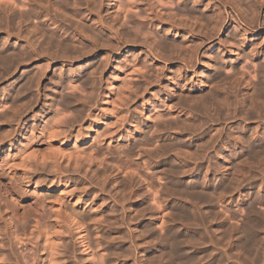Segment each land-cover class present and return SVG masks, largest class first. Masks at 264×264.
Listing matches in <instances>:
<instances>
[{
	"label": "rangeland",
	"instance_id": "obj_1",
	"mask_svg": "<svg viewBox=\"0 0 264 264\" xmlns=\"http://www.w3.org/2000/svg\"><path fill=\"white\" fill-rule=\"evenodd\" d=\"M4 1H6L5 2V4H3L4 3ZM8 1V2H7ZM12 1H13V3H12ZM40 1H43V0H40ZM38 2L37 0H36V3H37V7H35L36 6V4L34 5V4H32L33 2H35V0L33 1H29V3H27L28 2V0H3L2 2L3 3H0V7H1V4H3L2 5V7L0 8V10L2 11V9H4L3 11H6V12H1L3 15L1 16V14H0V16L4 19V18H6L4 21H6V20H8L9 21V25H8V22H6V25H5V23H4V21H3V19L0 21V26H2L1 28L2 29H4V28H6V27H8V29H5V30H0V31H6V33H8L9 35H7V34H5L4 32H0V56L2 57H0L1 59H3V56L5 57V54H6V56H7V54H10L11 52H13L12 50H14V51H16V52H14V54H15V60L17 61H13V62H16L17 64H18V62L21 64H19L18 66H16L17 64L16 63H14V65L16 66V68H15V66L13 65V62L12 61H9L8 60V62L6 61V60H4V63H2V60H1V64H0V66L2 65V64H6V65H3V68H1L0 67V118H3L4 116H5V118H3V120L5 119V121H3V120H0V172H4L5 171V168L3 167V165H4V163H6L8 160L10 161V159L14 156V154L16 155V154H18V153H21L20 151H21V149H22V146H24L25 144H26V142H27V140L29 141L33 136H31V135H34V137L36 136H38V134L40 133V130H41V132L43 131V128L45 129L46 127H47V125L46 124H48L47 123V121L46 120H44V119H47L48 120V118H49V116H50V118L51 119H53V121L51 120V119H49V121L51 120V122H49L50 124H48V125H52L53 124V122H54V118L55 117H57V118H55V120H57V123L60 125L59 127H58V125L55 123V128L57 129H59V132L61 133V137H60V135H57V133H58V130H57V132H56V136H57V139H56V136H55V138L51 141L52 143H53V147H51L49 150H48V153L50 152V153H54L53 155H52V159L53 158H55L57 161H55V162H53V160H55V159H53V160H51L50 161V159H49V161H47L46 162V164L47 165H49V166H47V167H49V168H47V170H46V168H44V166L46 167V165H44L43 166V169H40V170H38L37 169V171L36 170H32L34 167V165H32L33 163L32 162H29V164H28V162H25V165L27 166H25L27 169V173L29 174L30 173V177L32 178V180H31V185L34 187V185L36 184V185H38L37 184V182H39V180H40V182H39V184L41 183V179L43 178V180L44 181H48L49 179L50 180H52L53 179V177H55L54 179H53V183H54V185L56 184V187L54 188V191L53 190H51V191H47L46 192V190H42L41 191V193H42V195H44L43 197H44V199L46 200V203L47 204H51L53 207L55 206V209H58V210H60L61 212H63L64 211V213H62V218L64 217V218H67V220H68V217H70L69 216V214L71 215V213L72 212H69L68 213V210L69 211H74V210H72L73 208L74 209H76V210H79V211H76V213L77 212H80V213H82V212H84V211H86V213H88V215H90V213H91V215L89 216L90 218L89 219H91V220H89L88 219V215L86 214V213H84V214H86V216H85V220H84V225L86 226V224L88 223V222H86L87 220L88 221H92V216L94 217V221L95 222H93L92 221V225L90 224V223H88L87 224V226H88V228L87 227H84V228H86V229H88L89 230V232H91V233H89V232H87L88 233V235H90L89 237L90 238H88L87 239V245H88V247H90L88 250L86 249L87 247L86 246H83V244L85 245V243L82 241L83 239H81L82 238V234L80 233V229H75V225H74V223H70V222H67V224H63L62 222H60V226L63 224V226L65 225V226H69L70 225V227L72 228V227H74V228H70V227H68V228H70V229H68V232L69 233H71V234H68V232H65V230H67V228L64 226V228H66L65 230H64V228H63V226H62V228L61 229H59V225H57V227H56V231L55 232H58V229L60 230V233L58 234H55V235H53V236H55V237H53L54 239H56V240H54V241H56V242H54L56 245H58V246H56L57 247V249L55 248L54 249V251H53V253L54 254H56L57 256H58V254L57 253H55V251L57 250V252H59V254L61 253V252H64V253H61L62 255L60 256H55L54 255V257L58 260H56L54 257H53V254H52V257H51V259H49L48 260V258H49V255L50 254H48V256H47V253H46V250H45V244L43 243V239H41V238H39V240L37 239V241L34 243V241H35V239H36V237H35V239H34V241H33V239H32V242H33V244H32V242L30 243V242H24V243H17V240H16V238L13 236V235H9L8 234V229H6V226H3L2 224H0L1 226H2V228H4L5 230H4V232L6 231L7 232V234H6V237H9V238H7V241H6V239L4 238L3 239V237L2 236H0L1 237V240H0V263L1 264H17V262H18V264H48V261L50 262V260L52 261V259H53V262L51 263L50 262V264H99V263H97V262H99V256H101L100 257V259H101V261L105 258V260H107L108 258V260L107 261H110V263H108L107 261H105V260H103L102 262H101V264H134V262L136 261V263L137 262H139V263H137V264H144V263H146V264H148L149 262H151V263H149V264H172V262H170L169 260L170 259H168V260H166L167 258H171L170 256L174 253V251H172L171 250V252H170V250H168V248H171V246H173V247H178V248H180V251H181V249H182V251H183V253L184 254H186V255H190V256H193L194 257V259H195V261L197 262L198 260V258H197V253L195 254V253H190L189 251H186V249L188 250L189 248H191V246H203V245H205V242H206V244L207 245H205V246H203V247H205V250L203 251L204 253V255H206V253H207V251L209 252V249L211 248V247H217L216 246V243L217 244H220V246H219V248L217 247V248H213V250H212V248H211V250H212V252H214L213 253V256H214V258H215V260H216V262L218 261V257L220 258H222V263L224 262L225 264H237V263H239V261L237 262V260H240V259H242V256H244V251L242 250L241 251V248H239V246L240 245H237V244H240V241H242V239L248 234L249 235V237L247 236L246 238H244L243 240H245V239H247V238H251L252 237V235H253V233H251L252 231H250V228L248 227V224H247V222L246 221H248V218H254L253 219V221L255 220L256 221V219L255 218H258L259 216L261 217H259L260 219H261V221H260V219L258 218L257 219V223L259 224V222L261 223L260 225H258L257 223H255V221L253 222V225H254V223H255V225H254V227L257 225V227L255 228V229H257V231H259V233L255 236H253V238H255V237H257V241H259L260 242V244H264V232H262V231H264V226H262L264 223V217H263V215H264V204H263V202H262V199L264 200V196H262V195H264V188H263V186H264V181H263V183H262V181H261V179L262 180H264L263 178H264V168L262 169V168H259V166L261 165V162H263V164H264V161H262V160H264V155H263V153H264V151H261V152H263V153H260L259 155H256V158H259V157H257V156H260L261 154V156L263 157V159H262V157H260V159H262L261 161H260V163L258 162V160L256 161L255 159H254V157L252 158V161H251V155H252V153H251V151H250V148H246L245 146H241L242 144H244L243 143V141L244 142H246L245 140H247V138H248V140H247V144L246 145H250V143H251V145L250 146H253V145H255V144H257L258 146H261V144H262V146L264 145V141H263V139H264V122H263V124H262V122H261V120L262 121H264V117L261 115V112H263L264 113V106H263V104H264V99H262L263 101L262 102H260V100H258L257 101V99H255L256 101H255V103L253 102L254 101V98L253 99H251L252 97L251 96H253L252 94H251V92L249 93V94H247L248 92L247 91H249V89H247V88H249V86H247V85H249L250 83H258L259 81H260V84H261V86L264 84V76H263V73H264V71H263V69H264V60L262 59L261 60V56H264L263 54H264V9L260 12V13H257V12H255L256 10L254 9V0H238V1H234V3L236 2L238 5H234V3H232L233 2V0L231 1V0H226V5H228L229 6V4H230V1H231V4H230V8L228 7V6H222V10H223V8H224V10H225V13L228 15L227 17H228V19H227V21L224 23L225 25H223V28L220 30V32H218V34H217V37H215V38H213L212 40L210 39V41H208V43H206V44H204L199 50H198V59L200 60V63L199 64H197V65H195V64H191V63H187L188 62V55H190V53L191 52H193L194 51V48L195 47H193V44H194V46H196V44H195V42L197 41V37H199V36H203V35H200L201 33L202 34H204L205 35V33H204V31L206 30V29H208V27H209V30H210V27H211V25H212V21L214 20L215 21V16H216V14H217V12L216 11H218V9H219V7H218V5L215 3V2H213L212 0V2H210V0H198L199 1V3H198V1L197 0H193V4H194V6L192 7V1L191 0H180V4L177 2V0L175 1H171V0H169V3L171 4H169L168 2H166L165 0H163L164 2H163V6H162V4H159L158 3V1L159 2H161L162 3V1L161 0H132V1H130V3L132 4V7L134 8H132L131 7V4H129V3H126L127 1H125V0H123L125 3H123L122 2V0L120 1V0H112L113 2H114V4L112 3V1L111 0H97L96 2H95V0H93L94 1V3H96V4H94L93 3V1H91L92 2V4H91V2H89L88 0H87V3H88V6H87V3H85L86 2V0H84L83 2L84 3H82L81 1L79 2L78 0H75V1H73V2H78V3H81V4H79L80 6L81 5H83V4H85L87 7H89V5L91 4V6H94L95 7V5L96 6H98L99 8L100 7H102L100 10H99V8L97 7V10H99V11H97L96 9H93V7H91V11H90V8H88L87 9V7H84V6H81L82 8H80V9H78V8H76V6H72L73 5V3L71 2L72 0H69V1H67V0H60L59 2H60V5H58L59 3H57L58 2V0H57V2H56V0L54 1V0H45V1H47V2H50L49 3V5H48V3L46 2V3H44V1H43V3H42V6L43 7H41L40 5H38V3H40L41 4V2ZM62 1V2H61ZM101 3H99V2ZM119 1H120V3H119ZM197 1V2H196ZM229 1V2H228ZM243 1V2H242ZM0 2H1V0H0ZM10 2V3H9ZM15 2H16V4H15ZM31 2V3H30ZM52 2H53V4H54V6L52 5ZM55 2V3H54ZM118 2V6L116 7V3ZM172 2V3H171ZM181 2H183V3H181ZM186 2V3H185ZM187 2H188V4H187ZM222 2H223V4H224V0H222L221 1V4H222ZM251 2H252V4H251ZM6 3H7V5H6ZM14 4L13 6H12V4ZM61 3H65L64 4V7H66L65 5H67L68 7H67V10H65V12H63L64 10H63V8L64 7H62L63 5H61ZM70 3L72 4V5H70ZM76 3H74V4H76ZM77 3V4H78ZM153 3V4H152ZM167 3V4H169V5H165V4ZM200 3H202V4H200ZM211 3V4H210ZM213 3H215L216 4V10H215V8H214V4ZM228 3V4H227ZM24 6H23V5ZM29 4V5H28ZM30 4H31V8H30ZM43 4H47L46 5V7L43 5ZM53 6V7H51V9L50 8H48V7H50L51 5ZM56 4L58 5L57 6V8H56ZM76 4V5H77ZM122 4H125V7L126 6H129L130 8H131V12L129 11L130 10V8H129V10H128V8L126 7V8H123L124 7V5H122ZM127 4V5H126ZM178 4V5H177ZM184 4V5H183ZM186 4L188 5V7L186 6ZM189 4H191V5H189ZM242 4V5H241ZM245 4H247V6L245 5ZM6 5V6H5ZM34 5V6H33ZM101 5V6H100ZM113 5V6H112ZM154 5V6H153ZM209 5V6H208ZM212 5H213V8H212ZM231 5H233V7H237V6H241V7H238L236 10H237V12H236V15H242V14H244V15H246L247 13V15H248V17H249V15L251 16L253 13L252 12H255L256 14L254 15V17L253 18H258V25L257 24H253V26L255 25L256 26V28H255V26L253 27L252 26V28H251V31H248L245 35H244V33H243V30H242V25L243 24H245L244 22H243V20L242 19H247V16H244V15H240V17H243V18H241L240 19V17H239V19H240V21H241V23H242V25H241V28H240V25L239 24H237V23H235V22H233V19H229L231 16H233V14L235 13V9L233 8V7H231ZM248 5H251V6H248ZM4 6H5V8H6V10H5V8H4ZM71 6H72V8L74 9L73 11H72V8H71ZM119 6H123V7H119ZM180 6H183V7H187V8H190V9H193V14L191 13V15L190 14H182L181 12H179V10H178V8L177 7H180ZM189 6H191V7H189ZM201 6H202V8H201ZM203 6H204V9H205V6L207 7L205 10L203 9ZM9 7V8H8ZM34 7H35V10H34ZM43 8V9H40V8ZM44 7H45V9H44ZM62 8L61 10H63V11H61L60 12V9H58V8ZM113 7V8H112ZM148 7H149V9L151 10H149L148 9ZM211 7V9H213V10H209V8ZM218 7V8H217ZM11 8V9H10ZM30 8V9H29ZM36 8H38L39 10H42V11H39V10H36ZM55 8V9H54ZM86 8V9H85ZM152 8V9H151ZM182 8V7H181ZM250 8V9H249ZM34 10L33 12H34V15L32 16L31 14H32V12H31V14L29 15L28 13L30 12V11H32V10ZM46 9H48V13H47V11H46ZM50 9V10H49ZM79 11H78V10ZM83 9H84V11H83ZM115 9V10H114ZM119 9V10H118ZM121 9H122V11H121ZM123 9L124 10H128L127 12L126 11H123ZM195 9V10H194ZM220 9V11H222ZM227 9L229 10L230 9V11H228V12H226L227 11ZM231 9H232V11H231ZM29 10V11H28ZM56 10H57V12H56ZM75 10H77V11H75ZM80 10H81V12H80ZM92 10L94 11V13H92ZM96 10V11H95ZM149 10V11H148ZM209 10V11H208ZM235 10V11H234ZM38 11V12H37ZM69 11H71V12H69ZM75 11V12H74ZM86 11V13H84ZM88 11H90L91 12V14H90V12H88ZM175 11V12H174ZM195 11H197V12H195ZM213 11V12H212ZM214 11L216 12L215 14H211V15H209L211 12L212 13H214ZM252 11V12H251ZM24 12H27V13H24ZM41 12V13H40ZM44 12H46L47 14H48V16H47V14L46 13H44ZM52 12V13H51ZM54 12H56V14L54 13ZM60 12V13H59ZM66 12H69V17L71 16H73L72 17V19H70L71 20V23L73 24L74 23V21L76 22V26L78 27V23H84L85 25H79V26H82L83 28H81V27H78L79 29L77 30V28L76 27H74V28H76V29H74V28H72V26H71V23L69 22L70 20H68L69 18H68V16H67V14H66ZM76 12H77V14H76ZM80 12V13H79ZM83 12V13H82ZM87 12H88V14H87ZM96 12H98V14L96 13ZM151 12V13H150ZM173 12H174V14H173ZM210 12V13H209ZM234 12V13H233ZM247 12V13H246ZM250 12H251V14H250ZM24 13V14H23ZM35 13H37V15H35ZM39 13V14H38ZM65 13V14H64ZM76 14L77 15V17L75 16V15H73V14ZM82 13V15H80V16H78L79 14H81ZM170 13H172V14H170ZM196 15H195V14ZM237 13H240V14H237ZM246 13V14H245ZM4 14H6V15H4ZM19 14H21L22 16H20ZM25 14H28V15H25ZM41 14H43V15H41ZM44 14H46V16L44 15ZM53 14L54 15H56V16H54V17H60L61 16V14L63 15L64 14V16H61V19L60 18H55V20L56 21H54L53 19H54V17H52L53 16ZM84 14H85V16H84ZM134 16H133V15ZM136 14H138V15H136ZM172 15V16H174V15H177L178 14V17L176 16V18H175V16L174 17H172V16H170V15ZM179 14H180V16H179ZM202 14L203 15V17L201 16V18L203 19V21H204V19H205V21H207V19H208V21H209V18L210 17H212L213 15V17H215L214 19H213V17L210 19V22H208L207 21V23H209L208 25L207 24H205L204 22V25L206 26L207 25V27H205V26H202V28L203 27H205L204 28V31L202 32L201 30H203L202 28L200 29V27H201V23H202V21H201V18H200V15ZM258 14V15H257ZM39 15V16H38ZM94 15H96V16H94ZM116 15H117V17H116ZM131 15V16H130ZM158 15V16H157ZM184 17V16H192V18L190 19V18H188L187 17V19H186V17L185 18H183L182 19V16ZM199 15V16H198ZM204 15H207V18H205L206 16H204ZM208 15H209V17H208ZM5 16V17H4ZM18 16H20V17H22L23 18V21L21 22V20H20V17H18ZM27 16V17H26ZM43 16H45V17H43ZM66 16V17H65ZM75 16V17H74ZM82 16H83V18L85 17L86 19H84L83 20V18H82ZM88 16V17H87ZM92 16V17H91ZM138 16V17H137ZM139 16H141L142 17V19H141V17L139 18ZM154 16H156L158 19H159V21H158V19L156 18V17H154ZM167 16H169V21L171 22V21H173V19L175 18V20L171 23L172 25L173 24H175V29L172 27V25L170 24V22L169 21H167V22H169V23H167V22H165L166 20H167ZM195 16H198V18H197V20H194L193 19V17L196 19V17ZM257 16V17H256ZM259 16V17H258ZM25 17L26 18H28V19H25ZM43 17V18H42ZM51 17V18H50ZM70 17V18H71ZM96 18V20H98V23H97V21L95 20V23L93 22L94 20L93 19H95ZM133 17H135L134 19H130V18H133ZM180 17V18H179ZM246 17V18H245ZM7 18H9V19H7ZM19 18V19H18ZM49 18V19H48ZM64 18V19H63ZM66 18H68V19H66ZM116 18V19H115ZM117 18H118V20H117ZM155 18H156V20H155ZM44 19V20H43ZM62 20V21H59V20ZM88 19H90L89 20V22H87L88 21ZM102 19V20H101ZM161 19L164 21L165 19V21H164V23L161 21ZM179 19L183 22V23H181V21H179ZM14 20V21H13ZM20 20V21H19ZM49 20V22H47ZM67 20H68V22H67ZM78 20H79V22H78ZM81 20V21H80ZM83 20V21H82ZM133 20V21H132ZM137 21V23H136V21ZM184 20V21H183ZM212 20V21H211ZM251 19H250V17L248 18V20L247 21H250ZM3 21V22H2ZM27 22V26H25L26 24V22ZM92 21V22H91ZM100 21H104L103 23H105V24H103L102 22H100ZM129 21H132V22H129ZM135 21V22H134ZM162 22L161 24L159 23V22ZM197 21V22H196ZM14 22V23H13ZM23 22H25V23H23ZM61 22H63V23H61ZM174 22H176V23H174ZM201 22V23H200ZM227 22H229L228 24H227ZM54 23H56V24H54ZM69 23V24H68ZM100 23V24H99ZM107 23V24H106ZM210 23H211V25H210ZM235 23V24H234ZM261 23V24H260ZM11 24V25H10ZM23 24V25H22ZM43 24V25H42ZM53 24V25H52ZM75 24V23H74ZM89 24V26H90V29H89V26H87ZM94 24H96V26L94 25ZM99 24V25H98ZM121 24H122V26L124 25V28H125V31L127 32H123V34L121 33V31H123L124 30V28L121 26ZM169 24V25H168ZM176 24H178V26L180 27L182 24L184 25H182L181 27H184L183 29L180 27V29H179V27L176 25ZM180 24V25H179ZM4 25V26H3ZM68 25H70V27H67ZM101 25H105L104 27L103 26H101ZM107 25H108V27H107ZM114 26V27H112V26ZM168 25V26H167ZM171 25V26H170ZM259 25H261V27L259 26ZM37 26V27H36ZM45 26V27H44ZM50 26V27H49ZM53 26V27H52ZM98 26V27H97ZM100 26V27H99ZM110 26H111V28L113 29L114 28V30H116V31H114V30H111V34H110V31H109V33H108V31L107 30H110L109 28H110ZM39 27V28H38ZM47 27V28H46ZM64 27V28H63ZM86 27H88V28H86ZM92 27V28H91ZM93 27H95L98 31H96V29L95 28H93ZM105 27L106 28H108L107 30L105 29ZM122 27V28H121ZM168 27H169V29H168ZM172 27V28H171ZM191 27V29L190 30H192L193 29V31H192V33H190V34H188V35H186L185 33H186V30H188L189 28ZM260 27V28H259ZM11 28H12V30H11ZM38 28V29H37ZM40 28H42V29H40ZM54 28V29H53ZM66 28V29H65ZM72 28V29H71ZM99 28V29H98ZM177 28V29H176ZM239 28V29H238ZM255 28V29H254ZM29 29H33L32 31H33V35L35 34L38 38H40L39 40L37 39V38H35L36 36L34 35H32V31H30ZM48 29V30H47ZM63 29V30H62ZM64 29L65 30H67V29H69V30H67V31H64ZM74 29V30H73ZM82 30V31H79V30ZM84 29V30H83ZM87 29V31H86V33H88L87 35H86V33H85V30ZM92 29H95L94 31L92 30ZM105 29V30H104ZM195 29V30H194ZM254 29V30H253ZM7 30H8V32H7ZM35 30V31H34ZM89 30H90V32H89ZM177 30V31H176ZM232 30H234V31H237L238 32V34L237 35H239L237 38L235 37V38H233V39H229V35L228 34H230V33H232L231 31ZM242 30V31H241ZM9 31H11L13 34H11ZM30 31V32H29ZM46 33H45V32ZM49 33H48V32ZM61 31H63L64 33L65 32H67V34L68 35H70V37L72 38H75V39H77V40H75L74 39V41H73V38H72V41L70 40L71 38L70 37H67L66 35H64L63 34V32H61ZM73 31V32H72ZM75 31H79V33H77V32H75ZM114 31V32H113ZM118 31V33L117 34H119L120 35V33H121V37H125V35H127L129 32L132 34V36H134V35H136V34H138V40H137V38H136V36L135 37H132L131 36V34L129 35V37L131 36V40L129 41V39H127L126 37H125V39L123 38L122 39V43L121 42H119V43H117L116 41V43H117V45H118V47H117V45H116V43L114 42V35L116 34V32ZM138 31H141V32H139V33H136L135 34V32H138ZM189 31V30H188ZM195 31H197V32H195ZM206 31H208V30H206ZM205 31V32H206ZM230 33H229V32ZM44 32V34H42V33ZM70 32H71V34H70ZM133 32V33H132ZM169 32V33H168ZM201 32V33H200ZM14 33H15V35H14ZM31 34V36H33L34 38H35V40L34 39H32V38H30L31 36H29L30 34ZM74 33H75V35H74ZM80 33H82V35H83V33L85 34L84 35V38H83V36L81 37V35H80ZM91 33V34H90ZM94 33V34H93ZM113 33H115V34H113ZM126 33V34H125ZM199 34V35H197V34ZM208 34L210 33L211 34V31L209 32H207ZM97 38V37H99L98 38V40L96 39V38H94L93 37V35ZM125 34V35H124ZM170 34V35H169ZM2 35V36H1ZM11 35H12V37H11ZM20 35V36H19ZM56 35V36H55ZM78 35H80V36H78ZM88 35H89V37H88ZM92 35V36H91ZM98 35V36H97ZM184 35V36H183ZM186 35V36H185ZM193 35H195V36H193ZM207 35V34H206ZM242 35V36H241ZM17 36H19L18 38H17ZM22 36V37H21ZM28 36V37H27ZM48 36H50V38L51 39H49V40H51L52 41V39H54L50 44L52 45V47H50L51 45L50 44H45L46 42H47V40H48ZM54 36V38H52ZM61 36V37H60ZM63 36V37H62ZM75 36V37H74ZM93 37V38H91V37ZM128 36V35H127ZM190 36H192V37H190ZM8 39V40H6V38ZM10 37V38H9ZM23 37H24V39H28V40H30V44L31 45H33V44H35V46H33V48L34 49H36L37 50V54H38V56H39V58H38V56H33L32 55V53H31V50H29L28 49V46H27V48H26V46H25V42H27L26 40H24L23 39ZM80 37V38H79ZM100 37H101V39H100ZM111 37H113V39L111 38ZM128 37V38H129ZM195 37V38H194ZM242 39H241V38ZM246 39H245V38ZM2 38H3V40H2ZM45 38H47V40L45 41L44 39ZM70 38V39H69ZM81 38H83L82 40H81ZM87 38L89 39V38H91V40L92 41H96V44L97 43H99L97 46H96V48L97 49H95V47L93 46V47H90V43H91V40L89 39V42H87L88 40H87ZM136 38V39H135ZM219 38V39H218ZM57 39H60L59 41H57ZM93 39H95V40H93ZM106 40V41H110V42H106V41H104L105 42V46L106 45H108L107 47L110 49V53H109V56L111 57L110 58V62H109V64H107V65H105L106 66V69H104V71H103V69L101 68L102 66L104 67V65H103V59L105 58V54H106V56H107V52H109V49L106 47V49H107V51H106V49H105V46H103V47H100L101 45H104V43L102 42L103 40ZM112 39V40H111ZM132 39H133V41H132ZM135 39V40H134ZM163 39V40H162ZM226 39H229V40H226ZM235 39L237 40V41H235ZM243 39L244 40H248V42L250 43V42H252L251 43V45L252 46H249V45H247V47L246 48H241L240 47V41L242 42L243 41ZM4 40H5V42H4ZM43 40H44V42H43ZM48 40V42L47 43H49L50 41ZM62 40V41H61ZM99 40H101L100 42H97V41H99ZM143 40H145V41H143ZM223 41V43H222V46H221V41ZM32 41V42H31ZM64 41H66V44L67 45H65L66 46V49H65V46H64V44H65V42ZM73 43H71V42ZM75 41H77V42H75ZM113 41V43H111ZM124 41V42H123ZM126 41H128L129 42V44H128V42H126ZM136 41H138L137 42V44L135 43V45L133 44L134 42H136ZM147 41V42H146ZM182 41V42H181ZM218 41H220V42H218ZM225 41L227 42L228 41V43H229V45L227 46V45H224V44H226L225 43ZM233 42V43H235V44H232V45H230L231 43L230 42ZM235 41V42H234ZM3 42L6 44H4L3 45ZM20 42V43H19ZM56 42H58V44L60 45V46H64V50H65V52H66V54H67V56L68 57H70V56H73L72 57V61H73V58L76 60H74L73 62H71V61H69V58L67 59L68 60V62L65 60V58H66V55H64L63 56V54H65V52L63 51V53H59V51L58 50H60V51H62L61 50V48H60V46H58V44H55ZM60 42V43H59ZM87 44H89V45H87ZM103 43V44H100V43ZM126 42V43H125ZM133 42V43H132ZM160 42H163L162 44L166 47V48H164V46L163 47H161L160 48V45H161V43ZM178 42V43H177ZM2 43V44H1ZM9 43V44H8ZM24 43V44H23ZM33 43V44H32ZM40 43V44H39ZM61 43H62V45H61ZM76 43V44H75ZM78 43H81V45H83V48H82V46L80 47V49L79 48H77V46H79L80 44H78ZM120 43H121V47L119 48V46H120ZM126 45H125V44ZM133 45H132V44ZM146 43V44H145ZM175 43H176V45H178L177 47L176 46H174L175 45ZM180 43L182 44V45H184L185 43V47H186V45H187V47H190V48H188L187 49V47L185 48L184 46H183V48L181 47V45H180ZM197 43V42H196ZM211 43V44H210ZM227 43V44H228ZM238 43H239V45H238ZM42 44V45H41ZM53 44H55V46L53 45ZM70 44H71V46H70ZM78 44V45H77ZM84 44H85V50L87 49V47H90V48H88V50H87V53H88V51H89V53H91V48H93L92 49V53L91 54H87L86 55V51H84L83 49H84ZM94 44H95V42H94ZM131 44V45H130ZM160 44V45H159ZM174 44V45H173ZM261 44V45H260ZM1 45H3V46H1ZM73 45H77L76 47H74ZM87 45V46H86ZM93 45V43L91 44V46ZM111 45H113L114 47L116 46L117 47V49H116V47H115V49H112V48H114V47H112ZM180 45V46H179ZM189 45V46H188ZM223 45H224V47H223ZM239 49H236V47ZM6 46V47H5ZM67 46H68V49H67ZM73 46V47H72ZM158 46H159V49H165L163 52H159V49H157L158 48ZM233 46V47H232ZM1 47H2V49H1ZM4 47V48H3ZM51 48V49H49L48 48V50H46V49H44V50H42L43 48ZM70 47V48H69ZM72 47V48H71ZM98 47H100V48H98ZM182 49H181V48ZM235 47V48H234ZM240 47V48H239ZM63 48V47H62ZM78 49V52H79V54L76 52V49ZM121 50H119V49ZM180 48V49H179ZM217 50H216V49ZM220 48V49H219ZM221 48H222V50H221ZM224 48H225V50H224ZM232 48V49H231ZM247 48H248V51H246L247 50ZM249 48H250V50H249ZM253 50H252V49ZM5 49H6V51H5ZM27 49H28V51H27ZM72 49H73V52H74V54H73V52H72ZM90 49V50H89ZM95 49V50H94ZM104 49V50H103ZM138 49V50H137ZM142 49V50H141ZM150 49L152 50L151 52H150ZM179 49V50H178ZM191 49V50H190ZM192 49H193V51H192ZM235 49L237 50L236 52H235ZM243 49V50H242ZM259 49V50H258ZM260 49L261 50H263V51H260ZM39 50V51H38ZM47 52H46V51ZM49 50H50V52L52 53V55H51V53L49 52ZM69 50H70V54H72V55H70L69 54ZM83 50V52H85L84 54H82L81 53V51ZM188 50V51H187ZM240 50H241V53H240ZM252 50V51H251ZM4 52V53H2V52ZM9 52V53H6V52ZM22 51V52H21ZM40 51H41V53H40ZM47 53V55H46V53ZM68 51V52H67ZM95 51H98V52H96L95 53ZM104 51V52H103ZM113 51V52H112ZM116 51H117V53H116ZM139 51V52H138ZM147 51L151 54V55H153L154 56V59L151 57V55L149 54V53H147ZM153 51H154V53H157V52H159L158 54H163V55H165V58H167V59H164L165 61H163V59L161 60V59H159L160 57H157L156 55H154V53H153ZM156 51V52H155ZM180 51V52H179ZM222 51V52H221ZM231 51H232V53H231ZM242 51H245V53H244V56L245 57H242L241 58V60L239 59V58H237L236 56L238 55V53H240V55L242 54ZM250 51H251V54H250ZM262 52V55H259V56H257V57H254V54H258L259 52ZM17 52H20V53H22V55L20 54V53H17ZM29 52V53H28ZM42 52H44L45 53V56H46V58H45V56L44 55H42L43 53ZM72 52V53H71ZM190 52V53H189ZM254 52V53H253ZM26 53V54H25ZM30 53H31V55H30ZM75 53H77L78 54V57H79V59H78V57H77V55L75 54ZM93 53H95V55L93 54ZM133 53H136V55H138V58H137V56L136 55H133ZM210 53V54H209ZM211 53H213V54H211ZM248 53V54H247ZM253 53V54H252ZM3 54V55H2ZM28 55V56H25V55ZM39 54H41V55H39ZM48 54H50V56H53V58L54 59H52V57L50 58L49 57V55ZM69 54V55H68ZM82 56H81V55ZM102 54V55H101ZM104 54V55H103ZM193 53H191V55H192ZM194 54H195V52H194ZM215 54V55H214ZM236 54V55H235ZM17 55V56H16ZM19 55H21L20 57L22 58L23 57V55H24V57L22 58L23 60H21V58L20 57H18ZM60 55V56H59ZM86 55V56H85ZM101 55V56H100ZM159 55V56H160ZM214 57V59H216L215 60V62H214V60L212 61L211 59L213 58L212 56ZM30 56V57H29ZM31 56H32V58H31ZM41 56V57H40ZM62 56V59H60V57ZM75 56H76V58H75ZM81 56V57H80ZM113 56V57H112ZM134 56H136L135 58H134ZM149 56V57H148ZM156 56V57H155ZM187 57V58H185L184 59V62H185V60L187 61V62H183V59H182V57L184 58V57ZM208 56H210L209 58H208ZM28 57H29V61H31V62H29L28 61V63H26L25 61L26 60H28ZM44 57V58H43ZM47 57L49 58V59H47ZM57 57H59V58H57ZM64 57V58H63ZM103 57V58H102ZM161 57H164V56H162L161 55ZM212 57V58H211ZM216 57V58H215ZM232 59H231V58ZM25 58V59H24ZM31 58V59H30ZM35 58H37V59H35ZM134 58V59H133ZM149 58H152V59H150L149 60ZM156 58H158L159 60H156ZM190 58V57H189ZM252 58H254V59H252ZM52 59V60H51ZM56 59V60H55ZM60 59V60H59ZM100 59V60H99ZM102 59V60H101ZM137 59V60H136ZM182 59V60H181ZM232 61H231V60ZM238 59V60H237ZM44 60V61H43ZM50 60L52 61V62H50ZM55 60V61H54ZM63 60H64V62L67 64H65V63H62L63 62ZM95 60V62L93 63V61ZM136 60V61H135ZM167 60V61H166ZM224 60H225V62H224ZM233 60H235V62H233ZM25 62L26 64H22L21 62ZM48 61V62H47ZM99 61V63H101L102 62V64H100V66H98L97 64H99V63H97L96 64V62H98ZM150 61V62H149ZM153 61V62H152ZM160 61H162V62H164V63H161ZM210 61H212V62H210ZM216 61H217V63H216ZM219 61H221L220 62V65L218 64L219 63ZM227 61V62H226ZM229 61V62H228ZM5 62H7V63H5ZM10 62V63H9ZM12 62V63H11ZM42 62V63H41ZM79 62H80V64H79ZM91 62H92V64L94 65V64H96V67L98 68V69H96L95 68V66L93 67L92 65H91ZM160 62V63H159ZM166 62V63H165ZM209 62V63H208ZM9 63V64H8ZM39 63V64H38ZM61 63V64H60ZM68 63H70V64H68ZM76 63V64H75ZM90 63V64H89ZM143 63L144 64H146V65H143ZM186 63L187 64H189V65H186ZM203 63V64H202ZM206 63H207V66H208V64H210V65H215L216 64V69H218L217 71H220V73L218 74V73H216V71H214V69H212V68H209V67H207L206 66ZM230 63V64H229ZM8 64V65H7ZM37 64V65H36ZM151 64V65H150ZM163 65V66H161V65ZM185 64V65H184ZM217 64H218V68H217ZM227 64V65H226ZM263 64V65H262ZM11 65V66H10ZM47 65V67L46 68H44L45 66ZM84 65L86 66V67H84ZM110 65V66H109ZM158 65V66H157ZM161 66V70H162V72H160L161 70H160V66ZM201 65V66H200ZM204 65V66H203ZM229 65L232 67V69L229 67ZM262 65V66H261ZM5 66V67H4ZM40 66H42V67H40ZM136 66V67H135ZM145 68V66L147 67V68H143V67ZM157 67V70H159V72L158 71H156V67ZM187 66V67H186ZM195 66V67H194ZM222 66V67H221ZM233 66L235 67V68H233ZM37 67H39L40 69L42 68H44V69H46V71L44 72V75H43V73H42V71H44V70H40L41 71V73L40 72H36V71H39V68L37 69ZM83 67V68H82ZM130 67H133V69L132 70H134L135 71V68H138L139 69V73H138V71H135V72H133V71H131V73H126V74H122V72L123 73H125V71H127V72H129L128 71V69L130 68ZM158 67H159V69H158ZM167 67V68H166ZM193 67V68H192ZM220 67V68H219ZM263 67V68H262ZM15 68V69H14ZM79 68H80V70H79ZM88 70H87V69ZM90 68H93V69H90ZM105 68V67H104ZM119 68V69H118ZM126 68V69H125ZM165 68V69H164ZM262 68V69H261ZM3 69H5V72H7L6 74H5V72L3 71ZM7 69V70H6ZM10 69V70H9ZM70 69V70H69ZM74 69V70H73ZM83 69V70H82ZM95 69V71H92L91 73L92 74H94L93 72H98V73H101L100 74V76H99V74L97 73V74H94L95 75V77H94V75H93V77H92V75H90V74H88L91 70H94ZM102 69V70H101ZM141 69V70H140ZM168 69V70H167ZM211 69V70H210ZM16 70V71H15ZM87 70V71H86ZM137 70V69H136ZM165 70V71H164ZM215 72H213V71ZM233 70V71H232ZM9 71H12V75H11V72H9ZM34 71V72H33ZM67 71H69L68 73H67ZM73 72L74 74H72L71 72ZM75 71V72H74ZM80 71V72H79ZM85 71V72H84ZM89 71V72H88ZM100 71V72H99ZM4 72V73H3ZM15 72V73H14ZM30 72H32V73H34V75L32 74V73H30ZM60 72H61V74H60ZM64 74H63V73ZM79 74H77V73ZM83 72V73H82ZM87 72V73H86ZM120 72V73H119ZM142 72V73H141ZM156 72H158V74L156 73ZM212 72V73H211ZM259 72H261V74L259 73ZM9 73V74H8ZM30 73V75H28V74ZM35 73H37V74H35ZM77 74V76H76V74ZM134 73V74H133ZM135 73H138V75H136ZM140 73H141V75L144 73L145 74V78H144V74L141 76L140 75ZM159 73H161V75L159 74ZM211 73V74H210ZM232 73H235V78L233 77V76H231V74ZM236 73L238 74V76L236 75ZM7 74H8V76H10V77H8L7 76ZM32 74V75H31ZM39 74H41V75H39ZM67 74V75H66ZM71 74H72V76H71ZM86 74H87V79H86ZM120 74V75H119ZM129 75V80H130V77L132 78L130 81L128 80V78H127V82L129 81V82H131V83H129V84H131V85H128V84H126V83H123V84H125V86L126 85H128L127 86V92L126 91H122L123 89H122V83L120 82L121 80H123L122 79V77L124 78V75H126V77ZM133 74V75H132ZM209 74V75H208ZM215 76H218L219 78L221 77L222 78V80H221V78L219 79L218 77H214L213 75ZM239 74H240V76H239ZM261 75V77H262V79H261V77H259L260 75ZM7 76L6 78L4 77V76ZM14 75V76H13ZM28 75V76H27ZM89 75H90V77H92V80H90L89 81V79H90V77H89ZM123 75V76H122ZM130 75H132V76H135V78L134 77H132V76H130ZM156 75V76H155ZM161 77H160V76ZM198 75V76H197ZM212 77H211V76ZM224 75V76H223ZM234 75V74H233ZM24 76H25V78L27 79L29 76H31V77H29L28 79H30V78H32L33 79V77H34V79H35V81H34V79L32 80V79H30L31 80V82L30 83H36V81H37V83H38V81H39V83H38V86L35 88V86H33L34 87V89L31 87L32 86V84H30L29 83V88L31 87L32 89L30 90V95H29V98H31L32 96V100L31 99H27L28 101H29V103L27 102V100H26V98L24 99L25 100V104H28V107H26L27 105H25V107H26V109H27V111H26V109H25V107H24V104L22 105V103H24L22 100H19L18 102H21L20 104L21 105H19V103H17L18 104V106L16 105V103H15V105H16V107H18L19 109L21 108V107H24V108H21L20 110L18 109V110H16L17 108H15V110H16V112L18 111V114H14V112H15V110H14V103H12V101H10V95H11V91L14 89V86H16V84L17 83H19L20 82V80L22 79V77L24 78ZM27 76V77H26ZM43 76V77H42ZM60 76H62V78H60ZM63 76H64V78H63ZM118 78H117V77ZM137 76V77H136ZM157 76H159L158 77V80L157 79H155V77H157ZM201 76H203V77H201ZM205 76V77H204ZM207 76V77H206ZM230 76V78L228 79V77ZM82 77H85V79H86V83H90V82H92L93 81V79H95L94 80V82L96 81L97 83H92L93 84V86L94 87H92V84H86V85H89L90 87H83V85H85L83 82H82V80L80 81L79 79H81ZM98 77L100 78L99 80H98ZM126 77L124 78V80H126ZM197 77H198V79H197ZM227 77V78H226ZM233 77V78H232ZM239 79H238V78ZM240 77H243L242 79L244 80V81H242V79H240ZM54 78V79H53ZM61 79V81L59 80V82H58V84L56 85V83H57V81H58V79ZM73 78V79H72ZM76 78V79H75ZM89 78V79H88ZM97 78V79H96ZM117 78V80L115 81V79ZM175 78H176V80H175ZM200 78V79H199ZM203 78V79H202ZM206 78H208V81H207V79ZM215 78V79H214ZM231 78H232V80H231ZM52 79H53V81H52ZM114 79V80H113ZM121 79V80H120ZM155 79V80H154ZM161 79V80H160ZM206 79V80H205ZM220 81V83L223 81V85H225V87L224 86H222V83L220 84V87L218 86V88H216L217 87V85H215L214 83H213V81H215V83L217 84L218 83V85H219V81ZM18 80V81H17ZM74 80V81H73ZM76 80L78 81V82H76ZM112 80V82H110ZM171 80L173 81V83L171 82ZM175 80V81H174ZM179 80V81H178ZM198 80L200 81V80H202V81H204L203 83H205V84H203L202 83V81H200L201 83H202V85H203V87L202 88H197L198 87V85L196 84L197 82H198ZM210 80H211V82H210ZM216 80L218 81V82H216ZM229 81V82H227V81ZM239 80H240V82H239ZM251 80V82H248V81H250ZM262 80V81H261ZM16 81V82H15ZM34 81V82H33ZM89 81V82H88ZM99 81V82H98ZM120 82V84H119V86H117L116 84H118L119 82ZM227 82V84H229L230 85V82H236L237 84V86L234 84L233 85V87L230 85H226V82ZM15 82V83H14ZM62 82V83H61ZM73 82H76V87H75V85H73V84H75V83H73ZM79 82L81 83V84H83V85H81V84H79ZM123 82V81H122ZM177 84H176V83ZM183 82V83H182ZM210 84H212V86L210 85L209 86V83ZM246 82V83H245ZM102 83V84H101ZM172 83V84H171ZM207 83V84H206ZM225 83V84H224ZM245 83V84H244ZM247 83H249V84H247ZM263 83V84H262ZM62 84H64V86L62 85ZM115 84V85H114ZM122 84V85H121ZM180 86H179V85ZM193 84V85H192ZM231 84H233V83H231ZM259 84V85H260ZM14 85V86H13ZM54 85V86H53ZM56 85V86H55ZM63 86V87H61V86ZM74 86V87H72V86ZM97 85L98 86H100L99 87V89H97ZM112 85V86H111ZM208 85V86H207ZM216 86L215 88H213L212 89V87L213 86ZM10 86V87H9ZM111 86V87H110ZM172 86H176V87H172ZM184 88H183V87ZM190 86V88H188ZM192 86V87H191ZM264 86V85H263ZM262 86V87H263ZM9 87V88H8ZM12 87V88H11ZM53 87H54V89H53ZM69 87H71V89L69 88ZM117 89H116V88ZM118 87H121V88H118ZM186 87V88H185ZM207 87H208V89H210V87H211V89L210 90H208L207 89ZM60 88V89H59ZM91 90V89H97L96 91V93H94L95 92V90L93 89L91 92L89 91V89ZM114 90H113V89ZM182 88V89H181ZM205 88V89H204ZM219 88H221V89H219ZM229 88V89H228ZM264 88V87H263ZM37 89H39L38 90V93L37 94H35V92H36V90ZM55 89H56V92L58 93V91H60L58 94L55 92ZM59 89V90H58ZM71 91H70V90ZM111 89V90H110ZM118 89H120V91H118ZM122 89V90H121ZM124 89H125V87H124ZM128 89H129V93H128ZM180 91H179V90ZM193 89V90H192ZM228 89V90H227ZM99 90V91H98ZM118 91L117 92V94L120 92V95L118 94V95H116L118 98H115L116 96L114 95V94H116V92L115 91ZM190 90V91H189ZM204 90H205V92H204ZM215 90V91H214ZM217 90V91H216ZM221 92H220V91ZM8 91V92H7ZM35 91V92H34ZM94 91V92H93ZM111 91H113V92H111ZM121 91L123 92V93H121ZM165 91H166V94H165ZM222 91H223V93H222ZM247 93H246V92ZM262 91H263V89H262ZM10 92V93H9ZM52 92H53V94H55V95H53L52 94ZM94 94H93V93ZM125 92H126V94H125ZM163 92V93H162ZM169 92L171 93V94H169ZM182 92H184V95H185V93L188 95H190V93H191V95H195V93H196V95L198 94L199 95V93H200V95H199V97L197 98V99H199V100H201L202 99V101H199V100H196V98L194 99V100H196V101H192L190 98H189V95L187 96V95H185L186 96V98L188 97L189 99L188 100H185V97H184V95L183 96H180L181 94H183ZM264 92V91H263ZM10 95H9V94ZM34 93V94H33ZM100 93V94H99ZM109 93H111V94H109ZM113 93V94H112ZM129 95H128V94ZM181 93V94H180ZM205 93H206V96H204L205 95ZM222 93V94H221ZM228 93V94H227ZM6 94H8V96H6ZM48 94V95H47ZM52 94V95H51ZM96 94V95H95ZM99 94V95H98ZM121 94H122V96L123 97H121V98H123L122 99V101H123V103L122 104H118V102H121V101H119V99H120V96H121ZM163 94V95H162ZM165 94V95H164ZM178 94H180V95H178ZM201 94H204V95H202V96H204V97H202L201 96ZM220 94L222 95V96H224L225 94H226V96H225V98L227 99V101H228V103H227V105H223L222 103H224V102H227L226 101V99L224 98V97H222V96H220ZM247 94V95H246ZM250 94H251V96H250ZM264 93H262L261 95H262V97L264 96L263 95ZM38 95V96H37ZM46 95H47V97H46ZM51 95V96H50ZM66 95V96H65ZM93 95H95V96H93ZM98 95V96H97ZM113 95L115 96V97H113ZM171 95H173V96H170ZM191 95H190V97H191ZM52 96H53V98H52ZM66 98H65V97ZM67 96H69V98H67ZM70 96H73V97H71V99L72 98H74V100L72 99H70ZM92 96H93V98H95L96 99V101H94L93 100V98H92ZM124 96L125 97H127L128 96V98L127 99H124ZM200 96H201V99H200ZM218 97V98H216V97ZM234 96H236L235 97V99H234ZM248 96L249 97H251V98H248ZM260 96V95H259ZM258 96V97H259ZM6 99H5V98ZM8 97V98H7ZM34 97H37L36 98V100H35V98ZM49 97H51L52 99L49 101ZM64 98V100L66 101L67 99L69 100L70 99V101H71V103H70V101L68 102V103H70V105L69 104H67V105H63V103H64V100L62 101H60V99H62V98ZM80 97V98H79ZM90 97L92 98V100L91 101H89L90 100ZM210 97V98H209ZM222 97V99H220V98ZM49 98V99H48ZM76 98V99H75ZM77 98H78V100L80 99V100H83L84 99V101L86 100V102H82V104L83 105H88L87 106V108L85 107V106H83L82 104L80 105L79 103H80V101H77ZM89 98V100H87ZM112 98H115V101H117L118 100V102H115V103H117L118 105H114V103L112 104V101H113V99ZM175 98V99H174ZM219 99L220 101H221V104H220V102H219V100H218V102H219V104H218V102L216 103V99ZM236 98H237V100H236ZM38 99V100H37ZM47 99V100H46ZM176 99H179L178 101H176ZM193 99V98H192ZM205 99L206 100H208L207 102L205 101ZM233 99L236 101H233ZM46 100V101H45ZM172 100V101H171ZM173 100H175L174 102H175V105L173 104L174 102H173ZM182 101V106H187L188 107V105H189V107L192 109L193 107V109H195V110H191L189 107V109H187V110H184V108L183 107H180V105H181V101ZM190 100V101H189ZM203 100H204V102H203ZM210 100V101H209ZM225 100V101H224ZM245 100V101H244ZM35 101V102H34ZM36 101H38V102H36ZM60 101V102H59ZM76 102L77 101V103H73V105H72V102ZM187 101H189V102H187ZM192 101V103H190ZM9 102H10V105H12L13 104V106L11 107V106H9ZM33 102V103H32ZM45 102H47V103H45ZM63 102V103H62ZM97 102V103H96ZM171 102H173V103H171ZM204 103V107H203V103ZM231 102H235L236 103V107H237V110H238V112L237 111H235V110H233L234 108L236 109V107L235 106H233L234 104L232 103V105H230V103ZM237 102H239L238 104H237ZM244 102V104L246 103V102H248V103H250V104H247L246 103V105H244V104H242ZM35 103V104H34ZM60 103H62V104H60ZM166 103V104H165ZM169 105H168V104ZM170 103H171V105L173 104L174 106H175V108H174V106H171L170 105ZM179 103V104H178ZM190 103V104H189ZM196 103V104H195ZM199 103H202L200 106L198 105ZM208 105H207V104ZM259 103V104H258ZM31 104H33L34 106H32ZM48 104H49V107H48ZM95 104V105H94ZM161 106H160V105ZM176 104H178V105H176ZM210 104V105H209ZM262 104V105H261ZM32 106V107H30L29 108V106ZM44 105V106H43ZM46 105V106H45ZM69 105V106H68ZM121 105H124V107L123 106H121ZM246 106V108L244 107V106ZM255 105H259V107L258 106H255ZM261 105V106H260ZM20 106V107H19ZM63 106V107H62ZM67 106H68V108H67ZM79 107V108H76V107ZM81 106V107H80ZM112 106H114L113 107V109L114 108H116L117 106H119V107H117L116 109H118V113H116L117 112V110L115 109L114 110V113L112 112L113 111V109H112ZM116 106V107H115ZM167 106H169L168 108H167ZM176 106H178L177 107V109H176ZM208 106V107H207ZM210 106V107H209ZM212 106H214V109H213V107ZM226 106V107H225ZM230 106H233V108L231 109V107ZM250 106V107H249ZM254 106V107H253ZM262 106H263V109H262ZM86 109H85V108ZM162 107V108H161ZM171 107V110L169 109ZM187 107H185V108H187ZM201 109H200V108ZM206 107V108H205ZM228 107V108H227ZM230 107V108H229ZM245 109H244V108ZM253 107V108H252ZM256 107H258L259 108V111H261L260 109H262V111L260 112V115L258 114L257 115V113H259V112H257L256 113V111H258V109L257 110H255L256 109ZM261 107V108H260ZM30 110H29V109ZM47 108V109H46ZM51 108V109H50ZM82 108H84L83 109V112L81 111V113L80 112H78V113H80V114H82V113H84V115H83V117H82V115H79L78 113H77V111H79V110H82ZM179 108V109H178ZM203 108H205V110L203 109ZM210 108V109H209ZM227 108V109H226ZM248 108V109H247ZM255 108V109H254ZM9 109H10V112H12V113H10L9 112ZM49 109H50V111H49ZM78 109V110H77ZM124 111H123V110ZM161 109V110H160ZM175 109V110H174ZM207 109V110H206ZM215 109H219V111L218 112H216L217 110H215ZM253 109L255 110L254 111V113H253ZM14 110V111H13ZM85 110V111H84ZM126 110V111H125ZM173 110V111H172ZM182 110V111H181ZM190 112H189V111ZM226 110H228V111H226ZM249 111V113H247L248 111ZM250 110H252L251 112H250ZM47 111V112H46ZM108 112V113H106V112ZM111 111V112H110ZM120 111H121V113H123V115L120 113ZM182 113H181V112ZM183 111H184V114H183ZM189 112L188 114H187V112ZM195 111V112H194ZM202 113H201V112ZM247 111V112H246ZM46 112V113H45ZM173 112H175V113H173ZM178 112H180V113H178ZM194 112V113H193ZM233 112H235V113H233ZM10 113V114H9ZM43 113V114H42ZM104 113V114H103ZM107 115H106V114ZM121 114V117L122 116H124V119H123V117H122V120L119 118V120H116V118L118 119V116H120V114ZM157 113H161L160 115L159 114H157ZM199 113H201V114H199ZM219 113V114H218ZM245 113H247L246 114V117H247V115L249 114L250 116L252 115V116H254V114H256L255 115V117H251V119H253L254 118V121H252V120H250V118H249V120L247 119V118H245ZM253 113V114H252ZM14 114V115H13ZM54 114V116H51V115H53ZM56 114V115H55ZM62 114V115H61ZM109 114V115H108ZM113 114V115H112ZM116 114V115H115ZM119 114V115H118ZM153 114H156V116L155 115H153ZM177 114H179V115H177ZM187 114V115H186ZM237 114V115H236ZM11 115H12V117H11ZM49 115V116H48ZM58 115H60V118L59 119H61V122H60V120H58ZM78 115V116H77ZM104 115V116H103ZM157 115H159V116H157ZM219 115V116H218ZM264 115V114H263ZM6 116H9V117H7V119L8 120H13V121H11V123L8 121V122H6L7 120H6ZM47 117V118H44V117ZM78 117V120H81L80 122L79 121H77V117ZM82 118H81V117ZM88 116H89V118H88ZM115 116H116V118H115ZM152 116V117H151ZM154 116H155V118H154ZM162 116V117H161ZM237 116V117H236ZM261 116V117H260ZM18 117V118H17ZM79 117H80V119H79ZM249 117V116H248ZM11 118V119H10ZM114 118H115V121H118V122H113L114 121ZM152 118H154V119H152ZM158 118V119H157ZM189 120H188V119ZM217 118H218V120H217ZM221 120H220V119ZM244 118V119H243ZM92 119H94L93 121H90V120H92ZM174 119V120H173ZM187 119V120H186ZM211 119V120H210ZM246 119V120H245ZM44 120V121H43ZM63 120V121H62ZM76 120V121H75ZM97 120V121H96ZM100 120H102V121H100ZM113 120V121H112ZM123 120H126V121H123ZM147 120H149V122L147 121ZM160 120V121H159ZM191 120V121H190ZM195 122H194V121ZM214 122H213V121ZM223 120H224V122L225 123H223ZM45 121H46V123H45ZM73 121H75V122H73ZM99 121V122H98ZM120 121H121V123H120ZM132 121H134V123L132 122ZM186 121H188L187 122V124H188V126H187V128H185L186 127ZM193 121V122H192ZM211 121V122H210ZM221 121V122H220ZM6 122V123H5ZM61 124H60V123ZM78 122V123H77ZM94 122V124H92ZM96 122V123H95ZM107 122V124H105ZM111 122L112 123H114V125L112 124V126H110V129H109V123L111 124ZM124 122V123H123ZM151 122V123H150ZM158 122H159V124H158ZM173 122H174V125H173ZM176 122V123H175ZM181 122V123H180ZM184 124H183V123ZM189 122L191 123V124H193V125H189ZM212 122L214 123V124H212ZM217 122H220V124H218ZM8 123V124H7ZM120 123V124H122L123 123V126L122 125H120L119 124V126H120V128H119V126H118V128H117V125ZM132 123V124H131ZM148 123V124H147ZM177 123H178V125H180L179 127H180V129H179V127H178V125H177ZM180 123V124H179ZM216 123V124H215ZM5 124H7V125H5ZM10 124V125H9ZM44 124L46 125V126H44ZM99 124V125H98ZM133 124H135V125H133ZM163 124H165V125H163ZM171 125L170 126V128H169V125ZM182 124V125H181ZM197 125V126H194V125ZM3 125V126H2ZM64 125V126H63ZM66 125V126H65ZM95 125V126H94ZM98 125V126H97ZM125 125V126H124ZM132 125V126H131ZM141 125H143V126H141ZM161 126V128L163 129L164 127H166V125H168L165 129H167L168 130V132H167V130L165 131V129L164 130H162L161 128H160V126ZM177 125V126H176ZM185 125V126H184ZM211 125V126H210ZM217 125V126H216ZM6 126V127H5ZM44 126V127H43ZM99 126H101V127H99ZM107 126V127H106ZM116 126V127H115ZM123 128H122V127ZM134 126V127H133ZM164 126V127H163ZM174 126H176V127H174ZM213 126H214V128L216 129V127H217V129L216 130H213L214 128H213ZM49 127V126H48ZM105 127H106V130H105ZM172 127H174V128H172ZM201 127V128H200ZM35 128V129H34ZM40 128V129H39ZM64 128V129H63ZM67 128V129H66ZM100 128V130H98ZM107 128H108V130L109 131H113L112 130V128L114 129V130H117V132L115 133L114 131H113V133H109V134H111V137H110V135L108 136V131H107ZM122 128V129H121ZM134 128V129H133ZM140 130H139V129ZM160 128V133H156L155 131H156V129H159ZM200 130H198V129ZM34 129V130H33ZM37 129V130H36ZM56 129H53V130H56ZM93 129V130H92ZM121 129V130H120ZM136 129H138V130H136ZM173 129H174V131H173ZM185 129H187V130H190V134L188 133V132H186V130ZM197 129V130H196ZM212 129V130H211ZM243 129H244V131H243ZM92 130V131H91ZM97 132H96V131ZM122 130H123V132H122ZM134 132H133V131ZM169 130H172V131H169ZM178 130V131H177ZM192 130H193V132H192ZM195 130V131H194ZM36 131H39V132H36ZM78 131L79 132H81L80 133V135H78L79 133H78ZM91 131V132H90ZM98 131H100V132H98ZM104 131H106L105 133H107V135H105L104 136V134L105 133H103ZM125 131V132H124ZM132 131V132H131ZM164 131V133H162ZM199 131V132H198ZM219 131H220V133H219ZM235 131V132H234ZM238 131V132H237ZM240 131H242V133L240 132ZM256 131V132H255ZM83 132V133H82ZM96 132V133H95ZM119 132V133H118ZM158 132V131H157ZM172 132V133H171ZM178 132H180L178 135L176 134V133H178ZM196 132V133H195ZM197 132H198V134H197ZM201 132V133H200ZM215 132H217V133H215ZM230 132V133H229ZM231 132L234 134V133H236L235 134V136L233 135V134H231ZM245 132V133H244ZM259 132V133H258ZM16 133V134H15ZM32 133V134H31ZM98 133H99V135L102 133L103 134V136H104V138L102 137V134L100 135L103 139H101V137H100V142H102V143H100V142H95V140H93V139H97V138H99V135H98ZM122 133V134H121ZM125 133V134H124ZM128 133V134H127ZM130 133V134H129ZM192 133H195V134H192ZM209 133V134H208ZM223 135H222V134ZM253 135H252V134ZM258 133V134H257ZM59 134V133H58ZM64 134H66V135H64ZM68 134V135H67ZM73 136H72V135ZM92 134H95V135H92ZM134 134V135H133ZM156 134V135H155ZM159 134V135H158ZM197 134V135H196ZM201 134V135H200ZM212 134V135H211ZM238 134H239V137H236V136H238ZM249 136H251L252 135V138L251 137H249ZM251 134V135H250ZM69 135H70V137H69ZM78 135V136H77ZM129 135H130V137H129ZM205 135V136H204ZM208 135V136H207ZM214 135H216V137L220 140V141H218V139L216 138V137H214ZM220 135V136H219ZM232 135V137H230ZM242 135V136H241ZM246 135H247V137H246ZM256 135V136H255ZM59 136V137H58ZM77 138H76V137ZM80 136H82V137H80ZM89 136V137H88ZM91 136H93V137H91ZM113 136V137H112ZM126 136V137H125ZM195 136H197V137H195ZM209 136H210V138H209ZM227 136H229V137H227ZM234 136V137H233ZM244 136V137H243ZM261 136V137H260ZM67 137V138H66ZM84 137V138H83ZM94 137H96V138H94ZM109 137V138H108ZM123 137L126 139V140H123ZM128 137V138H127ZM175 137V138H174ZM213 137H214V139H213ZM220 137V138H219ZM59 138H61V139H59ZM64 138V139H63ZM69 138V139H68ZM74 138H76L77 139V141H76V139H74L75 140V142H74V140L73 139ZM132 138H134V139H132ZM142 138V140H140ZM201 138H202V140H204L203 138H209V140H210V142H209V140L208 139H205L206 140V143H204V141L202 142L201 141ZM239 138V140L241 139V138H243L244 140H242L241 139V141L239 142L238 140H235V139H238ZM251 138V139H250ZM261 138V140H259ZM79 139V140H78ZM81 139V140H80ZM107 139V140H106ZM122 139V140H121ZM147 139V140H146ZM256 139H258V140H256ZM60 140V142H58ZM73 142H72V141ZM133 140H134V142H133ZM135 140H136V142H135ZM138 140V141H137ZM140 140V141H139ZM144 140H145V142L146 141H149L148 143L146 142V143H143L144 142ZM207 140H208V142H207ZM211 140H212V142L214 143V146H210V144H211ZM249 140H251V141H249ZM253 140V141H252ZM93 141V142H92ZM97 141V140H96ZM99 141V140H98ZM130 141V142H129ZM167 141H173L174 142V147L177 145V149H175V150H177L178 151V154H181V155H183V157H181L182 158V160L184 159V161H182L181 159H180V156L181 155H178L179 157H177V151H176V153H175V150L173 149V146H172V148L171 147H169L170 146V142H167ZM196 141H197V143H196ZM202 143H201V142ZM237 141V142H236ZM250 143H249V142ZM259 141V142H258ZM261 141H262V143H261ZM140 142V143H139ZM165 142V143H164ZM167 142V143H166ZM97 143V144H96ZM130 143V144H129ZM137 144V146H136V144ZM165 144V146L164 145H162V146H164V147H166V148H161L162 146H160L161 144ZM175 143H178V144H175ZM183 145H182V144ZM197 145L196 146V148L194 149L193 147H195V145ZM198 143H200V144H198ZM209 143V144H208ZM213 143H212V145H213ZM237 143H239L238 144V146H237ZM249 143V144H248ZM253 143V144H252ZM58 144V145H57ZM72 144V145H71ZM169 144V145H168ZM173 144V143H172ZM202 144V145H201ZM241 144V145H240ZM117 145H118V147H117ZM167 145H168V147H167ZM240 145V146H239ZM121 146H122V149L124 150V151H126L127 150V152H129L130 154H132V155H129L127 152H123V150H122V152L123 153H127L128 155H129V157H130V160L131 161H135L134 163L135 164H139L138 166H139V168H136V169H132V170H121L120 172L117 170L118 169V165H116V164H119V162H118V159H117V155H118V150L117 149H119V147H120V151H121ZM131 146H134L133 148L131 147ZM179 146H181V148H179ZM201 146V147H200ZM203 146H207V147H209V149L206 147V149L207 150H210V149H212V151L210 150L209 152L208 151H206L205 150V147H203ZM41 147H43L44 148V146L43 145H41ZM59 147H61V148H59ZM75 147H77V149H78V151H76V149L74 150V148ZM136 147V148H135ZM213 147H214V149H213ZM237 147V148H236ZM243 149H242V148ZM42 148V149H43ZM58 148V149H57ZM64 148V149H63ZM67 148V150H69V152H67L66 153V151L67 150H65ZM69 148V149H68ZM111 148H114V149H111ZM167 148L169 149V148H171V149H169V150H171V151H173V154L171 153V151H170V153L168 152L169 150H167ZM197 148H199L200 150L202 149H204L203 150V152L202 151H199L198 152V149ZM235 148V149H234ZM240 150H239V149ZM45 149V148H44ZM158 149V150H157ZM162 149V150H161ZM165 149V150H164ZM183 150V151H187L188 150V153L186 152V154L183 152V154L182 153H180L179 152V150ZM194 149V150H193ZM197 149V150H196ZM238 149V150H237ZM245 149V150H244ZM64 150V151H63ZM83 150V153H81V151ZM159 150H161V151H159ZM192 150L194 151V155L196 156L195 158H196V160H197V155H202V153L204 154L203 156H201V159L198 161H193L195 158H194V155H191L192 157H193V160H192V157H191V159H189L190 158V156H188V155H190V152H192ZM243 150V151H242ZM250 151V156L249 155H247L248 154V152ZM45 151V150H44ZM96 151V152H95ZM162 151H165L164 153H165V155H162V157H161V154H159V153H161ZM195 151L196 152H198L197 153V155H196V153H195ZM206 151V153H204ZM247 151V153H245ZM75 152L77 153V152H79L81 155H83L84 154V157H85V155L87 154V156L85 157V159L82 161V157H80L79 156V158H77L78 156H77V154H79V153H77V154H75ZM94 152L95 153H97V154H95L94 155ZM117 152V154H115ZM202 152V153H201ZM46 153H47V151H46ZM47 153V154H48ZM70 155H69V154ZM157 153V157H155L154 155ZM163 153V154H164ZM169 153V154H168ZM174 153H175V155H174ZM201 153V154H200ZM236 153V154H235ZM242 153H244V154H246V155H243ZM72 154L74 155L73 157H71L72 156ZM112 154L115 156V157H113L112 156ZM148 154H150V156L148 155ZM151 154H154L153 155V159H152V156H151ZM159 154V155H158ZM192 154V153H191ZM223 155L222 157H221V155ZM233 154V155H232ZM235 154V155H234ZM242 154V155H241ZM64 155V156H63ZM90 155L92 156V155H94V156H97L98 158H95L94 156V159H95V162L94 161H92L93 160V157L91 158L90 157ZM187 155V156H186ZM207 155V156H206ZM220 155V156H219ZM230 155V156H229ZM56 156V157H55ZM149 156V157H148ZM174 156H176V157H174ZM200 156H199V158H200ZM219 156V157H218ZM232 156H234L233 158H232ZM245 156V157H244ZM83 157V158H84ZM88 157H90V158H88ZM151 157V158H150ZM155 157V158H154ZM185 157H188V158H185ZM206 157V158H205ZM221 157V158H220ZM230 157V158H229ZM71 158V159H70ZM115 160H117V162H115L114 163V159ZM180 159L179 161H178V159ZM202 158H204V159H202ZM223 158H225L224 159V161L225 162H223L222 161V159ZM229 158V159H228ZM79 159H81V161L79 160ZM133 159V160H132ZM185 159H187L186 161L187 162H185ZM228 159V160H227ZM231 159V160H230ZM237 159V160H236ZM259 159V160H260ZM77 160H79V161H77ZM98 160V161H97ZM190 160H192V161H189ZM245 161V164H246V161H248V163L247 164H250L251 162L252 163H254L253 165H256L257 163H259V164H257L258 166L256 167V166H252L251 164V169H250V171H249V169L247 170V171H243V168L245 169L246 168V166H247V168L249 167L250 168V166H248L247 164L245 165V164H241L242 163V161ZM253 160H255V162H253ZM8 161V162H9ZM182 161V163H184L183 165H182V163H180ZM236 161V162H235ZM37 164H38V166H39V164H42L43 162H41V159H38L37 160ZM52 162V163H51ZM56 162H58V163H56ZM137 162V163H136ZM174 162V163H173ZM193 162H195V163H193ZM215 162H217L218 164H219V167H220V169L219 170H217L218 168L216 167H214V170H213V164L214 165H216V163ZM227 162V163H226ZM237 162H240V164L243 166H241L240 164H238L237 165ZM32 163V164H31ZM53 163H55L54 165H53ZM75 163V164H74ZM98 163V164H97ZM185 163H187V165H185ZM192 163L194 164V165H192ZM223 163V165H226L227 166V168H224V166L222 165L221 166V164ZM235 163H236V165H235ZM244 163V162H243ZM256 163V164H255ZM57 164H58V166H57ZM171 164L174 166V165H177V164H179V165H181V166H179V165H177V166H175L174 167V169H173V171H175V173L172 171V173H173V175H172V173H171V170H172V168H173V166H171ZM262 164V165H263ZM9 166V168L12 170V171H15V172H17L18 170H20L22 167H23V165L21 164V163H9L8 164ZM43 165V164H42ZM56 165V166H55ZM76 167H75V166ZM80 165V166H79ZM114 165H116L117 166V169H116V167H114ZM168 165V166H167ZM190 167H189V166ZM228 165H231L232 167L234 166L235 168H236V166H237V169L239 168L240 170H241V172L239 171V173L242 175V173L243 174H245V175H248V176H251V175H254V177H255V175L258 177H255V178H257V180L255 179V181H254V179L252 178V176L250 177V179L252 180H249L250 181V183H249V181H247V177L248 176H246L245 177V175H240L239 173V175L236 173V172H238V171H236L235 170V168H234V170L235 171H231V170H233V168L232 169H228V168H231V167H229ZM245 165V166H244ZM261 165V166H262ZM32 166V167H31ZM79 166V167H78ZM137 166V167H138ZM170 167L169 169L168 168H164L165 169V171H164V169H163V167ZM207 166H209V167H207ZM78 167V168H77ZM120 167V166H119ZM181 167V171H179V168ZM182 167H184V169H187V170H185L184 171V169L182 170ZM189 167V168H188ZM197 169H196V168ZM224 168V170L225 171H223L222 169ZM253 167H254V169H253ZM262 167H264V166H262ZM36 168H42V167H35L34 169H36ZM202 168V169H201ZM204 168H206V173H205V169ZM209 170H208V169ZM246 168V169H247ZM260 169V170H255V169ZM28 169H29V171L30 172H28ZM46 171H45V170ZM103 169H106L104 172H107V173H103ZM120 169H121V167H120ZM139 169V170H138ZM163 169V170H162ZM171 169V170H170ZM175 169H178V170H175ZM190 169H192L191 170V172H189L190 171ZM201 169V170H200ZM210 169H212V170H210ZM227 169H228V171H227ZM238 169V170H239ZM253 169V170H252ZM23 169H21L20 170V172L22 171ZM32 170V171H31ZM43 170V171H42ZM161 170H162V173L163 174H161ZM203 170V171H202ZM218 172H217V171ZM254 171V172H256V174L254 173V172H252V171ZM263 172H262V171ZM24 171H25V168H24ZM38 171H40V172H38ZM116 171H118V172H116ZM124 171V173H121V172H123ZM167 171V172H166ZM168 171H170V172H168ZM179 171L180 172V176H176L177 174L179 175V173H177V172ZM183 171V173L185 172V174H187L188 172V176L187 175H185V174H183V173H181ZM188 171V172H187ZM192 171H193V173H192ZM197 171V173H195ZM199 171V172H198ZM202 171V172H201ZM208 171V172H207ZM210 171V172H209ZM220 171H221V173H220ZM223 171V172H222ZM243 171V172H242ZM257 171H259V172H262V173H257ZM32 172L34 173L33 174V176L31 175L32 174ZM126 172V173H125ZM139 172V173H138ZM187 172V173H186ZM203 172L205 173V175H203ZM224 172H226V173H224ZM227 172H228V174H227ZM231 172H232V174H231ZM252 174H251V173ZM103 173V174H102ZM110 173H111V175H110ZM113 173V174H112ZM115 173V174H114ZM164 173H167V175H168V173H171L170 175H166V177H169L168 179H166V177H165V175H164ZM177 173V174H176ZM194 173H195V175H194ZM234 173V174H233ZM235 173H236V175H235ZM251 175H250V174ZM98 174V175H97ZM100 174H102V176H100ZM107 174V175H106ZM119 174H120V176H119ZM175 174V175H174ZM192 174V175H191ZM224 174V175H223ZM227 174V175H226ZM229 174H231L230 175V177H228L229 176ZM260 174H261V176H260ZM57 175V176H56ZM126 175H128L127 176V178H126ZM144 175H146V177L148 178H144L143 176ZM164 175V176H163ZM181 175H182V177H181ZM223 175V176H222ZM232 175H234V176H238V178H234V180H236L237 182H235L234 181V183L236 184V185H239V187L238 186H234L235 184L231 181V180H233V177H232ZM173 176H174V178H173ZM184 176V177H183ZM196 176V177H195ZM207 176V178H204V179H202L203 177H206ZM225 176H226V178H225ZM261 177V179H260V177ZM45 177H46V180H45ZM59 177V178H58ZM103 177H104V179H103ZM120 178V180H121V184L119 185L118 183H119V178ZM126 179H125V178ZM172 177V178H171ZM220 177L222 178L221 179V181H220ZM224 177V178H223ZM231 177H232V179H231ZM242 177V178H241ZM49 178V179H48ZM60 179V181H58L57 180V182L55 183V181L54 180H56V179ZM107 178V179H106ZM131 178V179H130ZM151 178V182L153 183V185L150 183V182H148V180ZM183 178V179H182ZM185 178H186V180H185ZM227 178H229V180H228V182H227V184L228 183H230V185H231V182L233 183L232 185H231V188L229 189L230 191H231V193H229L230 191H228V196L226 195L225 196V193H224V191L226 190V189H228V186L230 187V185H228L227 186V188L225 187V186H223V188H222V185H221V183L223 184H226V182H223V181H225ZM241 178V179H240ZM48 179V180H47ZM122 179H123V181H122ZM145 179L147 180V182L145 181ZM176 180V181H174V180ZM178 179V180H177ZM191 179L193 180H195L196 181V183L195 182H193V183H195L196 185L195 186H193L194 184L192 183V181H191ZM206 179V180H205ZM225 179V180H224ZM244 179H246V180H244ZM248 179H249V177H248ZM261 181H259V180ZM105 180V181H104ZM124 180H127V181H125V187H124ZM171 180H172V182H171ZM185 180V181H184ZM193 180V181H194ZM208 180V181H207ZM210 180V181H209ZM216 180V181H215ZM240 180V181H239ZM37 181V182H36ZM103 181H104V183H103ZM170 181V182H169ZM187 181H189V182H187ZM191 181V182H190ZM197 181H199V182H197ZM214 181V182H213ZM219 181V182H218ZM227 181V180H226ZM243 182V184H241L242 182ZM244 181H245V183L247 182L248 184H252V186H250V185H248L247 183H246V186H245V183H244ZM258 181H259V183H260V185L259 186H261L260 188H258L259 186L258 185H255L256 183L257 184H259L258 183ZM36 182V183H35ZM59 182V183H58ZM129 182H130V185L132 186V188H134V189H132L133 191H130V188H128L129 186H128V184H129ZM181 182V183H180ZM206 182H208V183H206ZM217 182V183H216ZM35 183V184H34ZM51 182H49L48 184H50ZM150 183V184H149ZM170 183H174V184H170ZM180 183V184H179ZM186 183H188L187 185H186ZM198 183H201V184H203V185H201V184H199V185H201V186H199L198 185ZM214 183V184H213ZM262 183V184H261ZM104 184V185H103ZM116 184H118V185H116ZM168 184H170V187H168L169 185ZM177 184V185H176ZM190 184V185H189ZM213 186H212V185ZM223 184V185H224ZM226 184V185H227ZM123 185V186H122ZM126 185L128 186L127 188H128V191H130V192H132V193H128V191H127V189H126ZM150 185H152V186H154L153 188L152 187H147V186H150ZM172 185V186H171ZM173 185H175V186H173ZM180 185V186H179ZM186 187H188V186H190V187H188L189 189H191V190H193V191H190L188 188V191L185 189V191L186 192H189L188 193V198L190 197H192V195L190 194L191 192H198V194L197 193H195V194H193V197H194V195L196 196V200L198 201V202H196V200L194 199V198H189V200L190 201H188V203L190 202V205L187 203V202H185L186 201V199H187V196H185V194H187L185 191H184V189L183 188H186ZM197 185H198V187H197ZM255 185V186H254ZM124 187V189H125V191H124V189H123V191L122 192H124L123 193V196H125V199L123 198V196H121L122 195V193L121 192H119V193H121V194H119L118 193V191L122 188V187ZM181 186H184V187H181ZM219 187L218 189H220L221 190V192L220 193H222V191H223V189H225L224 191H223V193L222 194H224V195H221L220 193H219V195H217L218 194V191L219 190H217V187ZM241 186H243V188H240ZM257 186V187H256ZM45 187H47V186H45ZM118 187H120V188H118ZM168 187V189L169 188H171L172 187V189H170V190H172V192L171 191H169L168 192V190L166 189ZM176 187V188H179L178 190H180V188L181 189H183L182 190V192L181 191H179V192H181V193H183L184 192V194L182 195L181 194V196L182 197H180V193L178 194V197L181 199V198H183V196L186 198H184L183 199V201H179L180 199H178L177 197H168V196H175V194H176V188L174 189V188ZM191 187H193V188H191ZM199 187H201V188H199ZM240 188V190L239 189H236V188ZM252 187V188H251ZM255 187V188H254ZM119 189V190H117V189ZM151 188V189H150ZM200 189V190H198L197 191V189ZM207 188V189H206ZM209 188H211V190H212V194H213V192H214V190L216 189L217 191H216V195L217 196H219V197H217L216 195H211V190L209 189ZM214 190H213V189ZM232 188H235V189H232ZM56 189V190H55ZM148 189H150V190H148ZM196 189V190H195ZM260 189V190H259ZM64 192L63 194L64 195H66V196H64L63 194H62V191ZM195 190V191H194ZM202 190V191H201ZM204 190H208V191H206V193L208 192V194H207V196L205 195V193H203L204 194V196L205 197H209L208 195L210 194L212 197H214L215 198V196H216V200L218 199V198H221L222 197V199H221V201H219V200H214V198H212L211 196H210V200H212V201H210L209 200V205H207V204H205V205H202V204H204L205 202L203 201V203H201L202 202V197L200 196L202 193H200V192H203ZM67 191H69V192H67ZM117 191V192H116ZM127 191V192H126ZM168 192V193H166V192ZM173 191H175V192H173ZM227 191H226V193H227ZM234 191V192H233ZM237 191V192H236ZM70 192H72V193H70ZM135 192V193H134ZM205 192V191H204ZM60 193V194H59ZM117 193V194H116ZM134 193V194H133ZM75 194V195H74ZM126 194V195H125ZM128 194V195H127ZM131 194H133V195H131ZM136 194V195H135ZM138 194H140V196H143V197H141V198H144V199H141L140 197V199L138 200H135L137 197H138ZM142 194V195H141ZM145 194V195H144ZM169 194V195H168ZM172 194V195H171ZM176 194V195H177ZM190 194V195H189ZM200 194V195H199ZM202 194V195H203ZM248 194V195H247ZM252 195V197L250 196V195ZM62 195V197L64 198V203H62L61 201V199H60V196ZM70 197H69V196ZM73 195V196H72ZM110 195V196H109ZM111 195H112V197H111ZM114 195V196H113ZM120 195V196H119ZM165 195V196H164ZM167 195V196H166ZM131 196H133V197H131ZM137 196V197H136ZM200 198H199V197ZM61 197V198H62ZM78 197H79V199H78ZM120 197L121 198H123L124 199V201L126 200V201H128V202H122L121 201V199H120ZM127 197V198H126ZM129 197H131L132 198V200H131V198L129 199ZM136 197V198H135ZM198 197V198H197ZM247 197V198H246ZM250 197L251 198H254L253 200L251 199L250 200ZM257 197V198H256ZM262 197V199H260ZM112 198V199H111ZM133 198H134V200H133ZM173 198H175V200L173 199ZM176 198H177V200H176ZM227 198V199H226ZM259 198V199H258ZM68 199V200H67ZM116 199V200H115ZM117 199H120V201L123 203V204H121L120 203V205L122 206V208L121 209H119L118 207H121V206H118V205H114L115 203L117 204L118 202H119V200H117ZM193 199H194V201L196 202H193ZM199 199V200H198ZM257 199V200H256ZM112 200H113V202H112ZM129 200H131V201H129ZM188 200V199H187ZM201 200V204H199V201ZM224 200V201H223ZM226 200V201H225ZM247 200H250L249 202L247 201ZM255 200L257 201V202H255ZM260 200V201H259ZM58 201H60L61 203H59ZM65 201H69V202H65ZM72 201H80L81 203H77L76 202V204H75V202L73 203ZM115 201V202H114ZM117 201V202H116ZM135 201V202H134ZM142 201V202H141ZM174 201V202H173ZM177 201V202H176ZM179 201V202H178ZM193 203H192V202ZM213 201L215 202V203H213ZM252 201V202H251ZM70 202H72V204H75L74 206L72 205L71 206V203ZM134 202V203H133ZM141 203V204H139V203ZM182 202V203H181ZM211 202L213 203V204H215V205H211ZM219 202V203H218ZM250 202H251V204H252V206H256L255 208L256 209H254V211L255 210H257L256 212H254V214L253 215H257V217H255V216H251V214L249 213L248 215H250V216H248V215H246L249 211L246 209L247 207V205L249 204L250 205ZM259 202V203H258ZM94 203H96V204H94ZM104 203V204H103ZM179 205V207L176 205ZM182 205H181V204ZM187 203V204H186ZM195 203V205H193V207H199V205L201 206V208H204L203 210H204V212H202V213H197V211H196V214H195V211H193L192 210V204H194ZM246 203V206L244 205ZM256 203V204H255ZM262 203V204H261ZM58 204V205H57ZM68 206H67V205ZM95 206H94V205ZM99 204H103L102 206L100 205V206H98ZM128 204V205H127ZM144 204V205H143ZM172 204H173V206H172ZM217 204V205H216ZM56 205H57V208H56ZM63 205H66L65 207H63ZM70 205V206H69ZM78 205H79V207H78ZM82 205H84V206H82ZM147 205H149V207H147ZM186 205V206H185ZM207 205V206H206ZM51 206V207H52ZM59 206V207H58ZM93 206H94V208H93ZM100 207L99 209H96V207ZM141 206H143V207H147V208H150V207H152L153 209H151V211H150V209H147L146 208V210L149 212H147L146 210H145V208H143L142 207V209L141 210H139L140 208L139 207ZM176 207V209H175V207ZM181 206H183L182 207V209H183V211H182V209H181ZM189 206V207H188ZM203 206V207H202ZM206 206V207H205ZM212 206V207H211ZM215 206H217L216 207V213H214L213 214V211H214V207ZM68 207V208H67ZM76 207V208H75ZM83 207V208H82ZM85 207H88V209L86 210L85 209ZM124 207H125V211H124ZM138 207V208H137ZM171 207H173L172 209H170ZM178 207V208H177ZM209 208V210H211V209H213V211L210 213L209 211H208V208ZM246 207V208H245ZM253 207V208H254ZM61 208V209H60ZM65 208V209H64ZM67 208V209H66ZM70 208V209H69ZM72 208V209H71ZM81 209V210H80ZM135 209H138V212H137V210H135ZM157 209V210H156ZM190 209H191V211H190ZM207 209V210H206ZM84 210V211H83ZM90 210V212H88ZM92 210V211H91ZM95 210V211H94ZM109 212H111V213H113V214H111V213H109V214H111V215H109L108 216V211ZM112 210V211H111ZM113 210H114V212H113ZM123 210V212L121 213V211ZM155 211L154 213H153V211ZM179 210L182 212V213H184L183 215H186L187 214V217L188 218H197L198 219V221L197 222H195V220H197V219H193L192 221L191 220H189L187 217H185V216H183L182 215V213L181 212H179ZM184 210H186V211H184ZM189 210V211H188ZM205 210L207 211V213H208V215L209 216H206L207 214H205V216H206V218L208 219V217H210L209 219H211L212 221H211V223L209 222L210 220H208V222L211 224H208V225H210L209 226V228H208V226H207V221H206V219H203L205 222H203V220H202V218H205V216H204V213H205ZM82 211V212H81ZM94 211V212H93ZM142 211H145L143 214H141V212ZM171 211H174V213H171ZM178 211V213H180L182 216L181 217H179L180 216V214H176L175 212H177ZM217 211H218V213H217ZM246 211H248L247 213H246ZM66 212V213H65ZM116 212V214L114 215V213ZM137 212V213H136ZM101 213V214H100ZM125 213V214H124ZM130 213V214H129ZM137 214L138 216H132L131 214ZM168 213H171L169 216L170 217H167L166 215ZM188 213H190L191 214V216H190V214H188ZM192 213H194V214H192ZM219 213H220V216H219ZM231 213H232V215H231ZM260 213V215H258V214ZM67 214H68V216H67ZM133 214V215H134ZM151 214V215H150ZM152 214H153V216L155 217V219H154V217L152 216ZM166 214V215H165ZM175 214L176 215H178V216H176L177 217V219H178V221H179V223H178V221H176L177 219H176V217H174L175 216ZM198 214H200L199 216H198ZM213 214V215H212ZM83 215V214H82ZM107 215V216H106ZM144 216L145 217V219L144 218H140L139 216ZM149 215V216H148ZM172 215H174V216H172ZM193 215H196V216H194L193 217ZM210 215H212V216H210ZM216 215V216H215ZM221 218V220L220 219H217V218H219L218 216ZM95 216H99L98 217V219H96L95 218ZM110 216H111V219H113V220H111V221H108L107 219H109L110 218ZM113 216V217H112ZM134 217L135 219H134V222H136L135 223V226H134V222L132 223V222H129V221H133V218L132 217ZM147 216V217H146ZM151 216V217H150ZM160 216V217H159ZM162 216H165V218L166 219H168L169 218V221H167L168 222V224L166 223V221H165V218L164 217H162ZM222 216V217H221ZM226 216H228L227 218H229V216H230V218L229 219H227V218H225ZM248 216V217H247ZM105 217H107V218H105ZM115 217V218H114ZM123 217V218H122ZM131 217V219H129ZM138 217H139V219H138ZM148 217H149V219H148ZM161 217L162 218H164V220L163 219H161ZM212 217H215L214 219L212 218ZM263 217V218H262ZM63 218V220L61 219V221H63L64 223H65V221H67V220H65ZM105 218V219H104ZM151 218V219H150ZM157 218H158V220H157ZM171 218L172 219H176L175 221L174 220H172V221H174V223L173 222H171L170 220H171ZM182 219V220H180V219ZM201 218V219H200ZM223 218V219H222ZM245 218H246V220H245ZM121 219H123V223L121 222L122 220ZM140 219H142L141 221H139ZM153 219V220H152ZM184 219V220H183ZM188 221H187V220ZM199 219H200V221H199ZM225 219H226V223H225ZM262 219H263V221H262ZM4 220H6V217H4ZM106 220V221H105ZM126 220V221H125ZM146 220V221H145ZM161 220H163V221H165L164 222V224H166V226L168 225H170L169 227H167L166 228V226L165 225H163V226H165V227H163L162 226V224H163V222H161V227H163V230H162V228L160 227V225H158V222H159V224H160V221ZM185 220H186V222L187 223H185ZM201 220H202V222H203V224H202V222H201ZM215 220H217L216 222H215ZM219 220V221H218ZM224 220V221H223ZM71 221V220H70ZM108 221V222H107ZM129 223H128V222ZM140 223H139V222ZM148 221V222H147ZM155 221V222H154ZM182 221V222H181ZM184 221V222H183ZM190 221L192 222L191 224H192V227H191V225H188V222L190 223ZM195 223H194V222ZM214 221V222H213ZM244 221H245V223H244ZM142 222V223H141ZM144 222H146V223H144ZM152 222V223H151ZM200 222H201V224H200ZM207 222V223H206ZM213 222V223H212ZM220 222V223H219ZM222 222V223H221ZM224 222V223H223ZM70 223V224H69ZM125 223H128V224H130V225H128V224H125ZM171 223V224H170ZM173 223V224H172ZM177 223V224H176ZM182 223V224H181ZM183 223L185 224L184 226H186V225H188V227H190V229L186 226V227H183ZM204 223H206V224H204ZM217 223V224H216ZM219 223V224H218ZM230 223V225H232L233 227H231L230 225H228V224ZM124 224V225H123ZM137 224V225H136ZM150 224V225H149ZM153 224V225H152ZM181 224V225H180ZM222 224V225H221ZM223 224H225V226L223 225ZM244 224H247L244 228L245 229H243L241 226L242 225H244ZM5 225V224H4ZM74 225V226H73ZM129 227H128V226ZM133 225V226H132ZM149 225L150 227L151 226H153L154 227V230H151L152 229V227L149 229V227H147V226ZM159 227H158V226ZM182 226V228L180 229V227H178V226ZM197 225H199V226H201V227H195V226H197ZM204 225V226H203ZM219 225H221V226H219ZM228 225V226H227ZM172 226V227H171ZM177 226V228L179 229L178 231H177V229L175 228ZM207 228H206V227ZM258 226H260V227H258ZM142 227L144 228L143 229V231H144V233H143V231H141V229H142ZM146 227L149 229V230H151V233L149 232V230L147 231V229H146ZM158 227V228H157ZM204 227H205V229H204ZM215 229V230H219V231H212L213 230V228ZM220 227H223V230H222V228L220 229ZM228 227H230V228H228ZM236 227V228H235ZM238 227H240V228H238ZM248 227V228H247ZM263 227V228H262ZM1 228V229H2ZM116 228V229H115ZM159 228L161 229L160 231H159V233H158V230H159ZM166 228V229H165ZM168 228H170V229H168ZM183 228H184V230H183ZM186 228V229H185ZM225 228V229H224ZM227 228L229 229V230H227ZM233 228V229H232ZM238 228V229H237ZM246 228H247V230L249 229V231L247 232L246 231ZM258 228H262V229H259L258 230ZM0 229V230H1ZM118 229V230H117ZM146 229V230H145ZM171 229H173V230H171ZM206 229H209V231L207 230V232L205 233V231H206ZM212 229V230H211ZM238 230V233L236 232V231H234L235 233H233V230ZM242 229L243 230H245V231H242ZM255 229H253V230H255ZM8 230V231H7ZM64 232H62V231ZM70 230V231H69ZM87 230V231H88ZM181 230V231H180ZM192 230V231H191ZM222 230V231H221ZM226 230V231H225ZM230 230H232V233H229L230 232ZM240 230H241V232H244L243 234H244V237H242L243 236V234L242 233H240ZM260 230H261V232H260ZM117 231H119V232H117ZM130 233H129V232ZM143 233V234H141V232ZM148 233H147V232ZM155 231V234H159L160 235V233H161V231H163L162 233H164L165 232V234H164V236H162V239H160L161 237H158V236H156L157 237V239L155 238V235L153 236V232ZM173 231H175V232H173ZM183 231V232H182ZM186 231H188V232H186ZM220 231H221V233H220ZM229 231V232H228ZM2 232H3V229H2ZM10 232V231H9ZM132 232H133V234H132ZM170 232H173V233H170ZM179 232H181V233H185V234H182L181 235V233H179ZM192 232V233H191ZM213 232H215V233H217V234H215V233H213ZM224 232V233H223ZM225 232H227V234L229 233L230 234V239H229V237H228V235L225 233ZM69 235H67V234ZM78 233L80 234V236H81V238H80V236L78 235ZM116 234V237H115V234ZM118 233L120 234V235H118ZM129 233V234H128ZM146 233L148 234V235H146ZM153 233V234H152ZM175 233V234H174ZM186 233L188 234V233H190V235L188 234V236H191V238H193V234H194V238H193V240H195V241H198L199 240V243H197V242H195V241H193V243L192 244H194V245H192L190 242H187V243H190V245L188 246V244H186L187 246H185V245H183L184 246V248H183V246L181 245V247L179 246V245H177V243L178 244H183V242H185V239H186V237H187V235H186ZM198 233H200V234H198ZM219 233H220V235H219ZM225 234L224 236L225 237H227V240L224 242V243H229L228 245L230 246L229 248H228V245H227V248H225L226 246H225V244H222V241H223V238H225L224 236H223V234ZM237 233V234H236ZM250 233V234H249ZM63 234H66L68 237H65V235H63ZM127 234H128V236H129V241H127V242H125V241H123V240H125V239H123V237L124 238H128L127 237ZM135 234V235H134ZM136 234H141V235H138V236H142L143 237V235L145 234L146 236H144L143 237V239H142V237H138ZM151 234V235H150ZM167 234V235H166ZM172 234H174L173 236H172ZM179 234V235H178ZM204 234L206 235V236H204ZM211 234H212V236H211ZM216 236H215V235ZM222 234V235H221ZM231 234H233L234 236L235 235H237V236H235L236 238H234V236L233 235H231ZM238 234H240V235H238ZM246 234V235H245ZM262 234V236L263 237H261V236H258V235H261ZM0 235H2L1 233H0ZM9 235V236H8ZM120 237V238H117L118 236ZM123 237H122V236ZM150 235V236H149ZM161 235H163V234H161ZM160 235V236H161ZM181 235V236H180ZM200 235H202V237L200 236ZM104 237V239H103V237ZM113 236L116 238V240L117 239H119V241H115V238H114V240H113ZM137 236V237H136ZM151 237V239H153L154 238V240H150V242H154V243H149V237ZM167 238H166V237ZM169 236V237H168ZM176 236V237H175ZM178 236V237H177ZM186 236V237H185ZM208 236H210V237H208ZM231 236H233V238L235 239V240H232V238H231ZM241 236V237H240ZM251 236V237H250ZM58 237V238H57ZM60 237V238H59ZM72 237V239H70ZM102 237V238H101ZM122 237V238H121ZM172 237H175L174 239L172 238ZM184 237V238H183ZM195 237H197V238H195ZM204 238V239H202V240H205L204 242L201 240V238ZM210 239H212V237H213V240L212 241H210L208 238ZM62 238V241L60 242V240L59 239H61ZM63 238H64V240H63ZM134 238V239H133ZM148 238V239H147ZM158 238H159V240H158ZM165 238H166V242L167 241H169L170 242V240H172L171 242L172 243H169V242H167V244H170L169 246L170 247H168V245H164V244H166V243H164L163 244V242H165V241H163V240H165ZM169 238H171V239H169ZM178 238V241L177 240H175V239H177ZM189 238V239H188ZM190 237H187V239H186V241H189L190 239H191ZM200 238V239H199ZM260 238V239H259ZM2 239H3V241L5 242H7L6 244L4 243V246H2L3 244H2ZM9 239V240H8ZM68 239V240H67ZM81 239V240H80ZM89 239H91V240H89ZM123 239V240H122ZM146 239L148 240V241H146ZM167 239H169V240H167ZM206 239H207V241H206ZM216 239V240H215ZM226 239V238H225ZM224 239V240H225ZM230 240V242H228L229 240ZM240 239V240H239ZM67 240V241H66ZM72 240V241H71ZM89 240V241H88ZM105 240V241H104ZM122 240V241H121ZM127 240V239H126ZM131 240V241H130ZM132 240H136V242L135 241H132ZM140 240H141V242H140ZM147 243H149V245H152V246H149L148 244H146V242ZM158 240V241H157ZM175 240V241H174ZM179 240H184L182 243H179ZM232 240V241H231ZM9 241V242H8ZM64 241V242H63ZM71 241V242H70ZM110 241V242H109ZM163 241V242H162ZM200 241H202L201 243H200ZM213 241H215V242H213ZM219 241H220V243H219ZM262 241V242H261ZM70 244H69V243ZM82 242V243H81ZM113 242V243H112ZM117 242H118V244H119V242H121L119 245L117 244ZM129 242H131L133 245H134V243H136V244H138V246L139 245H141L140 246V248H138V246L136 247V246H132L131 244V246L129 245ZM144 242V243H143ZM177 242V243H176ZM195 242V243H194ZM215 243V246H214V244H211V243ZM236 242V243H235ZM258 242V243H259ZM29 243V244H28ZM37 243V244H36ZM60 243V244H59ZM63 243V244H62ZM69 244L70 245V249L69 248H66V250H64V247H62L63 245L65 246V244ZM94 243V244H93ZM124 243V244H123ZM158 243L160 244V245H158ZM204 243V244H203ZM226 243V244H227ZM12 246L11 248H10V245ZM32 244V245H31ZM35 244V245H34ZM112 244V245H111ZM114 244V245H113ZM122 244H123V246H124V248L126 249L127 247H125V245L126 246H128L129 248L128 249H126V250H124V248L122 247ZM135 244V245H136ZM144 244V245H143ZM172 244H176L175 246L174 245H172ZM185 244V243H184ZM200 244V245H199ZM7 245L9 246V249H8V247H7ZM38 245H39V250H38ZM110 245V246H109ZM116 245V246H115ZM210 245H212V246H210ZM223 245V247H224V249L222 248V250H224L225 252V255L223 254V253H220V252H223V251H219V253H218V250H220L221 249V246ZM234 245V246H233ZM35 246H37L36 248H35ZM60 246V247H59ZM107 246H109V247H107ZM145 246H147V249L145 248ZM159 246V247H158ZM209 246V247H208ZM263 246V250H264V245H262ZM2 247V248H1ZM65 247H67V245L65 246ZM84 247H85V249H84ZM91 247H92V249H91ZM93 247L96 249H93ZM107 247V248H106ZM110 247H111V249H110ZM120 247L122 248V249H120ZM136 247V248H135ZM35 248V249H34ZM58 248H61V249H58ZM63 248V249H62ZM109 248V249H108ZM116 248H117V251H116ZM131 248H132V252H133V254L131 255V253L132 252H130L131 251ZM135 248V249H134ZM144 248V249H143ZM149 248V249H148ZM153 250H152V249ZM163 251H166L167 252V250H168V252L167 253H165V252H162V250ZM167 248V250H165ZM178 248H176L175 249V252H177L179 249ZM209 248V249H208ZM235 248V249H234ZM45 251H44V250ZM68 249V250H67ZM113 249H115V251L113 250ZM135 251H134V250ZM138 249V250H137ZM158 249V250H157ZM161 250V252H160V250ZM173 249V248H172ZM208 249V250H207ZM229 249H232V250H229ZM233 249H234V253L233 254H235V256L233 257V254L231 253V252H233ZM12 250V251H11ZM34 250H37V251H34ZM60 250H62V251H60ZM69 250H70V254H69ZM85 250H87V251H85ZM90 250H92V251H94V252H92L93 254H94V257H95V259L96 258H98V260H97V262H94L95 261V259L92 261H90V259L91 258H88L87 256H88V254L91 256V252L89 253V251ZM110 250V251H109ZM111 250H113V251H111ZM120 250H122V252H123V250L124 251H127V250H129V252H130V254H129V256L127 257V258H131V259H124L123 261H122V259L123 258H125L126 257V252H123V253H119V252H121ZM148 250V251H147ZM174 250V249H173ZM217 251V253H215V251ZM227 250V251H226ZM259 250V251H258ZM258 250H256V251H258V253H256L254 250H252L251 252V256H252V254L254 253V256H257V257H255L256 259H257V264H264V261H263V257H264V253H262V250H260V249H258ZM9 251V252H8ZM69 254V256H68V254L66 253V252ZM139 251V252H138ZM143 251H145L144 252V255H143ZM160 252V256H159V252ZM185 251V252H184ZM231 251V252H230ZM242 252V254L240 253V252ZM254 251V252H253ZM12 252H14L13 254H11ZM86 252V253H85ZM97 252V254H95ZM112 252V253H111ZM128 252V251H127ZM128 252V253H129ZM138 252V253H137ZM140 252H142V253H140ZM155 252V253H154ZM171 254H170V253ZM186 252H188V253H186ZM226 252H227V254L229 253V256L231 257V258H229V256L226 254ZM3 253H5V254H3V257L1 256ZM7 253H10V255L11 256H9V254H7ZM36 253V254H35ZM66 253V256H68L67 258H66V256H64V254ZM88 253V254H87ZM114 253H115V255H114ZM117 253H119V254H117ZM126 253V254H125ZM150 254V257L152 256L153 257V259L151 260L148 256H149V254ZM154 255H153V254ZM157 253V254H156ZM210 254H212L211 252H209ZM209 253H207V255L209 256ZM238 253V255H237V257H236V254ZM260 253V254H259ZM35 254V255H34ZM87 254V255H86ZM93 254H92V256H93ZM112 254V255H111ZM123 256H122V255ZM124 254H125V256H124ZM148 254V256H147V258H146V256L145 255H147ZM170 255L169 257H168V255ZM191 254H193V255H191ZM215 254L217 255V254H219V255H221V254H223V256L225 257V256H228V258L230 259H225L223 256H219V255H217V256H215ZM232 256H231V255ZM6 255V256H5ZM8 255V256H7ZM13 255V256H12ZM95 255H97V256H95ZM114 255V256H113ZM121 255V256H120ZM128 255V254H127ZM130 255L132 256V257H130ZM160 257H158V256ZM174 256H175V253L173 254ZM172 255V256H173ZM195 255V256H194ZM207 255L205 256V257H207ZM242 255V256H241ZM7 257L6 259H4L5 257ZM15 256V257H14ZM117 256V257H116ZM123 257V258H120V257ZM141 256V257H140ZM145 256V257H144ZM163 256V257H162ZM240 256V257H239ZM10 257V258H9ZM44 257H46L45 259H44ZM48 257V258H47ZM64 257V258H63ZM94 257H92V258H94ZM155 257H158L160 260H159V262L157 263V258L155 259ZM162 257V258H161ZM204 257V258H205ZM233 257V258H232ZM245 257V256H244ZM243 257V259H245ZM39 258V259H38ZM44 260H43V259ZM119 258V259H118ZM140 258H142L143 260H145V261H141L142 259H140ZM166 258V259H165ZM197 258V259H196ZM220 258V259H221ZM237 260H236V259ZM238 258H240V259H238ZM16 259V260H15ZM136 259V260H135ZM164 259V260H163ZM172 259V258H171ZM219 259V261H221ZM227 260V261H225V260ZM261 259V260H260ZM3 260H6V262L5 261H3ZM40 260V261H39ZM42 260V261H41ZM56 260V261H55ZM157 260V261H156ZM173 260V262L176 264V262L177 261H175V259H172ZM207 259L205 258V261H206ZM209 260V259H208ZM224 260V261H223ZM126 261V262H125ZM242 260H240V262H241ZM259 261V262H258ZM3 262V263H2ZM35 262V263H34ZM46 262V263H45ZM94 262V263H93ZM107 262V263H106ZM148 262V263H147ZM169 262V263H168ZM227 262V263H226ZM263 262V263H262ZM135 263V264H136ZM173 263V264H174ZM223 263V264H224ZM252 263H255V262H252ZM177 264H178V262H177ZM205 264H207V263H205ZM209 264V263H208ZM218 264H221V262H219ZM239 264H241V263H239Z\"/></svg>",
	"mask_w": 264,
	"mask_h": 264
},
{
	"label": "bare ground",
	"instance_id": "obj_2",
	"mask_svg": "<svg viewBox=\"0 0 264 264\" xmlns=\"http://www.w3.org/2000/svg\"><path fill=\"white\" fill-rule=\"evenodd\" d=\"M2 1H3V0H1L0 3H3ZM29 1H30V0H28L27 3H29ZM31 1H32V0H31ZM33 1H34V0H33ZM37 1L39 2L40 0H37ZM43 1H44V3L47 2V1H45V0H43ZM43 1H40L41 4L38 3V5H40L41 7H43V6H42ZM54 1H55V0H54ZM59 1H60V0H58V2H57V0H56V2L59 3L58 5H60V2H59ZM62 1H63V0H62ZM62 1H61V2H62ZM67 1H69V0H67ZM73 1H75V0H72V1H71V2L73 3V5H72L71 3H70V5H72V6H76V8H78V7L80 6L79 4H81V3H78V2H77V3H78V4H77L76 2H73ZM78 1L80 2L81 0H78ZM83 1H84V0H82L81 2L84 3ZM88 1L91 2V1H93V0H91V1L88 0ZM96 1H97V0H95V2H96ZM99 1H100V0H99ZM99 1H98V2H99ZM111 1H112V0H111ZM120 1H121V0H120ZM120 1H119V3H120ZM125 1H127L126 3L131 4L130 1H132V0H125ZM161 1H162V3L159 2V1H158V3H159V4H162V6H163V2H164V1H163V0H161ZM165 1L169 3V0H165ZM171 1H174V0H171ZM175 1H176V0H175ZM178 1L180 2V0H177V2H178ZM191 1H192V4H193V0H191ZM197 1H198V0H197ZM197 1H196V2H197ZM199 1H200V0H199ZM199 1H198V3H199ZM202 1H203V0H202ZM212 1H213V0H212ZM212 1L210 0V2H212ZM221 1H222V0H214V1H213V2H215V3L218 5L219 9H218V11H216V12H217V14H216V16H215L216 18L213 17L214 15L212 16L213 19L215 18V21H214V20H213V21L211 20V21H212V25H211V23H210V25H211L210 30H209V27H208V29L205 28V27H207V25L209 24V23H207L208 19H207V21H205V19H204V21H203V19L201 18V16L203 17V15H202V14H201V15L199 14V15H200V18H201V21H202V23L200 22V23H201V27H200V29L202 28V26H205V25H204L205 22H206L205 24H207L205 27L202 28L203 30H201V31L203 32V31H204V28H205V29L208 30L209 32L211 31V34H210V33L208 34V33H207L208 31H206V30H205L206 32L204 31L205 35L202 34V33L200 32L201 34H200V33H199V34H200V35H203V36H199V37H197V41H196L197 43L195 42L196 46H194V44H193V47H195V48H194V51H193V49H192L193 52H191V53H193V54L191 55V53L189 52L190 55H188V56H189L190 58H189V57L187 58L186 56H185L184 58L182 57L183 62H184V59L187 58V59H188V62L186 61L187 59L185 60V62H187V63H191V64H195V65L199 64V63H200V60L198 59V57H199V56H198V53H197L198 50H199L204 44L208 43V41H210V39L212 40L213 38L217 37L218 32H220V30L223 28V25H225L224 23L227 21V19H228L227 16H228V15L225 13L224 8H223V10H222L221 8H222V6H225V5H226V3H225L226 0H224V4H223V2H222V4H221ZM231 1H232V0H231ZM231 1H230V4H231ZM234 1H238V0H233L232 3H234ZM5 2H6V1H4L3 4H5ZM7 2H8V1H7ZM63 2H64V1H63ZM122 2L125 3L123 0H122ZM122 2H121V3H122ZM132 2H133V1H132ZM179 2H178V3H179ZM200 2H201V1H200ZM228 2H229V1H228ZM242 2H243V1H242ZM253 2H254V9L256 10L255 12L260 13V12L264 9V0H254ZM9 3H10V2H9ZM12 3H13V1H12ZM12 3H11V4H12ZM30 3H31V2H30ZM47 3H48V5H49L50 2H47ZM54 3H55V2H54ZM74 3H76L77 5L74 4ZM85 3H87V0H86ZM93 3H94V1H93ZM99 3H100V2H99ZM101 3H102V2H101ZM101 3H100V4H101ZM112 3L114 4L113 1H112ZM115 3H116V2H115ZM121 3H120V4H121ZM171 3H172V2H171ZM181 3H183V2H181ZM185 3H186V2H185ZM215 3H213V4H214V8H215V10H216V7H215L216 4H215ZM3 4H1V7H2ZM15 4H16V2H15ZM32 4H34V5L36 4L35 7H37L36 0H35V2H33ZM64 4H65V3H64ZM64 4L61 3V5H63L62 7H64ZM91 4H92V2H91ZM91 4L89 5V7H87V6H88V3H87V6H86L85 4H83V5H81V6H84V5H85L84 7H87V9L90 8V11H91V7H93V9H96V10H97V7H98V6H96L97 4L94 3V4H96L95 7H94V6H91ZM116 4H117V5H116V7H117L119 4H118V2H117ZM132 4H133V3H132ZM132 4H131V7H132ZM152 4H153V3H152ZM164 4H165V3H164ZM166 4H167V3H166ZM166 4H165V5H166ZM169 4H170V3H169ZM169 4H167V5H169ZM179 4H180V3H179ZM187 4H188V2H187ZM187 4H186V6L188 7ZM200 4H202V3H200ZM210 4H211V3H210ZM227 4H228V3H227ZM230 4H229V6H228V5H226V6H228V7L230 8ZM238 4H239V3H238ZM238 4H237L236 2L234 3V5H238ZM251 4H252V2H251ZM6 5H7V3H6ZM6 5H5V6H6ZM13 5H14V4H12V6H13ZM22 5H23V4H22ZM28 5H29V4H28ZM34 5H33V6H34ZM43 5L46 7L47 4H43ZM50 5H51V4H50ZM52 5L54 6L53 2H52ZM52 5H51L50 7H48V8L51 9V7H53ZM58 5L56 4V8H57ZM92 5H93V4H92ZM122 5H124V7H123V6H119V7H123V8H126V7H127L128 10H129V8H130L129 6H126V7H125V4H122ZM126 5H127V4H126ZM133 5H134V4H133ZM170 5H171V4H170ZM177 5H178V4H177ZM183 5H184V4H183ZM189 5H191V4H189ZM202 5H203V4H202ZM241 5H242V4H241ZM245 5L247 6V4H245ZM5 6H4V8H5ZM23 6H24V5H23ZM65 6H66V7H64L63 10H64V9L67 10V7H68V6H67V5H65ZM72 6H71V8H72ZM77 6H78V7H77ZM81 6H80L78 9L82 8ZM100 6H101V5H100ZM112 6H113V5H112ZM153 6H154V5H153ZM186 6H185V7L180 6V7H177V8H178L179 12H181L182 14H190V15H191V13L193 14V9L187 8ZM193 6H194V4L192 5V7H193ZM208 6H209V5H208ZM226 6H225V7H226ZM248 6H251V5H248ZM1 7H0V8H1ZM35 7H34V10H35ZM45 7H44V9H45ZM181 7H182V8H181ZM189 7H191V6H189ZM218 7H217V8H218ZM231 7H233V5H231ZM238 7H241V6H237L236 8H235V7H233V8L236 10ZM2 8H3V7H2ZM6 8H7V7H6ZM6 8H5V10H6ZM8 8H9V7H8ZM30 8H31V4H30ZM30 8H29V9H30ZM39 8H40V7H39ZM73 8H74V7H73ZM73 8H72V11L74 10ZM98 8H99V7H98ZM101 8H102V7H100L99 10H100ZM112 8H113V7H112ZM132 8H133V7H132ZM201 8H202V6H201ZM206 8H207V7L205 6V9H206ZM212 8H213V5H212ZM10 9H11V8H10ZM40 9H43V8H40ZM50 9H49V10H50ZM54 9H55V8H54ZM58 9H60V12L63 11V10H61L62 8H60V7H59ZM78 9H77V10H78ZM85 9H86V8H85ZM133 9H134V8H133ZM148 9H149V7H148ZM151 9H152V8H151ZM203 9H204V6H203ZM205 9H204V10H205ZM210 9H211V7L209 8V10H210ZM220 9H221L222 11H220ZM249 9H250V8H249ZM3 10H4V9H2V11H1V10H0V11L3 12V13L6 12V11H3ZM31 10H32V9H31ZM34 10L30 11L28 14L30 15L31 12H32L31 15L33 16V15H34V12H35ZM36 10H39V9L36 8ZM51 10H52V9H51ZM65 10H64L63 12H65ZM68 10H69V9H68ZM68 10H67V11H68ZM77 10H75V11H77ZM88 10H89V9H88ZM96 10H95V11H96ZM99 10H97V11H99ZM114 10H115V9H114ZM118 10H119V9H118ZM128 10H127V9H126V10L123 9V11H126V12H127ZM149 10H150V9H149ZM149 10H148V11H149ZM194 10H195V9H194ZM206 10H207V9H206ZM209 10H208V11H209ZM211 10H213V9H211ZM235 10H234V11H235ZM28 11H29V10H28ZM33 11H34V12H33ZM39 11H42V10H39ZM46 11H47V13L49 12L48 9H46ZM75 11H74V12H75ZM78 11H79V10H78ZM83 11H84V9H83ZM90 11H88V12H90ZM121 11H122V9H121ZM129 11L131 12V8H130ZM150 11H151V10H150ZM228 11H230V9H229V10L227 9L226 12H228ZM231 11H232V9H231ZM263 11H264V10H263ZM1 12H0V14H1V16H2L3 14H2ZM37 12H38V11H37ZM56 12H57V10H56ZM56 12H54V13L56 14ZM60 12H59V13H60ZM69 12H71V11H69ZM69 12H66V14L68 13L67 16L69 15ZM80 12H81V10H80ZM80 12H79V13H80ZM88 12H87V14H88ZM174 12H175V11H174ZM174 12H173V14H174ZM195 12H197V11H195ZM212 12H213V11H212ZM212 12H211V13L209 12V13H210L209 15H211V14H215V13H216L215 11H214V13H212ZM236 12H237V10L235 11V13L233 12V13H234L233 16H231L229 19H233V18H234V19H233V22L239 24V25H240V28H241V25H242L241 21L243 20V22L245 23V24L242 25V26H243V27H242V30H243L244 35H245L248 31H251V28H252L253 24H257V25H258V23H259V22H258V18H253L254 15L256 14L255 12H252V11H251L253 14H252L251 16L249 15V17H250V19H251L250 21H247L248 18H249L248 15H247V14H248L247 12H246L247 14L245 13L246 15L242 14V15H244V16H247V19H246V20H245V19H242L241 21H240V19L243 18V17H240V15H241L240 13H237V14H240L239 16L236 15ZM251 12H250V14H251ZM24 13H27V12H24ZM24 13H23V14H24ZM40 13H41V12H40ZM44 13H46V12H44ZM47 13H46V14H47ZM51 13H52V12H51ZM82 13H83V12H82ZM82 13L79 14L78 16L82 15ZM84 13H86V11H85ZM92 13H94L93 10H92ZM96 13L98 14V12H96ZM127 13H128V12H127ZM150 13H151V12H150ZM28 14H25V15H28ZM38 14H39V13H38ZM46 14H44V15L46 16ZM48 14H49V13H48ZM48 14H47V16H48ZM64 14H65V13H64ZM64 14H63V15L61 14V16H64ZM76 14H77V12H76ZM76 14L74 13L73 15H75V16L77 17ZM90 14H91V12H90ZM94 14H95V13H94ZM99 14H100V13H99ZM99 14H98V15H99ZM170 14H172V13H170ZM170 14H169V15H170ZM173 14H172V15H173ZM194 14H195V13H194ZM4 15H6V14H4ZM19 15L22 16L21 14H19ZM35 15H37V13H35ZM41 15H43V14H41ZM56 15H57V14H56ZM56 15L53 14L52 17H54V16H56ZM91 15H92V14H91ZM132 15H133V14H132ZM136 15H138V14H136ZM172 15H170V16H172ZM195 15H196V14H195ZM199 15H198V16H199ZM209 15H208V17H209ZM242 15H241V16H242ZM257 15H258V14H257ZM1 16H0V17H1ZM20 16H18V17H20ZM38 16H39V15H38ZM45 16H43V17H45ZM61 16H60V17L57 16V17L61 19ZM75 16H74V17H75ZM84 16H85V14H84ZM94 16H96V15H94ZM130 16H131V15H130ZM133 16H134V15H133ZM157 16H158V15H157ZM174 16H175V18H176V16L178 17V14H177V15H174ZM174 16H172V17H174ZM179 16H180V14H179ZM181 16H182V15H181ZM192 16H193V15H192ZM192 16H187V17L191 19ZM198 16H195L196 19L193 17V19H194V20H197ZM204 16H206L205 18H207V15H204ZM252 16H253V17H252ZM4 17H5V16H4ZM26 17H27V16H26ZM26 17H25V19H28V18H26ZM43 17H42V18H43ZM57 17H54L53 20L56 21L55 18H57ZM65 17H66V16H65ZM70 17H71V16H70ZM70 17L68 16L69 19H68V18H66V19L70 20V19H72L73 16H72L71 18H70ZM87 17H88V16H87ZM91 17H92V16H91ZM116 17H117V15H116ZM137 17H138V16H137ZM140 17H141V16H139V18H140ZM154 17H156V16H154ZM185 17H186V16H184V17L182 16V19L185 18ZM187 17H186V19H187ZM212 17L209 18V21H208V22H210V19H211ZM239 17H240V19H239ZM256 17H257V16H256ZM258 17H259V16H258ZM1 18H2V17H1ZM1 18H0V19H1ZM45 18H46V17H45ZM50 18H51V17H50ZM82 18H83V16H82ZM94 18H95V17H94ZM134 18H135V17L130 18V19H134ZM156 18H157V17H156ZM156 18H155V20H156ZM175 18L173 19V21L175 20ZM179 18H180V17H179ZM245 18H246V17H245ZM2 19H3V18H2ZM2 19H1V20H2ZM5 19H6V18H4L3 21H4ZM7 19H9V18H7ZM18 19H19V18H18ZM21 19H22V20H21ZM48 19H49V18H48ZM63 19H64V18H63ZM63 19H62V20H63ZM84 19H86V18L84 17L83 20H84ZM115 19H116V18H115ZM135 19H136V18H135ZM137 19H138V18H137ZM137 19H136V20H137ZM141 19H142V17H141ZM157 19H158V18H157ZM169 19H170L169 16H167V20L165 19L166 21H165V20H164V21L167 22V21H169ZM182 19H181V20H182ZM1 20H0V21H1ZM20 20H21V22H22V21H23V18L20 17ZM20 20H19V21H20ZM43 20H44V19H43ZM58 20H59V19H58ZM62 20H59V21H62ZM68 20H67V22H68ZM83 20H82V21H83ZM89 20H90V19H88L87 22H89ZM93 20H94L93 22L95 23L96 18L93 19ZM101 20H102V19H101ZM117 20H118V18H117ZM136 20H135V21H136ZM181 20L179 19V21H181ZM3 21H2V22H3ZM13 21H14V20H13ZM80 21H81V20H80ZM96 21H97V23H98V20H96ZM132 21H133V20H132ZM132 21H129V22H132ZM135 21H134V22H135ZM156 21H157V20H156ZM158 21H159V19H158ZM161 21L164 23V21H163L162 19H161ZM161 21L159 22L160 24L162 23ZM173 21H171V22L169 21L170 24H171ZM183 21H184V20H183ZM6 22H8V25H9V21H8V20L4 21L5 25H6ZM25 22H26V21H25ZM25 22H23V23H25ZM47 22H49V20H48ZM69 22L71 23V20H70ZM76 22H77V21H76ZM76 22L74 21L75 24H74V23H73V24L71 23L72 28L76 27L77 30L79 29L78 27L83 28L82 26H79L82 22H81V23H78V27L76 26ZM78 22H79V20H78ZM91 22H92V21H91ZM100 22H102V21H100ZM103 22H104V21H103ZM103 22H102V23H103ZM169 22H167V23H169ZM196 22H197V21H196ZM203 22H204V23H203ZM13 23H14V22H13ZM61 23H63V22H61ZM136 23H137V21H136ZM174 23H176V22H174ZM181 23H183V22L181 21ZM228 23H229V22H227V24H228ZM235 23H234V24H235ZM25 24H26L25 26H27V22H26ZM54 24H56V23H54ZM68 24H69V23H68ZM99 24H100V23H99ZM99 24H98V25H99ZM103 24H105V23H103ZM106 24H107V23H106ZM260 24H261V23H260ZM10 25H11V24H10ZM22 25H23V24H22ZM42 25H43V24H42ZM52 25H53V24H52ZM74 25H75V26H74ZM81 25H85V24L82 23ZM94 25L96 26V24H94ZM168 25H169V24H168ZM168 25H167V26H168ZM171 25H172V24H171ZM171 25H170V26H171ZM176 25L178 26V24H176ZM179 25H180V24H179ZM182 25H183V24H182ZM182 25H181V26H182ZM3 26H4V25H3ZM6 26H7V25H6ZM73 26H74V27H73ZM87 26H89V24H88ZM90 26H91V25H90ZM90 26H89V29H90ZM101 26H103V25H101ZM104 26H105V25H104ZM104 26H103V27H104ZM111 26H112V25H111ZM111 26H110V28H109L110 30H107L108 28L105 27V29L108 31V33H109V31H110V34H111V30H114V28L112 29ZM121 26H122V24H121ZM173 26L175 27V24H173L172 27H173ZM181 26H180V27H181ZM183 26H184V25H183ZM208 26H209V25H208ZM254 26H255V25H254ZM254 26H253V27H254ZM259 26L261 27V25H259ZM1 27H2V26H0V30L2 29ZM27 27H28V26H27ZM36 27H37V26H36ZM44 27H45V26H44ZM49 27H50V26H49ZM52 27H53V26H52ZM67 27H70V25H68ZM97 27H98V26H97ZM99 27H100V26H99ZM107 27H108V25H107ZM112 27H114V26H112ZM122 27L124 28V25H123ZM122 27H121V28H122ZM172 27H171V28H172ZM174 27H173V28H174ZM178 27H179V26H178ZM180 27H179V29H180ZM260 27H259V28H260ZM38 28H39V27H38ZM38 28H37V29H38ZM46 28H47V27H46ZM63 28H64V27H63ZM72 28H71V29H72ZM76 28H74V29H76ZM86 28H88V27H86ZM91 28H92V27H91ZM93 28H95V27H93ZM181 28L183 29L184 27H181ZM255 28H256V26H255ZM255 28H254V29H255ZM5 29H8V27H6V28H4V29H2V30H5ZM40 29H42V28H40ZM53 29H54V28H53ZM65 29H66V28H65ZM65 29H64V31L69 30V29H67V30H65ZM74 29H73V30H74ZM95 29H96V28H95ZM95 29H92V30L94 31ZM98 29H99V28H98ZM105 29H104V30H105ZM168 29H169V27H168ZM174 29H175V28H174ZM176 29H177V28H176ZM190 29H191V27L188 29L189 31L186 30V33H185L186 35L192 33L193 29H192V30H190ZM238 29H239V28H238ZM254 29H253V30H254ZM11 30H12V28H11ZM29 30L32 31L33 29H29ZM47 30H48V29H47ZM62 30H63V29H62ZM83 30H84V29H83ZM90 30H91V29H90ZM90 30H89V32H90ZM194 30H195V29H194ZM242 30H241V31H242ZM30 31H29V32H30ZM34 31H35V30H34ZM69 31H70V30H69ZM79 31H82V30L80 29ZM79 31H75V32L79 33ZM86 31H87V29L85 30V33H86ZM96 31H98V30L96 29ZM114 31H116V30H114ZM114 31H113V32H114ZM176 31H177V30H176ZM0 32H4L5 34L9 35L8 33H6V31H0ZM7 32H8V30H7ZM9 32H10L11 34H13L11 31H9ZM44 32H45V31H44ZM44 32H43V33L41 32V33L44 34ZM47 32H48V31H47ZM61 32H63V31H61ZM72 32H73V31H72ZM123 32H126V31H125V28H124L123 31H121L122 34H123ZM139 32H141V31L135 32V34H136V33H139ZM188 32H189V33H188ZM195 32H197V31H195ZM228 32H229V31H228ZM231 32H232V33L229 32L230 34H228V35H229V39H233V38H235L236 36H237V37L239 36V35H237V34H238L237 31L232 30ZM45 33H46V32H45ZM48 33H49V32H48ZM117 33H118V31L116 32V34L113 33V34H115V35H114V42L117 40L116 42L119 43V42L122 41L123 38L125 39V37H126L127 39H129V41L131 40V36H132V34H131L130 32L127 34L128 36L125 35V34L127 33V32H126V33L124 34L125 37H124V36L121 37V33H120V35L117 34ZM132 33H133V32H132ZM168 33H169V32H168ZM187 33H188V34H187ZM197 33H198V32H197ZM197 33H196V34H197ZM236 33H237V34H236ZM29 34H30V33H29ZM63 34L66 35L67 32H65V33L63 32ZM68 34H69V33H68ZM68 34H67L66 36H67V37H70V35H68ZM70 34H71V32H70ZM87 34H88V33H86V35H87ZM90 34H91V33H90ZM93 34H94V33H93ZM93 34H92V35H93ZM130 34H131V36L129 37ZM199 34H197V35H199ZM206 34H207V35H206ZM14 35H15V33H14ZM32 35H33V31H32ZM34 35H35V34H34ZM34 35H33V36H34ZM74 35H75V33H74ZM80 35H81V37L83 36V38H84V35H85V34L83 33V35H82V33H80ZM80 35H78V36H80ZM92 35H91V36H92ZM169 35H170V34H169ZM186 35H185V36H186ZM1 36H2V35H1ZM19 36H20V35H19ZM19 36H17V38H18ZM29 36H31V34H30ZM33 36H31L30 38H32ZM35 36H36V35H35ZM37 36H38V35H37ZM37 36H36L35 38H37V39L39 40L40 38H38ZM55 36H56V35H55ZM91 36H90V37H91ZM97 36H98V35H97ZM135 36H136V38H137V40H138V37H139L138 34H136V35H134V36H132V37H135ZM137 36H138V37H137ZM183 36H184V35H183ZM193 36H195V35H193ZM241 36H242V35H241ZM11 37H12V35H11ZM21 37H22V36H21ZM27 37H28V36H27ZM60 37H61V36H60ZM62 37H63V36H62ZM74 37H75V36H74ZM88 37H89V35H88ZM93 37L96 38L94 35H93ZM93 37H91V38H93ZM128 37H129V38H128ZM190 37H192V36H190ZM237 37H236V38H237ZM5 38H6V37H5ZM9 38H10V37H9ZM35 38L33 37L32 39L35 40ZM52 38H54V36H53ZM70 38H71V37H70ZM70 38H69V39H70ZM72 38H73V37H72ZM72 38L70 39L71 41H72ZM79 38H80V37H79ZM83 38H81V40H82ZM91 38H89V39L91 40ZM98 38H99V37H97L96 39L98 40ZM111 38L113 39V37H111ZM136 38H135V39H136ZM194 38H195V37H194ZM240 38H241V37H240ZM242 38H243V37H242ZM242 38H241V39H242ZM244 38H245V37H244ZM23 39H24V37H23ZM26 39H27V38H26ZM26 39H24V40H26ZM49 39H51L50 36H48V40H49ZM74 39H75V38H73V41H74ZM89 39L87 38V40H88L87 42H89ZM100 39H101V37H100ZM112 39H111V40H112ZM135 39H134V40H135ZM218 39H219V38H218ZM229 39H226V40H229ZM245 39H246V38H245ZM2 40H3V38H2ZM6 40H8V39L6 38ZM27 40H28V39H27ZM27 40H26V41H27ZM44 40L46 41L47 38H45ZM44 40H43V42H44ZM48 40H47V42H48ZM53 40H54V39H52V41H53ZM59 40H60V39H57V41H59ZM75 40H77V39H75ZM93 40H95V39H93ZM101 40H102V39H101ZM101 40H99V41H97V42H100ZM162 40H163V39H162ZM49 41H50L49 43L46 42L45 44L47 45V44H50V43L52 42L51 40H49ZM61 41H62V40H61ZM71 41H70V42H71ZM104 41H106V40L104 39V40L102 41V42L104 43V45H101L100 47L105 46V42H104ZM132 41H133V39H132ZM143 41H145V40H143ZM220 41H221V40H220ZM220 41H218V42H220ZM235 41H237V40L235 39ZM235 41H234V42H235ZM4 42H5V40H4ZM4 42H3V45L6 43V42H5V43H4ZM29 42H30V40H28L27 42H25V46H26V48H27V46H28V49L31 50L32 55H33V56H38V54H37V50L34 49L35 47L33 48V46H35V44L32 43L33 45H31ZM31 42H32V41H31ZM53 42H54V41H53ZM64 42H65L64 46L67 45V44L69 43V42H68V43L66 44V41H64ZM75 42H77V41H75ZM94 42H95V44H94ZM102 42H101L100 44H103ZM106 42H110V41H106ZM116 42H115V43H116ZM123 42H124V41H123ZM126 42H128V41H126ZM126 42H125V43H126ZM137 42H138V41H136V42H134V43L132 42V43L135 45V43L137 44ZM146 42H147V41H146ZM181 42H182V41H181ZM229 42H230V41H229ZM19 43H20V42H19ZM59 43H60V42H59ZM71 43H72V42H71ZM85 43H86V42H85ZM92 43H93V45L91 46ZM111 43H113V41H112ZM117 43H116V45H117ZM121 43H122V42H121ZM121 43H120L119 48L121 47ZM125 43H124V44H125ZM132 43H131V44H132ZM160 43H161V45L159 44V45H160V48L163 47V46L165 45V44H164V45L162 44L163 42H160ZM177 43H178V42H177ZM222 43H223V41H221V46H222ZM225 43H226V44H224V45H227V46L229 45L228 41H227V42L225 41ZM227 43H228V44H227ZM230 43H231L230 45L235 44V43H233V42H230ZM239 43H240V47H241V48H242V47H243V48H246L247 45L252 46V45H251L252 42L249 43L248 40L246 41V40H244V39H243L242 42L240 41ZM239 43H238V45H239ZM1 44H2V43H1ZM8 44H9V43H8ZM23 44H24V43H23ZM39 44H40V43H39ZM55 44H58V42H56ZM55 44H53V45L55 46ZM72 44H73V43H72ZM75 44H76V43H75ZM78 44H80V45L77 46ZM78 44L76 45L77 48L80 49L81 46H82V48H83V45H81V43H78ZM86 44H87V43H86ZM98 44H99V43L96 44V41H92V40H91L90 47H93V46H94L95 49H97L96 46H97ZM122 44H123V43H122ZM128 44H129V42H128ZM131 44H130V45H131ZM133 44H132V45H133ZM145 44H146V43H145ZM182 44H183V43H182ZM182 44L180 43L181 47L183 48V46H184L186 43H185L184 45H182ZM210 44H211V43H210ZM3 45H1V46H3ZM5 45H6V44H5ZM41 45H42V44H41ZM50 45H51V44H50ZM61 45H62V43H61ZM68 45H69V44H68ZM87 45H89V44H87ZM87 45H86V46H87ZM95 45H96V46H95ZM125 45H126V44H125ZM162 45H163V46H162ZM173 45H174V44H173ZM180 45H179V46H180ZM224 45H223V47H224ZM260 45H261V44H260ZM58 46H60V45L58 44ZM64 46H63V45L60 46L61 50H62V49H63V50H62V51L58 50L59 53H60V52L63 53V51L65 52V50H64ZM70 46H71V44H70ZM73 46L76 47L75 45H73ZM73 46H72V47H73ZM107 46H108V45L105 46V49H106ZM111 46L114 47L113 45H111ZM165 46H166V45H165ZM165 46H164V48H166ZM174 46L177 47L178 45H176V43H175ZM188 46H189V45H188ZM234 46H235V45H234ZM5 47H6V46H5ZM50 47H52V45H51ZM62 47H63V48H62ZM72 47H71V48H72ZM90 47H87V49L85 50L86 47H85V44H84V49H83V50L86 51V55L89 53V51H88V53H87V50H88V48H90ZM100 47H98V48H100ZM115 47H116V46H115ZM115 47L112 48V49H115ZM117 47H118V45H117ZM117 47H116V49H117ZM122 47H123V46H122ZM122 47H121V48H122ZM181 47H180V48H181ZM184 47H185V46H184ZM186 47H187V45H186ZM186 47H185V48H186ZM232 47H233V46H232ZM235 47H236V46H235ZM235 47H234V48H235ZM240 47H239V48H240ZM3 48H4V47H3ZM46 48H47V47H46ZM46 48L44 47L42 50H44V49H46ZM48 48H49V47H48ZM48 48H47L46 50H48ZM69 48H70V47H69ZM107 48H108V47H107ZM119 48H118V49H119ZM180 48H179V49H180ZM182 48H181V49H182ZM188 48H190V47H187V49H188ZM1 49H2V47H1ZM28 49H27V51H28ZM49 49H51V48H49ZM65 49H66V46H65ZM67 49H68V46H67ZM75 49H76V48H75ZM92 49H93V48H91V50L89 49V50L91 51V53H92ZM95 49H94V50H95ZM100 49H101V48H100ZM108 49H109V48H108ZM116 49H115V50H116ZM157 49H159V46H158ZM179 49H178V50H179ZM215 49H216V48H215ZM219 49H220V48H219ZM231 49H232V48H231ZM236 49H238V48L236 47ZM236 49H235V52L237 51ZM251 49H252V48H251ZM46 50H45V51H46ZM83 50H82V51L80 50L82 54L85 53V52H83ZM103 50H104V49H103ZM119 50H120V49H119ZM137 50H138V49H137ZM141 50H142V49H141ZM162 50H163V49H162ZM162 50L159 49V52H163L165 49H164L163 51H162ZM190 50H191V49H190ZM216 50H217V49H216ZM221 50H222V48H221ZM224 50H225V48H224ZM238 50H239V49H238ZM242 50H243V49H242ZM249 50H250V48H249ZM252 50H253V49H252ZM252 50H251V51H252ZM258 50H259V49H258ZM5 51H6V49H5ZM12 51H13V52H11L10 54H7V56H6V54H5L4 52L1 51L2 53L5 54V57L3 56V59H1L2 57L0 56V57H1V58H0V64H1V60H2V63H4V60H6L7 62H8V60H9V61H12V60H13V61H16L15 59H16L17 57L15 58V54H14V52H16V51H14V50H12ZM38 51H39V50H38ZM45 51H44V52H45ZM106 51H107V49H106ZM120 51H121V50H120ZM151 51H152V50L150 49V52H151ZM187 51H188V50H187ZM246 51H248V48H247ZM251 51H250V54H251ZM260 51H263V50L260 49ZM21 52H22V51H21ZM44 52H42V53H43L42 55L45 56V53H46L47 51H46L45 53H44ZM49 52H50V50H49ZM67 52H68V51H67ZM72 52H73V49H72ZM72 52H71V53H72ZM76 52L79 54L78 49H76ZM96 52H98V51H95V53H96ZM103 52H104V51H103ZM112 52H113V51H112ZM138 52H139V51H138ZM155 52H156V51H155ZM159 52L154 53V51H153L154 55H156L157 57H160L159 59L162 58L163 61H165L164 59H167V58H165V55H163V54H161V55L164 56V57H161V55L158 54ZM179 52H180V51H179ZM194 52H195V54H194ZM221 52H222V51H221ZM258 52H259V51H258ZM6 53H9V52L7 51ZM17 53H20V52H17ZM28 53H29V52H28ZM31 53H30V55H31ZM40 53H41V51H40ZM50 53H51V52H50ZM61 53H60V54H61ZM77 53H75V54H76L77 57H78V54H77ZM91 53H89V54H91ZM95 53H93V54L95 55ZM109 53H110V49H109V52H107V56H106V54H105V58L103 59V65H104V67H105V68H104L103 66L101 67V68L103 69V71H104V69H106V66H105V65L109 64V62H110V58H111L110 56H111V55L109 56ZM116 53H117V51H116ZM147 53H149V52L147 51ZM231 53H232V51H231ZM240 53H241V50H240ZM240 53H238V55H237L236 57L239 58V59L241 60V58H242V57H245L246 55L244 56L245 51H242V54H241V55H240ZM253 53H254V52H253ZM253 53H252V54H253ZM20 54L22 55V53H20ZM25 54H26V53H25ZM25 54H24V55H25ZM69 54H70V50H69ZM69 54H68V55H69ZM73 54H74V52H73ZM149 54H150V53H149ZM209 54H210V53H209ZM211 54H213V53H211ZM245 54H246V53H245ZM247 54H248V53H247ZM2 55H3V54H2ZM21 55H19L18 57H20ZM24 55H23V57H24ZM28 55H29V54H28ZM28 55H25V56H28ZM39 55H41V54H39ZM42 55H41V56H42ZM46 55H47V53H46ZM48 55H49L50 58L52 57V59L55 58V57L53 58V56H50V54H48ZM51 55H52V53H51ZM64 55H66L65 60H66L67 62H68V60H67L68 58H69V61H71V62H73V61L75 60V59L73 58V61H72L71 59H72L73 56L68 57L67 54H66V52H65V54H63V56H64ZM70 55H72V54H70ZM80 55H81V54H80ZM86 55H85V56H86ZM101 55H102V54H101ZM101 55H100V56H101ZM103 55H104V54H103ZM133 55H136V53H133ZM150 55H151V54H150ZM159 55H160V56H159ZM214 55H215V54H214ZM235 55H236V54H235ZM259 55H262V52H259L258 54H254V57H257V56H259ZM263 55H264V54H263ZM16 56H17V55H16ZM41 56H40V57H41ZM59 56H60V55H59ZM81 56H82V55H81ZM81 56H80V57H81ZM136 56H137V58H138V55H136ZM136 56H134V58H135ZM152 56H153V55H151V57H152ZM156 56H155V57H156ZM211 56H212V55H211ZM23 57H22V58H23ZM29 57H30V56H29ZM29 57H28V60L25 61L26 63H28V61H29ZM64 57H65V56H64ZM64 57H63V58H64ZM67 57H68V58H67ZM112 57H113V56H112ZM148 57H149V56H148ZM209 57H210V56H208V58H209ZM212 57H213V56H212ZM212 57H211V58H212ZM261 57H262L261 60H262V59L264 60V56H261ZM20 58H21V57H20ZM22 58H21V60H23ZM31 58H32V56H31ZM31 58H30V59H31ZM38 58H39V56H38ZM43 58H44V57H43ZM45 58H46V56H45ZM57 58H59V57H57ZM70 58H71V59H70ZM75 58H76V56H75ZM102 58H103V57H102ZM134 58H133V59H134ZM152 58L154 59V56H153ZM152 58H149V60L152 59ZM215 58H216V57H215ZM230 58H231V57H230ZM24 59H25V58H24ZM35 59H37V58H35ZM47 59H49V58L47 57ZM52 59H51V60H52ZM60 59H62V56L60 57ZM60 59H59V60H60ZM78 59H79V57H78ZM153 59H152V60H153ZM159 59L156 58V60H159ZM162 59H161V60H162ZM182 59H181V60H182ZM209 59H210V58H209ZM231 59H232V58H231ZM231 59H230V60H231ZM252 59H254V58H252ZM51 60H50V62H52ZM55 60H56V59H55ZM55 60H54V61H55ZM99 60H100V59H99ZM101 60H102V59H101ZM136 60H137V59H136ZM136 60H135V61H136ZM211 60H212V61L214 60V62H215L216 59H214V57H213ZM237 60H238V59H237ZM13 61H12V62H13ZM43 61H44V60H43ZM75 61H76V60H75ZM92 61H93V60H92ZM166 61H167V60H166ZM212 61H210V62H212ZM231 61H232V60H231ZM7 62H5V63H7ZM12 62H11V63H12ZM16 62H17V61H16ZM16 62H13V65H14V63H16ZM25 62L22 61L21 63H22V64H23V63L26 64ZM29 62H31V61H29ZM47 62H48V61H47ZM94 62H95V60L93 61V63H94ZM149 62H150V61H149ZM152 62H153V61H152ZM160 62H161V63H164V62H162V61H160ZM160 62H159V63H160ZM185 62H184V63H185ZM220 62H221V61H219V63H218L219 65H220ZM224 62H225V60H224ZM226 62H227V61H226ZM228 62H229V61H228ZM233 62H235V60H233ZM9 63H10V62H9ZM9 63H8V64H9ZM41 63H42V62H41ZM62 63H65L64 60H63ZM97 63H99V61L96 62V64H97ZM165 63H166V62H165ZM187 63H186V65H189V64H187ZM208 63H209V62H208ZM216 63H217V61H216ZM8 64H7V65H8ZM16 64H17V63H16ZM19 64H20V63L18 62V64H17L16 66H18ZM24 64H23V65H24ZM38 64H39V63H38ZM60 64H61V63H60ZM65 64H66V63H65ZM68 64H70V63H68ZM75 64H76V63H75ZM79 64H80V62H79ZM89 64H90V63H89ZM96 64L93 65L92 62H91V65H92L93 67L95 66L96 69L99 68L98 66H100V64H102V62L99 63V64H97V65H98V66H97L98 68L96 67ZM200 64H201V63H200ZM202 64H203V63H202ZM218 64H217V68H218ZM229 64H230V63H229ZM3 65H6V64H2L0 67L3 68ZM20 65H21V64H20ZM26 65H27V64H26ZM36 65H37V64H36ZM66 65H67V64H66ZM143 65H146V64L143 63ZM150 65H151V64H150ZM160 65H161V64H160ZM160 65H159V66H160ZM184 65H185V64H184ZM226 65H227V64H226ZM262 65H263V64H262ZM262 65H261V66H262ZM10 66H11V65H10ZM14 66H15V65H14ZM16 66H15V68H16ZM44 66H45V65H44ZM109 66H110V65H109ZM157 66H158V65H157ZM161 66H163V65H161ZM161 66H160V70L162 69ZM200 66H201V65H200ZM203 66H204V65H203ZM206 66H207V63H206ZM231 66H232V65H231ZM231 66L229 65V67L232 69ZM4 67H5V66H4ZM40 67H42V66H40ZM46 67H47V65H46L44 68H46ZM84 67H86V66L84 65ZM135 67H136V66H135ZM142 67H143V66H142ZM155 67H156V66H155ZM186 67H187V66H186ZM194 67H195V66H194ZM207 67L214 69V71H216V73H218V72L220 73V71H217L218 69H216V64H215V65H214V64H213V65L208 64ZM221 67H222V66H221ZM15 68H14V69H15ZM38 68H39V67H37V69H38ZM44 68H43V69L41 68L42 70H44V71H42L43 75H44V72L46 71V69H44ZM82 68H83V67H82ZM131 68L133 69V67H130V68L128 69L129 72L125 71V73H123V72H124V71H123L122 74H126V73L129 74V73H131V71H133V72L138 71V73H139V69H138V68H135V71L132 70ZM143 68H144V67H143ZM145 68H147V67L145 66ZM145 68H144V69H145ZM166 68H167V67H166ZM192 68H193V67H192ZM219 68H220V67H219ZM233 68H235V67L233 66ZM262 68H263V67H262ZM262 68H261V69H262ZM41 69L39 68V71H36V72H40V73H41V71H40ZM86 69H87V68H86ZM90 69H93V68H90ZM102 69H101V70H102ZM118 69H119V68H118ZM125 69H126V68H125ZM136 69H137V70H136ZM158 69H159V67H158ZM164 69H165V68H164ZM0 70H1V69H0ZM6 70H7V69H6ZM9 70H10V69H9ZM69 70H70V69H69ZM73 70H74V69H73ZM79 70H80V68H79ZM82 70H83V69H82ZM87 70H88V69H87ZM87 70H86V71H87ZM140 70H141V69H140ZM167 70H168V69H167ZM210 70H211V69H210ZM3 71L5 72V69H3ZM15 71H16V70H15ZM92 71H95V69H94V70H91L90 72L88 71V72H89L88 74H90ZM156 71L159 72V70H157V67H156ZM164 71H165V70H164ZM212 71H213V70H212ZM214 71H213V72H214ZM232 71H233V70H232ZM263 71H264V69H263ZM4 72H3V73H4ZM9 72H11V75H12V71H9ZM33 72H34V71H33ZM68 72H69V71H67V73H68ZM70 72H71V71H70ZM74 72H75V71H74ZM79 72H80V71H79ZM84 72H85V71H84ZM96 72H97V71H96ZM96 72H93V73H94V74H97L98 72H97V73H96ZM99 72H100V71H99ZM158 72H156V73L158 74ZM160 72H162V70H161ZM6 73H7V72H5V74H6ZM14 73H15V72H14ZM30 73H32V72H30ZM30 73H29V74L27 73V74L30 75ZM42 73H41V74H42ZM62 73H63V72H62ZM71 73L74 74L73 72H71ZM76 73H77V72H76ZM76 73H75V74H76ZM82 73H83V72H82ZM86 73H87V72H86ZM119 73H120V72H119ZM138 73H135V74L138 75ZM141 73H142V72H141ZM141 73H140V75H141ZM211 73H212V72H211ZM211 73H210V74H211ZM214 73H215V72H214ZM219 73H218V74H219ZM259 73L261 74V72H259ZM8 74H9V73H8ZM8 74H7V76H8ZM32 74L34 75V73H32ZM32 74H31V75H32ZM35 74H37V73H35ZM41 74H39V75H41ZM60 74H61V72H60ZM63 74H64V73H63ZM72 74H71V76H72ZM77 74H78V73H77ZM77 74H76V76H77ZM94 74L91 73L90 75H92V77H93ZM98 74H99V76H100L101 73H98ZM128 74H127V75H128ZM133 74H134V73H133ZM133 74H132V75H133ZM143 74H144V73H143ZM143 74H142V75H143ZM159 74L161 75V73H159ZM220 74H221V73H220ZM233 74H234V75H233ZM260 74H259V75H260ZM11 75H10V76H11ZM28 75H27V76H28ZM66 75H67V74H66ZM78 75H79V74H78ZM90 75H89V77H90ZM101 75H102V74H101ZM119 75H120V74H119ZM132 75H130V76H132ZM142 75H141V76H142ZM160 75H159V76H160ZM208 75H209V74H208ZM212 75H213V74H212ZM236 75L238 76L237 73H236ZM261 75H262V74H261ZM261 75H260L259 77H261ZM7 76L5 75L4 77L6 78ZM10 76H8V77H10ZM13 76H14V75H13ZM27 76H26V77H27ZM122 76H123V75H122ZM138 76H139V75H138ZM143 76H144V78H145V74H144ZM155 76H156V75H155ZM159 76L155 77V79L158 80V77H159ZM197 76H198V75H197ZM210 76H211V75H210ZM213 76H214V75H213ZM215 76H216V75H215ZM215 76H214V77H215ZM218 76H219V75H218ZM218 76H216V77H218ZM223 76H224V75H223ZM231 76H233V77L235 78V73H232ZM239 76H240V74H239ZM263 76H264V73H263ZM29 77H31V76H29ZM29 77H28V78H29ZM42 77H43V76H42ZM85 77H86V79H87V74H86ZM85 77H82L81 79H79L80 81L82 80V82H83L85 85L81 84L80 82H79V84L83 85V87H87V86L90 87L89 85L92 84V83L94 82L95 79H93V81L90 82V83H86L87 81H86ZM92 77H90V79L88 78L89 81L92 80ZM94 77H95V75H94ZM94 77H93V78H94ZM116 77H117V76H116ZM125 77H126V75H124V78H125ZM132 77L135 78V76H132ZM136 77H137V76H136ZM160 77H161V76H160ZM201 77H203V76H201ZM204 77H205V76H204ZM206 77H207V76H206ZM211 77H212V76H211ZM216 77H215V78H216ZM221 77H222V76H221ZM221 77H220V78H221ZM227 77H228V76H227ZM227 77H226V78H227ZM233 77H232V78H233ZM28 78L26 79L25 76H24V78L22 77V79L20 80L19 83L16 84V86L13 85V86H14V89L11 91V95L9 94L10 92L8 93V94L10 95V101H12V103H14V106H15V107L13 106V104L10 105V102H9V106H11V107L13 106V107H14V110H15V108H17L16 110L19 109L18 107H16V105L18 106L17 103H19V105H21L20 103H21L22 101L24 102V103H22V105L24 104V107H25V105H27L26 107H28V104H25L26 102H25L24 99H25V98H26V100H27V99H28V100L31 99L33 96H32L31 98H29V95L31 94V93H30V90H31L32 88L34 89L33 86H35V88L38 86L39 81H38V83H37V81H36L35 84H34V83H30V82H31L30 79H32V78H30V79H28ZM60 78H62V76H60ZM63 78H64V76H63ZM100 78H101V77H100ZM100 78L98 77V80H99ZM117 78H118V77H117ZM117 78L115 79V81L117 80ZM124 78L122 77L123 80L120 79V80H121L120 82H121L122 84L127 82V78H128V80H129V75L126 77V80H124ZM215 78H214V79H215ZM218 78H219V77H218ZM220 78H219V79H220ZM222 78H223V77H222ZM222 78H221V80H222ZM229 78H230V76L228 77V79H229ZM232 78H231V80H232ZM237 78H238V77H237ZM242 78H243V77H240V79H242ZM33 79H34V77H33ZM33 79H32V80H33ZM53 79H54V78H53ZM53 79H52V81H53ZM57 79H58V78H57ZM72 79H73V78H72ZM75 79H76V78H75ZM96 79H97V78H96ZM131 79H132V78L130 77V80H131ZM155 79H154V80H155ZM197 79H198V77H197ZM199 79H200V78H199ZM202 79H203V78H202ZM206 79H207V81H208V78H206ZM206 79H205V80H206ZM238 79H239V78H238ZM261 79H262V77H261ZM263 79H264V78H263ZM59 80L61 81V79H58L56 85L58 84ZM79 80H78V81H79ZM113 80H114V79H113ZM130 80H129V81H130ZM160 80H161V79H160ZM175 80H176V78H175ZM175 80H174V81H175ZM217 80H218V79H217ZM217 80H216V82L219 81V80H218V81H217ZM221 80H220V81H221ZM17 81H18V80H17ZM34 81H35V79H34ZM34 81H33V82H34ZM73 81H74V80H73ZM78 81L76 80V82H78ZM89 81H88V82H89ZM99 81H100V80H99ZM99 81H98V82H99ZM122 81H123V82H122ZM125 81H126V82H125ZM129 81H128V82H129ZM178 81H179V80H178ZM200 81H202V80H200ZM200 81L198 80V82L196 83V84L198 85L197 88H199V89L203 87L202 83L204 82V81H202V83H201ZM220 81H219V85H218V83L216 84L215 81H213V83H214L215 85H217V87L214 85V86L212 87V89L215 88V87L218 88V86L220 87V84H221V83H222V86L225 87V85H223V81H222L221 83H220ZM226 81H227V80H226ZM226 81H225V82H226ZM242 81H244V80L242 79ZM261 81H262V80H261ZM15 82H16V81H15ZM15 82H14V83H15ZM76 82H73V83H75V84H73V85H75V87H76ZM110 82H112V80H111ZM118 82H119V81H118ZM120 82H119L118 84H116V85L119 86ZM128 82H127L126 84L131 85V84H129V83H131V82H129V83H128ZM171 82L173 83L172 80H171ZM210 82H211V80H210ZM227 82H229V81H227ZM227 82H226V85H229V84H227ZM239 82H240V80H239ZM248 82H251V80L248 81ZM29 83L32 84V86H31L32 88H31V87L29 88ZM61 83H62V82H61ZM94 83H97V82L95 81ZM172 83H171V84H172ZM175 83H176V82H175ZM182 83H183V82H182ZM208 83H209V82H208ZM211 83H212V82H211ZM231 83H233V84H231ZM245 83H246V82H245ZM245 83H244V84H245ZM86 84H89V85H86ZM101 84H102V83H101ZM122 84H121V85H122ZM176 84H177V83H176ZM203 84H205V83H203ZM206 84H207V83H206ZM224 84H225V83H224ZM234 84L236 85L237 83H236V82H235V83H234V82H230V85H231L232 87H233ZM247 84H249V83H247ZM259 84H260V81H259L258 83H256V84H255L254 82H253V83H250L249 85H247V86H249V88H247V89H249V91H247L248 93L245 91L247 94H249V93L251 92V94H252L253 96H251V94H250V96H251L252 98L249 97V96H248V98H251V99L254 98V101H253L254 103H255V101H256L255 99H257V101L260 100V102H262V101H263L262 99H264V96L262 97V95H261L262 93H264V92H263V91H264V88H263V87H264V86H263L264 84L262 83V84H263V85H262L263 87L261 86V84H260V85H259ZM56 85H55V86H56ZM62 85L64 86V84H62ZM95 85H96V84H95ZM95 85H94V86H95ZM114 85H115V84H114ZM128 85L125 86V84H123V85H122V86H123V87H122L123 90H122V89H121V90L127 92V89H126V88H127ZM178 85H179V84H178ZM192 85H193V84H192ZM210 85L212 86V84L209 83V86H210ZM230 85H229V86H230ZM237 85H238V84H237ZM237 85H236V86H237ZM53 86H54V85H53ZM60 86H61V85H60ZM63 86H61V87H63ZM71 86H72V85H71ZM94 86H93V84H92V87H94ZM111 86H112V85H111ZM111 86H110V87H111ZM179 86H180V85H179ZM207 86H208V85H207ZM9 87H10V86H9ZM9 87H8V88H9ZM72 87H74V86H72ZM95 87H96V86H95ZM99 87H100V86L97 85V89H99ZM124 87H125V89H124ZM172 87H176V86H172ZM182 87H183V86H182ZM191 87H192V86H191ZM11 88H12V87H11ZM69 88L71 89V87H69ZM115 88H116V87H115ZM115 88H114V89H115ZM118 88H121V87H118ZM183 88H184V87H183ZM185 88H186V87H185ZM188 88H190V86H189ZM216 88H215V89H216ZM233 88H234V87H233ZM53 89H54V87H53ZM59 89H60V88H59ZM59 89H58V90H59ZM70 89H69V90H70ZM88 89H89V88H88ZM93 89H94V88H93ZM93 89H91V90L89 89V91L91 92ZM97 89H96V90H97ZM112 89H113V88H112ZM114 89H113V90H114ZM116 89H117V88H116ZM181 89H182V88H181ZM204 89H205V88H204ZM207 89H208V87H207ZM210 89H211V87H210ZM210 89H208V90H210ZM219 89H221V88H219ZM228 89H229V88H228ZM228 89H227V90H228ZM262 89H263V91H262ZM38 90H39V89H37L36 92L34 91L35 94L38 93ZM94 90H95V89H94ZM96 90H95V92H94V91H93V92L96 93V92H97ZM110 90H111V89H110ZM178 90H179V89H178ZM192 90H193V89H192ZM70 91H71V90H70ZM98 91H99V90H98ZM118 91H120V89H118ZM118 91H117V90L115 91V92H116V94H114L115 96L118 95V94L120 95V92L117 94ZM122 91H121V93H123ZM179 91H180V90H179ZM189 91H190V90H189ZM214 91H215V90H214ZM216 91H217V90H216ZM219 91H220V90H219ZM7 92H8V91H7ZM55 92H56V89H55ZM59 92H60V91H58V93H59ZM93 92H92V93H93ZM111 92H113V91H111ZM126 92H125V94H126ZM204 92H205V90H204ZM220 92H221V91H220ZM56 93H57V92H56ZM56 93H55V94H56ZM58 93H57V94H58ZM94 93H93V94H94ZM113 93H114V92H113ZM113 93H112V94H113ZM128 93H129V89H128ZM128 93H127V94H128ZM162 93H163V92H162ZM182 93H183V94L180 93L181 95H180V94H178V95L183 96V95H184V92H182ZM222 93H223V91H222ZM222 93H221V94H222ZM8 94H6V96H8ZM33 94H34V93H33ZM52 94H53V92H52ZM52 94H51V95H52ZM55 94H53V95H55ZM99 94H100V93H99ZM99 94H98V95H99ZM109 94H111V93H109ZM165 94H166V91H165ZM165 94H164V95H165ZM169 94H171V93L169 92ZM221 94H220V96H222ZM227 94H228V93H227ZM247 94H246V95H247ZM47 95H48V94H47ZM47 95H46V97H47ZM51 95H50V96H51ZM95 95H96V94H95ZM95 95H93V96H95ZM98 95H97V96H98ZM114 95H113V97H115ZM128 95H129V94H128ZM162 95H163V94H162ZM185 95H187V94L185 93ZM185 95H184L185 100H188V99L190 98V99L193 101L195 98H196V100H199V99H197V98L199 97L200 93H199V95H198V94L196 95V93H195V95H191V93H190L191 97H190V95L188 94V95H189V98H188V97L186 98ZM188 95H187V96H188ZM202 95H204V94H201V96H202ZM259 95H260V96H259ZM263 95H264V94H263ZM37 96H38V95H37ZM65 96H66V95H65ZM65 96H64V97H65ZM93 96H92V98H93ZM169 96H170V95H169ZM171 96H173V95H171ZM171 96H170V97H171ZM201 96H200V99H201ZM204 96H206V93H205ZM204 96H202V97H204ZM225 96H226V94H225L224 96H222V97L225 98ZM258 96H259V97H258ZM71 97H73V96H70V99H71ZM121 97H123L122 94H121L120 99H119V101H121V102H118V100L115 101V98H118L117 96H116L115 98H112V99H113L112 104H113V103H114V105H115V104L118 105L119 103L122 104L124 100L122 101L123 98H121ZM215 97H216V96H215ZM222 97H221V98L219 97V98L222 99ZM235 97H236V96H234V99H235ZM4 98H5V97H4ZM7 98H8V97H7ZM23 98H24V99H23ZM34 98H35V100H36L37 97H34ZM49 98H50V99H49ZM49 98H48V99H49V101H50V100L53 98V96H52V98H51V97H49ZM61 98H62V97H61ZM65 98H66V97H65ZM67 98H69V96H67ZM79 98H80V97H79ZM92 98L90 97V100H89V98H88L87 100L91 101ZM127 98H128V96H127V97L124 96V99H127ZM171 98H172V97H171ZM192 98H193V99H192ZM209 98H210V97H209ZM216 98H218V97H216ZM216 98H215V99H216ZM224 98H223V99H224ZM261 98H262V99H261ZM5 99H6V98H5ZM22 99H23V100H22ZM70 99H69V100L67 99V100L65 101L64 98H62V99H60V101H61V100H62V101L64 100V103L62 102L64 106L67 105V104L70 105V103H71ZM72 99L74 100V98H72ZM72 99H71V100H72ZM75 99H76V98H75ZM174 99H175V98H174ZM223 99H222V100H223ZM225 99H226V98H225ZM234 99H233V101H235ZM19 100H22V101H21V102H18ZM28 100H27V102L29 103L30 100H29V101H28ZM31 100H32V99H31ZM33 100H34V99H33ZM33 100H32V101H33ZM37 100H38V99H37ZM46 100H47V99H46ZM46 100H45V101H46ZM93 100L96 101L95 98H93ZM93 100H92V101H93ZM178 100H179V99H176V101H178ZM196 100H194V101H196ZM218 100H219V99H216V103L218 102ZM236 100H237V98H236ZM60 101H59V102H60ZM69 101H70V103H68ZM77 101H80V103H79L80 105L82 104V102H86V100H85V101H84V99H83V100H80V99L78 100V98H77ZM77 101H76V102L73 101V102H72V105H73V103H77ZM114 101H115V102H118V104L115 103ZM171 101H172V100H171ZM174 101H175V100H173V102H174ZM180 101H181V100H180ZM189 101H190V100H189ZM189 101H187V102H189ZM192 101H191L190 103H192ZM199 101H202V99L199 100ZM205 101L207 102L208 100L205 99ZM209 101H210V100H209ZM224 101H225V100H224ZM226 101H227V99H226ZM244 101H245V100H244ZM34 102H35V101H34ZM36 102H38V101H36ZM173 102H171V103H173ZM178 102H179V101H178ZM203 102H204V100H203ZM203 102H202V103H203ZM219 102H220V104H221V101H220V100H219ZM219 102H218V104H219ZM235 102H236V101H235ZM235 102H231L230 105H232V103L234 104ZM15 103H16V105H15ZM32 103H33V102H32ZM45 103H47V102H45ZM62 103H60V104H62ZM96 103H97V102H96ZM171 103H170V105H171ZM180 103H181L180 107H183L184 110H187V109L190 108L189 105H188L189 108H188L187 106H182V101H181ZM190 103H189V104H190ZM202 103H199V104L201 105ZM227 103H228V101H227V102H224V103H222V104H223V105H227ZM238 103H239V102H237V104H238ZM246 103H247V104H250V103H248V102H246ZM246 103L244 104V102H243L242 104L246 105ZM34 104H35V103H34ZM123 104H124V103H123ZM165 104H166V103H165ZM167 104H168V103H167ZM173 104L175 105V102H174ZM173 104H172L171 106H174ZM178 104H179V103H178ZM178 104H176V105H178ZM195 104H196V103H195ZM197 104H198V103H197ZM199 104H198V105H199ZM206 104H207V103H206ZM220 104H219V105H220ZM228 104H229V103H228ZM258 104H259V103H258ZM31 105L34 106L33 104H31ZM31 105L29 106V108L32 107ZM69 105H68V106H69ZM82 105H83V104H82ZM94 105H95V104H94ZM159 105H160V104H159ZM168 105H169V104H168ZM200 105H199V106H200ZM207 105H208V104H207ZM209 105H210V104H209ZM235 105H236V103H235L233 106H235ZM244 105H243V106H244ZM261 105H262V104H261ZM261 105H260V106H261ZM43 106H44V105H43ZM45 106H46V105H45ZM68 106H67V108H68ZM83 106H85V107L87 108L88 105L86 104V105H83ZM121 106L124 107V105H121ZM160 106H161V105H160ZM233 106H230L231 109L233 108ZM255 106H258V107H259V105H255ZM263 106H264V104H263ZM263 106H262V109H263ZM19 107H20V106H19ZM24 107H21V108H24ZM26 107H25V109H26ZM48 107H49V104H48ZM62 107H63V106H62ZM65 107H66V106H65ZM80 107H81V106H80ZM85 107H84V108H85ZM88 107H89V106H88ZM113 107H114V106H112V109H113ZM115 107H116V106H115ZM117 107H119V106H117ZM117 107H116V108H117ZM168 107H169V106H167V108H168ZM177 107H178V106H176V109H177ZM185 107H187V108H185ZM200 107H201V106H200ZM200 107H199V108H200ZM203 107H204V103H203ZM207 107H208V106H207ZM209 107H210V106H209ZM212 107H213V109H214V106H212ZM225 107H226V106H225ZM230 107H229V108H230ZM235 107H236V106H235ZM244 107L246 108V106H244ZM244 107H243V108H244ZM249 107H250V106H249ZM253 107H254V106H253ZM253 107H252V108H253ZM258 107H256V109H255V108H254V109H255V110L258 109V111H256V113L259 112V113H257V115H258V114L260 115V112L262 111V109H260L261 111H259V108H258ZM21 108H20V109H21ZM29 108H28V109H29ZM76 108H79V107L77 106ZM84 108H82V110L77 111V113H78V112L81 113V111L83 112V109H84ZM86 108H85V109H86ZM116 108L113 109V111H112L113 113H114V110H115ZM161 108H162V107H161ZM174 108H175V106H174ZM193 108H194V107H193ZM193 108H192V109L190 108V109H191V110H195V109H193ZM205 108H206V107H205ZM205 108H203V109L205 110ZM227 108H228V107H227ZM227 108H226V109H227ZM245 108H244V109H245ZM260 108H261V107H260ZM20 109H19V110H20ZM46 109H47V108H46ZM50 109H51V108H50ZM50 109H49V111H50ZM169 109L171 110V107H170ZM178 109H179V108H178ZM190 109H189V110H190ZM200 109H201V108H200ZM209 109H210V108H209ZM247 109H248V108H247ZM254 109H253V113H254V111H255ZM14 110H13V111H14ZM16 110H15L14 114H15V113L18 114V111L16 112ZM29 110H30V109H29ZM77 110H78V109H77ZM116 110H117L116 113H118V109H116ZM122 110H123V109H122ZM160 110H161V109H160ZM174 110H175V109H174ZM189 110H188V111H189ZM206 110H207V109H206ZM215 110H217L216 112L219 111V109H215ZM233 110H235V111L238 112L237 107H236V109L234 108ZM26 111H27V109H26ZM84 111H85V110H84ZM123 111H124V110H123ZM125 111H126V110H125ZM172 111H173V110H172ZM181 111H182V110H181ZM181 111H180V112H181ZM226 111H228V110H226ZM247 111H248V110H247ZM247 111H246V112H247ZM251 111H252V110H250V112H251ZM9 112H10V109H9ZM46 112H47V111H46ZM46 112H45V113H46ZM105 112H106V111H105ZM108 112H109V111H108ZM108 112H106V113H108ZM110 112H111V111H110ZM180 112H178V113H180ZM186 112H187V111H186ZM189 112H190V111H189ZM189 112H187V114H188ZM194 112H195V111H194ZM194 112H193V113H194ZM200 112H201V111H200ZM10 113H12V112H10ZM10 113H9V114H10ZM80 113H78V114H79V115H82V114L84 115V113H82V114H80ZM106 113H105V114H106ZM120 113H121V111H120ZM120 113H119V114H120ZM123 113H124V112H123ZM123 113H121V114L123 115ZM173 113H175V112H173ZM181 113H182V112H181ZM201 113H202V112H201ZM201 113H199V114H201ZM233 113H235V112H233ZM247 113H249V111H248ZM247 113H245V118H247L248 120H249V118H250V120L254 121V118L251 119V117H255L256 114H254V116H252V115L250 116V115H249L250 113H249V114L247 115V117H246V114H247ZM253 113H252V114H253ZM14 114H13V115H14ZM16 114H15V115H16ZM42 114H43V113H42ZM103 114H104V113H103ZM119 114H118V115H119ZM121 114H120V116H118V119H117L116 116H115L116 120H119V118L121 117ZM157 114H159V113H157ZM160 114H161V113H160ZM160 114H159V115H160ZM183 114H184V111H183ZM187 114H186V115H187ZM218 114H219V113H218ZM263 114H264V113L261 112V115L264 117ZM55 115H56V114H55ZM61 115H62V114H61ZM83 115H82V117H83ZM106 115H107V114H106ZM108 115H109V114H108ZM112 115H113V114H112ZM115 115H116V114H115ZM153 115L156 116V114H153ZM159 115H157V116H159ZM177 115H179V114H177ZM236 115H237V114H236ZM257 115H256V116H257ZM1 116H2V115H1ZM1 116H0V117H1ZM48 116H49V115H48ZM51 116H54V114L51 115ZM58 116H59V117H58V120H60V122H61V119H62V118L59 119V118H60V115H58ZM77 116H78V115H77ZM77 116H76V117H77ZM103 116H104V115H103ZM155 116H154V118H155ZM218 116H219V115H218ZM248 116H249V117H248ZM7 117H9V116H6V120H7L6 122L9 121V122L11 123V121H13V120L10 121V120L7 119ZM11 117H12V115H11ZM80 117H81V116H80ZM80 117H79V119H80ZM82 117H81V118H82ZM122 117H123V119H124V116H122ZM122 117L120 118L121 120H122ZM151 117H152V116H151ZM159 117H160V116H159ZM161 117H162V116H161ZM236 117H237V116H236ZM260 117H261V116H260ZM3 118H5V116H4ZM3 118H0V120H3ZM17 118H18V117H17ZM44 118H47V117L45 116ZM51 118H52V117H51ZM51 118H50V116H49L48 120H47V119H44V120H46L47 123L50 124L49 122H51V120L53 121V119H51ZM55 118H57V117H55ZM55 118H54V122H55V123L58 125V127H59L60 125L57 123V120H55ZM88 118H89V116H88ZM115 118H114V121H113V120H112V121H113V122H118V121H115ZM154 118H152V119H154ZM10 119H11V118H10ZM49 119H51V120L49 121ZM89 119H90V118H89ZM157 119H158V118H157ZM187 119H188V118H187ZM187 119H186V120H187ZM189 119H190V118H189ZM189 119H188V120H189ZM219 119H220V118H219ZM243 119H244V118H243ZM44 120H43V121H44ZM93 120H94V119H92V120H90V121H93ZM173 120H174V119H173ZM210 120H211V119H210ZM217 120H218V118H217ZM220 120H221V119H220ZM245 120H246V119H245ZM3 121H5V119H4ZM46 121H45V123H46ZM48 121H49V122H48ZM62 121H63V120H62ZM75 121H76V120H75ZM75 121H73V122H75ZM77 121L80 122L81 120H78V117H77ZM94 121H95V120H94ZM96 121H97V120H96ZM100 121H102V120H100ZM123 121H126V120H123ZM147 121L149 122V120H147ZM159 121H160V120H159ZM190 121H191V120H190ZM193 121H194V120H193ZM193 121H192V122H193ZM212 121H213V120H212ZM6 122H5V123H6ZM54 122H53V124H52L51 126L48 125V124H46L47 127H46L45 129L43 128V131H42V132H41V130H42V129H41V130H40V133L38 134L37 137H36V136L34 137V135H31V136H33V137H32L29 141L27 140L26 144H25L24 146H22V149H21V151H20L21 153H18V154H16V155L14 154V156L10 159V161L8 160L9 162L7 161L6 163H4L3 167L5 168V171H4V172H0V224H2L3 226H6V229H8V230L10 231V232H9V231L7 230V231H8V234H9V235H13V236L16 238L17 243H18V242H19V243H20V242H21V243H24V242H30V243H31V242H32V239H33V241H34L35 237H36V239H35L34 243L37 241V239L39 240V238L43 239L42 241H43V243L45 244L44 246H45V250H46L47 256H48V254H50V255H49V258L47 257L48 260L51 259L52 254H53V257H54V255L57 256L56 254L53 253L54 249H55V248L57 249L56 246H58V245H56V244L54 243V242H56L57 240L54 239L53 237L56 236L55 234H57V233L59 234V233H60V230H59V229L62 228L63 224H67V222H70V223L72 222V223H74V225H75V226L73 225V226L75 227V229H76L77 227H78L77 229H80L79 231H80V233L82 234V235H81L82 238H81V236H80L79 233H78V235L80 236L81 239H83L82 241L85 243V245L83 244V246H86V247H87L86 249L88 250L90 247H88V245H87V239L90 238L91 236L88 235V233H87V232H89L88 229L90 228V227L88 228L87 224L90 223V224L92 225V221L95 222V221H94V217L92 216V218H93L92 221L90 222V221L87 220L86 222H88V223H87L86 226H85V225H84V223H85L84 220L87 218V217L85 218V216H86V214L88 215V213H86V211H84V210H83L84 212L81 211L82 213H80V212H77V213H76V211H79V210H76V209H74V208H73V209L71 208V209L74 210V211H69V210H68V213H69V212H72V213H71V215L69 214L70 217H68V220H67V218H64V217H63L65 220H67V221H65V223H64V222H63L64 220H63V218H62V216H63L62 213H64V211L61 212L60 210H58L59 208H58V209H55V206L53 207L51 204L49 205V204L46 203V200H47V199H46V200L44 199V197H43L44 195H42L41 191H42V190H46V192H47V191H51V190L54 191V188L56 187V184L54 185V183H53L52 181H53V179H54L55 177H53L52 180H50V179L48 178V179H49V180L47 179L48 181H44L43 178H42V179H41L42 181H41L40 184H39V182H40V180H39V182L36 181L38 185L35 184L36 182L34 183V184H35L34 187L31 185V180H32V178L30 177V173H29V174L27 173V170H26V169H27V168H26L27 166L25 165V162H28V164H29V162H32L33 164H32V163H31V164L34 165V166H33L34 168H35V167H39V166L42 167V168H36V169L33 168V169H32V170H36V171H37V169H38V170L43 169V166H44V165H46V167L44 166V168H46V170H47V168H49V167H47V166H49V165H47L46 162L49 161V159H50V161L53 160V159H55V158L52 159V155H53L54 153H53V154L50 153V152L48 153V150H49L51 147H53V143H52L51 141L55 138L57 130H58V133H59V134L57 133V135H60V137H61V133L59 132V129H58V128H57V129L55 128L56 126H55V123H54ZM60 122H59V123H60ZM98 122H99V121H98ZM132 122L134 123V121H132ZM187 122H188V121H186V124H185L186 127H185V128H187V126H188ZM194 122H195V121H194ZM210 122H211V121H210ZM213 122H214V121H213ZM213 122H212V124H214ZM220 122H221V121H220ZM220 122H217V123L220 124ZM261 122H262V124H263L264 121L261 120ZM0 123H1V122H0ZM77 123H78V122H77ZM95 123H96V122H95ZM120 123H121V121H120ZM120 123H119V124H120ZM123 123H124V122H123ZM123 123L120 124V125L123 126ZM150 123H151V122H150ZM175 123H176V122H175ZM180 123H181V122H180ZM180 123H179V124H180ZM182 123H183V122H182ZM223 123H225L224 120H223ZM7 124H8V123H7ZM7 124H5V125H7ZM11 124H12V123H11ZM60 124H61V123H60ZM92 124H94V122H93ZM105 124H107V122H106ZM112 124L114 125V123H112V122H111V124H110V123L108 124V125H109V129H110V126H112ZM117 124H118V123H117ZM119 124L117 125V128H118ZM131 124H132V123H131ZM147 124H148V123H147ZM158 124H159V122H158ZM183 124H184V123H183ZM190 124H191V123L189 122V125H190ZM215 124H216V123H215ZM9 125H10V124H9ZM46 125L44 124V126H46ZM98 125H99V124H98ZM98 125H97V126H98ZM133 125H135V124H133ZM163 125H165V124H163ZM168 125H169V124H168ZM168 125H166V127H167ZM171 125H172V124H171ZM171 125H169V128H170ZM173 125H174V122H173ZM173 125H172V126H173ZM177 125H178V123H177ZM177 125H176V126H177ZM181 125H182V124H181ZM185 125H184V126H185ZM191 125H193V124H191ZM191 125H190V126H191ZM2 126H3V125H2ZM7 126H8V125H7ZM44 126H43V127H44ZM48 126H49V127H48ZM63 126H64V125H63ZM65 126H66V125H65ZM94 126H95V125H94ZM122 126H121V127H122ZM124 126H125V125H124ZM131 126H132V125H131ZM135 126H136V125H135ZM141 126H143V125H141ZM159 126H160V125H159ZM176 126H174V127H176ZM179 126H180V125H178V127H179ZM194 126H197V125L195 124ZM210 126H211V125H210ZM216 126H217V125H216ZM5 127H6V126H5ZM99 127H101V126H99ZM106 127H107V126H106ZM106 127H105V130H106ZM112 127H113V126H112ZM115 127H116V126H115ZM133 127H134V126H133ZM163 127H164V126H163ZM166 127H164V128L162 129L161 126H160V128H161L162 130H164ZM174 127H172V128H174ZM191 127H192V126H191ZM0 128H1V127H0ZM119 128H120V126H119ZM119 128H118V129H119ZM122 128H123V127H122ZM122 128H121V129H122ZM160 128H159V129H156L155 132H156V133H160V132H161V131H160ZM167 128H168V127H167ZM200 128H201V127H200ZM200 128H199V129H200ZM213 128H214V126H213ZM34 129H35V128H34ZM34 129H33V130H34ZM39 129H40V128H39ZM53 129H56V130H53ZM63 129H64V128H63ZM66 129H67V128H66ZM114 129H115V128H114ZM114 129L112 128V130H113L114 132H115V131L117 132L118 129H117V130H114ZM121 129H120V130H121ZM133 129H134V128H133ZM138 129H139V128H138ZM138 129H136V130H138ZM179 129H180V127H179ZM197 129H198V128H197ZM197 129H196V130H197ZM199 129H198V130H199ZM216 129H217V127H216ZM216 129L214 128L213 130H216ZM36 130H37V129H36ZM92 130H93V129H92ZM92 130H91V131H92ZM98 130H100V128H99ZM110 130H111V129H110ZM139 130H140V129H139ZM139 130H138V131H139ZM166 130H167V129H165V131H166ZM180 130H181V129H180ZM185 130H186V132H188V131L190 132V130H187V129H185ZM211 130H212V129H211ZM91 131H90V132H91ZM95 131H96V130H95ZM107 131H108V132H107V133H108V136L110 135V137H111V134H109V133H110V132L113 133V131H109L108 128H107ZM132 131H133V130H132ZM132 131H131V132H132ZM157 131H158V132H157ZM159 131H160V132H159ZM169 131H172V130H169ZM173 131H174V129H173ZM173 131H172V132H173ZM177 131H178V130H177ZM194 131H195V130H194ZM199 131H200V130H199ZM199 131H198V132H199ZM243 131H244V129H243ZM36 132H39V131H36ZM96 132H97V131H96ZM96 132H95V133H96ZM98 132H100V131H98ZM105 132H106V131H104L103 133H105ZM116 132H115V133H116ZM122 132H123V130H122ZM124 132H125V131H124ZM133 132H134V131H133ZM167 132H168V130H167ZM172 132H171V133H172ZM189 132H188V133H189ZM192 132H193V130H192ZM198 132H197V134H198ZM234 132H235V131H234ZM237 132H238V131H237ZM240 132L242 133V131H240ZM255 132H256V131H255ZM78 133H79L78 135H80L81 132L78 131ZM82 133H83V132H82ZM107 133H105L104 136L107 135ZM118 133H119V132H118ZM162 133H164V131H163ZM173 133H174V132H173ZM179 133H180V132H178V133H176V134L178 135ZM190 133H191V132H190ZM190 133H189V134H190ZM195 133H196V132H195ZM195 133H192V134H195ZM200 133H201V132H200ZM215 133H217V132H215ZM219 133H220V131H219ZM229 133H230V132H229ZM244 133H245V132H244ZM258 133H259V132H258ZM258 133H257V134H258ZM15 134H16V133H15ZM31 134H32V133H31ZM101 134H102V133H101ZM101 134H100V135H101ZM113 134H114V133H113ZM121 134H122V133H121ZM124 134H125V133H124ZM127 134H128V133H127ZM129 134H130V133H129ZM160 134H161V133H160ZM197 134H196V135H197ZM208 134H209V133H208ZM217 134H218V133H217ZM221 134H222V133H221ZM231 134H233V133L231 132ZM235 134H236V133H234L233 135L235 136ZM251 134H252V133H251ZM251 134H250V135H251ZM253 134H254V133H253ZM253 134H252V135H253ZM64 135H66V134H64ZM67 135H68V134H67ZM71 135H72V134H71ZM78 135H77V136H78ZM92 135H95V134H92ZM98 135H99V133H98ZM100 135H99V138H97V139H93V140H95V142H100V140L104 138L103 134H102V137H103V138H102ZM133 135H134V134H133ZM155 135H156V134H155ZM158 135H159V134H158ZM190 135H191V134H190ZM200 135H201V134H200ZM211 135H212V134H211ZM222 135H223V134H222ZM236 135H237V134H236ZM247 135H248V134H247ZM247 135H246V137H247ZM252 135H251V136L248 135V136L252 138ZM72 136H73V135H72ZM204 136H205V135H204ZM207 136H208V135H207ZM219 136H220V135H219ZM234 136H233V137H234ZM241 136H242V135H241ZM255 136H256V135H255ZM58 137H59V136H58ZM69 137H70V135H69ZM75 137H76V136H75ZM80 137H82V136H80ZM88 137H89V136H88ZM91 137H93V136H91ZM100 137H101V139H100ZM112 137H113V136H112ZM125 137H126V136H125ZM129 137H130V135H129ZM195 137H197V136H195ZM214 137H216V135H214ZM214 137H213V139H214ZM217 137H218V136H217ZM217 137H216V138H217ZM227 137H229V136H227ZM230 137H232V135H231ZM236 137H239V134H238V136H236ZM243 137H244V136H243ZM260 137H261V136H260ZM61 138H62V137H61ZM61 138H59V139H61ZM66 138H67V137H66ZM76 138H77V137H76ZM76 138H74V139H76ZM83 138H84V137H83ZM94 138H96V137H94ZM108 138H109V137H108ZM127 138H128V137H127ZM174 138H175V137H174ZM209 138H210V136H209ZM209 138H203L204 140H202V138H201V141H202V142L204 141V143H206V140H205V139H208V140H209ZM219 138H220V137H219ZM251 138H250V139H251ZM56 139H57V136H56ZM63 139H64V138H63ZM68 139H69V138H68ZM72 139H73V138H72ZM74 139H73V140H74ZM132 139H134V138H132ZM217 139H218V138H217ZM241 139L244 140L243 138H241ZM241 139L239 140V138H238V139H235V140H238V141L240 142ZM78 140H79V139H78ZM80 140H81V139H80ZM96 140H97V141H96ZM98 140H99V141H98ZM106 140H107V139H106ZM121 140H122V139H121ZM123 140H126V139L123 137ZM140 140H142V138H141ZM140 140H139V141H140ZM146 140H147V139H146ZM208 140H207V142H208ZM247 140H248V138H247ZM247 140H245V141L247 142ZM256 140H258V139H256ZM259 140H261V138H260ZM71 141H72V140H71ZM76 141H77V139H76ZM137 141H138V140H137ZM201 141H200V142H201ZM218 141H220V140L218 139ZM249 141H251V140H249ZM249 141H248V142H249ZM252 141H253V140H252ZM263 141H264V139H263ZM58 142H60V140H59ZM72 142H73V141H72ZM74 142H75V140H74ZM92 142H93V141H92ZM129 142H130V141H129ZM133 142H134V140H133ZM135 142H136V140H135ZM146 142L148 143L149 141H146ZM146 142H145V140H144L143 143H146ZM167 142H170V141H167ZM167 142H166V143H167ZM202 142H201V143H202ZM209 142H210V140H209ZM236 142H237V141H236ZM241 142H242V141H241ZM246 142L243 141L244 144H242V145L240 144V145H241L242 147L245 146L247 149L250 148V151H251L252 155L250 156V154H249L250 151H249V150H248L249 152H248L247 155H249V156L251 157V161H252V158L254 157V159H255V160L257 159L258 162L260 163V161L263 159V157L261 156L262 154H261L260 156H257V157H259V158H256V155H259L260 153H263V152H261V151H264V145L262 146V144H261V146H258V145H257L258 143H257V144H255V145H253V146H250L251 143L249 142L250 145H246V144H247ZM258 142H259V141H258ZM100 143H102V142H100ZM139 143H140V142H139ZM164 143H165V142H164ZM172 143H173V144H172ZM196 143H197V141H196ZM196 143H195V144H196ZM212 143H213V142H212V140H211V144H210L211 147L214 146V143H213V145H212ZM245 143H246V144H245ZM249 143H248V144H249ZM261 143H262V141H261ZM96 144H97V143H96ZM129 144H130V143H129ZM135 144H136V143H135ZM175 144H178V143H175ZM181 144H182V143H181ZM193 144H194V143H193ZM195 144H194V145H195ZM198 144H200V143H198ZM206 144H207V143H206ZM208 144H209V143H208ZM238 144H239V143H237V146H238ZM252 144H253V143H252ZM41 145H43L45 149H44L43 147H41ZM57 145H58V144H57ZM71 145H72V144H71ZM162 145L165 146V144H163V143H162L160 146H162ZM168 145H169V144H168ZM168 145H167V147H168ZM182 145H183V144H182ZM201 145H202V144H201ZM240 145H239V146H240ZM136 146H137V144H136ZM164 146H162L161 148H163ZM172 146H173V149H174V148L177 149V148H176L177 145L174 147V142H173V141L170 142V146H169V147L172 148ZM196 146H197V145H195V147H193V148L195 149ZM117 147H118V145H117ZM131 147L133 148L134 146H131ZM200 147H201V146H200ZM203 147H205V146H203ZM206 147H207V146H206ZM206 147H205V150H206V151H208V152H209L210 150L212 151V149L207 150ZM214 147H215V146H214ZM214 147H213V149H214ZM242 147H241V148H242ZM42 148H43V149H42ZM59 148H61V147H59ZM135 148H136V147H135ZM164 148H166V147H164ZM171 148H169V149H171ZM179 148H181V146H179ZM207 148L209 149V147H207ZM236 148H237V147H236ZM241 148H240V149H241ZM57 149H58V148H57ZM63 149H64V148H63ZM68 149H69V148H68ZM75 149H76V151H78L77 147H75L74 150H75ZM111 149H114V148H111ZM119 149H120V147H119ZM119 149H117V150H118L117 159H118L119 164H116V165H118V169H117V166L114 165V167H116V169H117L119 172H120L121 170H132V169L139 168V166H138L139 164L137 165V164L134 163L135 161L133 162V161L130 160L129 155H132L133 153L130 154L129 152H127V150L124 151V150L122 149V146H121V151H120ZM169 149L167 148V150H169ZM175 149H174V150H175ZM194 149H193V150H194ZM197 149H198V152H199V151H202V152H203V150H204V149H203V150H202V149L200 150L199 148H197ZM197 149H196V150H197ZM234 149H235V148H234ZM238 149H239V148H238ZM238 149H237V150H238ZM240 149H239V150H240ZM242 149H243V148H242ZM44 150H45V151H44ZM65 150H67V148H66ZM122 150H123V152H127L129 155H128L127 153H123ZM157 150H158V149H157ZM161 150H162V149H161ZM161 150H159V151H161ZM164 150H165V149H164ZM174 150H173V151H174ZM178 150H179V149H178ZM193 150H192V152H190V155H188V156H190L189 159H191V157H192L191 155H194V154H193V153H194ZM244 150H245V149H244ZM46 151H47L48 154L46 153ZM63 151H64V150H63ZM170 151H171V150H169L168 152L170 153ZM173 151H171L172 154H173ZM176 151H177V150H175V153H176ZM180 151H181V150H179V152H180ZM185 151H186V150H185ZM185 151L182 150L180 153H182V154H183V152H184L185 154H186V152L188 153V150H187L186 152H185ZM206 151H205L204 153H206ZM242 151H243V150H242ZM67 152H69V150H67L66 153H67ZM95 152H96V151H95ZM95 152H94V155L97 154V153H95ZM164 152H165V151H162L161 153H159V154H161V157H162V155H165ZM198 152L195 151L196 155H197ZM202 152H201V153H202ZM77 153H79V152H77ZM77 153L75 152V154H77ZM81 153H83V150L81 151ZM163 153H164V154H163ZM169 153H168V154H169ZM171 153H170V154H171ZM175 153H174V155H175ZM191 153H192V154H191ZM201 153H200V154H201ZM245 153H247V151H246ZM68 154H69V153H68ZM115 154H117V152H116ZM154 154H155V153H154ZM154 154H151L152 159H153V155H154ZM159 154H158V155H159ZM188 154H189V153H188ZM235 154H236V153H235ZM235 154H234V155H235ZM242 154H243V155H246V154H244V153H242ZM242 154H241V155H242ZM69 155H70V154H69ZM94 155H92V156L90 155V157L92 158ZM97 155H98V154H97ZM148 155L150 156V154H148ZM156 155H157V153H156L154 156L157 157ZM166 155H167V154H166ZM166 155H165V156H166ZM178 155H181V154H178V151H177V157H179ZM203 155H204V154L202 153L201 156H203ZM220 155H221V154H220ZM220 155H219V156H220ZM232 155H233V154H232ZM247 155H246V156H247ZM263 155H264V153H263ZM53 156H54V155H53ZM63 156H64V155H63ZM73 156H74V155L72 154L71 157H73ZM77 156H78L77 158H79V156H80V157H82V156L84 157V154L81 155V154L79 153V154H77ZM86 156H87V154L85 155V157H86ZM112 156L115 157L113 154H112ZM149 156H148V157H149ZM186 156H187V155H186ZM199 156H200V155H197V160H198V161L201 159V156H200V158H199ZM206 156H207V155H206ZM219 156H218V157H219ZM222 156H223V155H221V157H222ZM229 156H230V155H229ZM55 157H56V156H55ZM83 157L81 158L82 161L85 159V157H84V158H83ZM90 157H88V158H90ZM94 157H95V158H98L97 156H94ZM94 157H93V160H92V161L95 162ZM155 157H154V158H155ZM174 157H176V156H174ZM181 157H183V155L180 156V159L182 160ZM195 157H196V156L194 155V158H195ZM221 157H220V158H221ZM233 157H234V156H232V158H233ZM244 157H245V156H244ZM260 157H262V159H260ZM150 158H151V157H150ZM185 158H188V157H185ZM205 158H206V157H205ZM229 158H230V157H229ZM229 158H228V159H229ZM38 159H41V162H43V163H42L43 165H42V164H39V166H38V164H37V163H38V162H37ZM70 159H71V158H70ZM81 159H79V160L81 161ZM113 159H114V158H113ZM115 159H116V158H115ZM115 159H114V160H115ZM177 159H178V158H177ZM180 159H178V161H179ZM202 159H204V158H202ZM224 159H225V158L222 159L223 162H225ZM228 159H227V160H228ZM259 159H260V160H259ZM79 160H77V161H79ZM132 160H133V159H132ZM186 160H187V159H185V162H187ZM192 160H193V157H192ZM192 160H190V161H192ZM195 160H196V158H195L193 161H195ZM197 160H196V161H197ZM230 160H231V159H230ZM236 160H237V159H236ZM255 160H253V162H255ZM257 160H256V161H257ZM55 161H57V160H56V159L53 160V162H55ZM97 161H98V160H97ZM182 161H184V159H183ZM182 161H181L180 163H182ZM188 161H189V160H188ZM190 161H189V162H190ZM241 161H242V160H241ZM262 161H264V160H262ZM115 162H117V160H115L114 163H115ZM235 162H236V161H235ZM243 162H244V163H243ZM9 163H21V164L23 165V167H22L21 169H23V170H22L21 172H20L21 169L18 170L17 172L12 171V170L8 167V166H9V165H8ZM47 163H48V162H47ZM51 163H52V162H51ZM56 163H58V162H56ZM95 163H96V162H95ZM136 163H137V162H136ZM173 163H174V162H173ZM193 163H195V162H193ZM193 163H192V165H194ZM215 163H216V165L213 164V170H214V167H215V166H216L217 168L219 167V164H218L217 162H215ZM226 163H227V162H226ZM247 163H248V161H246V164H247ZM251 163H252V162H251ZM251 163H250V164H251ZM259 163H257V164H259ZM54 164H55V163H53V165H54ZM74 164H75V163H74ZM97 164H98V163H97ZM183 164H184V163H182V165H183ZM238 164H240V162H237V165H238ZM241 164H245V161H242ZM241 164H240V165H241ZM246 164H245V165H246ZM250 164H247L248 166H250V168H249V167L247 168V166H246L247 169H246V168H245V169L243 168V171H247L248 169H249V171H250V169H251L252 166H256V167L258 166L256 163H255L256 165H253L254 163H252V164H251L252 166H251ZM262 164H263V162H261V165H262ZM24 165H25L26 167H25ZM177 165H179V164H177ZM177 165H174V166H173V165L171 164V166H173L172 170L170 169V170H171V173H172L174 167L177 166ZM185 165H187V163H185ZM222 165H223V163L221 164V166H222ZM235 165H236V163H235ZM245 165H244V166H245ZM259 165H260V164H259ZM261 165L259 166V168H262V169H263L264 167H262V166H264V164H263L262 166H261ZM55 166H56V165H55ZM57 166H58V164H57ZM74 166H75V165H74ZM76 166H77V165H76ZM76 166H75V167H76ZM79 166H80V165H79ZM79 166H78V167H79ZM119 166L121 167V169H120ZM137 166H138V167H137ZM167 166H168V165H167ZM179 166H181V165H179ZM183 166H184V165H183ZM188 166H189V165H188ZM223 166H224V168H227L226 165H223ZM228 166L231 167V168H228V169H232V168H233V170H231V171H235V170L237 169V166H236V168H235L234 166L232 167L231 165H228ZM241 166H242V165H241ZM31 167H32V166H31ZM78 167H77V168H78ZM189 167H190V166H189ZM189 167H188V168H189ZM207 167H209V166H207ZM216 167H215V168H216ZM242 167H243V166H242ZM24 168H25V171H24ZM164 168H168V169H169L170 167H166V166H165V167H163V169H164ZM178 168H179V167H178ZM195 168H196V167H195ZM222 168H223V167H222ZM224 168L222 169L223 171H225ZM234 168H235V170H234ZM239 168H240V167H239ZM239 168H238V169H239ZM259 168H258V169H255V170H260ZM163 169H162V170H163ZM183 169H184V167H182V170H183ZM196 169H197V168H196ZM201 169H202V168H201ZM201 169H200V170H201ZM204 169H205V173H206V168H204ZM207 169H208V168H207ZM219 169H220V167H219L217 170H219ZM228 169H227V171H228ZM238 169L236 170V171H238V172H236L237 174L239 173V171L241 172V170H240L241 168H240L239 170H238ZM253 169H254V167H253ZM253 169H252V170H253ZM32 170H31V171H32ZM44 170H45V169H44ZM46 170H45V171H46ZM105 170H106V169H103V173H107V172H104ZM138 170H139V169H138ZM162 170H161V174H163V173H162ZM175 170H178V169H175ZM185 170H187V169H184V171H185ZM191 170H192V169H190L189 172H191ZM208 170H209V169H208ZM210 170H212V169H210ZM217 170H216V171H217ZM252 170H251V171H252ZM42 171H43V170H42ZM118 171H116V172H118ZM164 171H165V169H164ZM179 171H181V167L179 168ZM179 171H178V172L176 171L177 173H179V175L176 173V174H177L176 176H180V172H179ZM202 171H203V170H202ZM202 171H201V172H202ZM223 171H222V172H223ZM243 171H242V172H243ZM261 171H262V170H261ZM28 172H30L29 169H28ZM38 172H40V171H38ZM166 172H167V171H166ZM168 172H170V171H168ZM173 172L175 173V171H173ZM187 172H188V171H187ZM187 172H186V173H187ZM189 172H188V173H189ZM198 172H199V171H198ZM207 172H208V171H207ZM209 172H210V171H209ZM217 172H218V171H217ZM247 172H248V171H247ZM252 172H254V171H252ZM262 172H263V171H262ZM262 172L257 171V173H262ZM103 173H102V174H103ZM121 173H124V171L121 172ZM125 173H126V172H125ZM138 173H139V172H138ZM171 173H168V175H170ZM181 173H183V171H182ZM188 173H187V174H188ZM192 173H193V171H192ZM195 173H197V171H196ZM195 173H194V175H195ZM205 173L203 172V175H205ZM220 173H221V171H220ZM224 173H226V172H224ZM236 173H235V175H236ZM250 173H251V172H250ZM250 173H249V174H250ZM254 173L256 174V172H254ZM263 173H264V172H263ZM33 174H34V173L32 172L31 175L33 176ZM102 174H100V176H102ZM112 174H113V173H112ZM114 174H115V173H114ZM165 174L167 175V173H164V175H165ZM183 174H185V172H184ZM187 174H185V175H187ZM227 174H228V172H227ZM227 174H226V175H227ZM231 174H232V172H231ZM231 174H229L228 177H230ZM233 174H234V173H233ZM239 174H240V173H239ZM239 174H238V175H239ZM251 174H252V173H251ZM251 174H250V175H251ZM97 175H98V174H97ZM106 175H107V174H106ZM110 175H111V173H110ZM164 175H163V176H164ZM166 175H165V177H166ZM168 175H167V176H168ZM172 175H173V173H172ZM174 175H175V174H174ZM188 175H189V174H188ZM188 175H187V176H188ZM191 175H192V174H191ZM223 175H224V174H223ZM223 175H222V176H223ZM240 175H241V174H240ZM242 175H245V174L242 173ZM242 175H241V176H242ZM256 175H257V174H256ZM256 175H255V177H257ZM56 176H57V175H56ZM119 176H120V174H119ZM127 176H128V175H126V178H127ZM233 176H234V175H232V177H233ZM246 176H248V175H245V177H246ZM251 176H252V178L254 177V175H251ZM251 176H248L249 179H248V177H247V181L251 180V179H250ZM260 176H261V174H260ZM260 176H259V177H260ZM143 177H144V178H147L146 175H144ZM181 177H182V175H181ZM183 177H184V176H183ZM195 177H196V176H195ZM232 177H231V179H232ZM235 177L238 178V176H234V177H233V180L230 179L233 183H234V181L237 182L236 180H234ZM242 177H243V176H242ZM242 177H241V178H242ZM255 177H254V178H255ZM261 177H262V176H261ZM261 177H260V179H261ZM58 178H59V177H58ZM58 178H57L56 180H54L55 183L57 182V180L60 181V179H58ZM118 178H119V177H118ZM124 178H125V177H124ZM126 178H125V179H126ZM168 178H169V177H166V179H168ZM171 178H172V177H171ZM173 178H174V176H173ZM204 178H207V176H206V177H203L202 179H204ZM223 178H224V177H223ZM225 178H226V176H225ZM241 178H240V179H241ZM243 178H244V177H243ZM254 178H253V179H254ZM257 178H258V177H257ZM257 178H255V179L257 180ZM103 179H104V177H103ZM106 179H107V178H106ZM130 179H131V178H130ZM147 179H148V178H147ZM182 179H183V178H182ZM221 179H222V178L220 177V181H221ZM238 179H239V178H238ZM253 179H252V180H253ZM255 179H254V181H255ZM263 179H264V178H263ZM45 180H46V177H45ZM119 180H120V178H119ZM150 180H151V178L148 180V182H150V183L153 185L154 182L152 181V182H153V183H152ZM168 180H169V179H168ZM173 180H174V179H173ZM177 180H178V179H177ZM185 180H186V178H185ZM185 180H184V181H185ZM193 180H194V179H193ZM193 180L191 179L192 183H193V182L196 183V181H195V180L193 181ZM205 180H206V179H205ZM224 180H225V179H224ZM226 180H227V181H226ZM226 180L223 181V182H226V184H227L229 178H227ZM230 180H229V181H230ZM244 180H246V179H244ZM252 180H251V181H252ZM258 180H259V179H258ZM104 181H105V180H104ZM104 181H103V183H104ZM122 181H123V179H122ZM125 181H127V180H124V182H123V183H124V187H125V184H126ZM145 181L147 182L146 179H145ZM174 181H176V180H174ZM191 181H190V182H191ZM207 181H208V180H207ZM209 181H210V180H209ZM215 181H216V180H215ZM239 181H240V180H239ZM259 181H260V180H259ZM259 181H258V183H259ZM261 181H262V183H263L264 180L261 179ZM261 181H260V182H261ZM49 182H51V183L48 184ZM127 182H128V181H127ZM148 182H147V183H148ZM169 182H170V181H169ZM171 182H172V180H171ZM176 182H177V181H176ZM187 182H189V181H187ZM197 182H199V181H197ZM213 182H214V181H213ZM218 182H219V181H218ZM232 182H231V185L233 184ZM241 182H242V181H241ZM255 182H256V181H255ZM58 183H59V182H58ZM150 183H149V184H150ZM177 183H178V182H177ZM180 183H181V182H180ZM180 183H179V184H180ZM195 183H193V184H194L193 186H195V185L197 184V183H196V184H195ZM206 183H208V182H206ZM216 183H217V182H216ZM237 183H238V182H237ZM244 183H245V181H244ZM246 183H247V182H246ZM246 183H245V186H246ZM249 183H250V181H249ZM262 183H261V184H262ZM104 184H105V183H104ZM104 184H103V185H104ZM118 184H119V185L121 184V180L119 181ZM118 184H116V185H118ZM170 184H174V183H170ZM170 184H168V185H169L168 187H170ZM187 184H188V183H186V185H187ZM199 184H201V183H198V185H199ZM213 184H214V183H213ZM223 184H224V183H223ZM223 184L221 183L222 188H223V186H225V187L227 188V186L230 185V183H228L227 185H226V184L223 185ZM234 184H235V183H234ZM241 184H243V182H242ZM247 184H248V183H247ZM252 184H253V183H252ZM252 184H251V185L248 184V185L252 186ZM152 185L147 186V187H152V188H153L154 186H152ZM176 185H177V184H176ZM189 185H190V184H189ZM198 185H197V187H198ZM201 185H203V184H201ZM201 185H199V186H201ZM211 185H212V184H211ZM231 185H230V187L228 186V189H226V188H225L226 190L223 189V191L225 190V191H224L225 196H226V195L228 196V191H230L229 189L231 188ZM243 185H244V184H243ZM255 185H258V186H259L260 183H259V184L256 183ZM255 185H254V186H255ZM45 186H47V187H45ZM54 186H55V187H54ZM122 186H123V185H122ZM122 186H121V187H122ZM128 186H129V187H128ZM128 186L126 185V189H127V191H128V188H130V187H131V188H130V191H133L132 189H134V188H132V186L130 185V182H129ZM171 186H172V185H171ZM173 186H175V185H173ZM179 186H180V185H179ZM184 186H185V185H184ZM184 186H181V187H184ZM212 186H213V185H212ZM232 186H233V185H232ZM234 186H235V187H236V186L239 187V185H236V184H235ZM261 186H262V185H261ZM261 186H259L258 188H260ZM124 187H122L120 190L116 188L117 190H119L118 193H119V192L122 193L121 196H123V193H124V192H122V191H123ZM127 187H128V188H127ZM168 187L166 188V189L168 190V192H169V191L172 192V190H170V189H172V187L169 188V189H168ZM185 187H186V186H185ZM188 187H190V186H188ZM188 187L183 188L184 191H185V189L188 191V189H189ZM201 187H202V186H201ZM201 187H199V188H201ZM216 187H217V186H216ZM238 187H237L236 189H239V190H240V188H243V186H241L240 188H238ZM246 187H247V186H246ZM256 187H257V186H256ZM118 188H120V187H118ZM173 188H174V187H173ZM175 188H176V187H175ZM175 188H174V189H175ZM187 188H188V189H187ZM191 188H193V187H191ZM199 188L197 189V191L200 190ZM202 188H203V187H202ZM218 188H219V187H217V190H219V191H218V194H217V195H219V193L221 192V190L218 189ZM251 188H252V187H251ZM254 188H255V187H254ZM263 188H264V186H263ZM150 189H151V188H150ZM150 189H148V190H150ZM178 189H179V188H176V189H175V190L177 191L176 194H177L179 191L182 192V190H183V189H181V188H180V190H178ZM206 189H207V188H206ZM209 189L211 190V188H209ZM212 189H213V188H212ZM232 189H235V188H232ZM236 189H235V190H236ZM55 190H56V189H55ZM121 190H122V191H121ZM189 190H190V191H193V190H191V189H189ZM195 190H196V189H195ZM195 190H194V191H195ZM213 190H214V189H213ZM217 190H216V189L214 190V192H213V194L215 193L214 195H216V191H217ZM227 190H228V191H227ZM259 190H260V189H259ZM61 191H62V190H61ZM124 191H125V189H124ZM127 191H126V192H127ZM130 191H128V193H129ZM201 191H202V190H201ZM204 191H205V192H204ZM204 191H203V192H200V193H202V194L205 193V195L207 196V194H208L209 191H208V190H204ZM206 191H208V192L206 193ZM223 191H222V193H223ZM226 191H227V193H226ZM231 191H232V190H231ZM231 191H230L229 193H231ZM64 192H65V191H64ZM64 192L62 191V194H63ZM67 192H69V191H67ZM116 192H117V191H116ZM165 192H166V191H165ZM168 192H166V193H168ZM173 192H175V191H173ZM181 192H179V193H180V197H182L181 194H182V195L184 194V192H183V193H181ZM185 192H186V191H185ZM233 192H234V191H233ZM236 192H237V191H236ZM70 193H72V192H70ZM121 193H119V194H121ZM130 193H132V192H130ZM130 193H129V194H130ZM134 193H135V192H134ZM134 193H133V194H134ZM179 193H178V194H179ZM186 193H187V194H185V196H187V199H188V200H187L184 196H183V198L180 199V198L178 197V194H177V195L175 194V196H168V197H177L178 199H180L179 201H183V199L185 198V199H186L185 202L188 203V201H190V200H189L190 197L188 198V193H189V192H186ZM195 193L198 194V192H196V191H195V192H191L190 194L192 195L191 198H194V197H195L194 199L196 200V196H197V195H196ZM210 193H211V195H213V194H212V190H211ZM222 193H220V194H221V195H224V194H222ZM59 194H60V193H59ZM116 194H117V193H116ZM133 194H131V195H133ZM190 194H189V195H190ZM193 194H195L196 196L194 195V197H193ZM202 194H201V195L199 194V195L202 197V202H201V200H200V201H199V204L203 203V201H204L205 203L202 204V205H205V204L209 205L208 203H209V200L211 199V198H210L211 195L209 194V195H208L209 197H205L204 194H203V195H202ZM63 195H64V194H63ZM66 195H67V194H66ZM66 195H64V196H66ZM74 195H75V194H74ZM125 195H126V194H125ZM127 195H128V194H127ZM135 195H136V194H135ZM141 195H142V194H141ZM144 195H145V194H144ZM168 195H169V194H168ZM171 195H172V194H171ZM214 195H213V196H214ZM217 195H216V196H217ZM247 195H248V194H247ZM249 195H250V194H249ZM68 196H69V195H68ZM72 196H73V195H72ZM109 196H110V195H109ZM113 196H114V195H113ZM119 196H120V195H119ZM164 196H165V195H164ZM166 196H167V195H166ZM216 196H215V198L212 197V196H211V197L214 198V200H216ZM250 196L252 197V195H250ZM262 196H264V195H262ZM61 197H62V195L60 196V199L62 200L61 202L64 203L63 200H64L65 197H64V198H63V197L61 198ZM66 197H67V196H66ZM69 197H70V196H69ZM111 197H112V195H111ZM131 197H133V196H131ZM131 197H129V199H130ZM136 197H137V196H136ZM136 197H135V198H136ZM139 197L141 198V197H143V196H140V194H138V197H137L135 200H137V199L139 200V199H140ZM198 197H199V196H198ZM198 197H197V198H198ZM217 197H219V196H217ZM251 197H250V200H251V199L253 200L254 198H251ZM123 198L125 199V196H123ZM123 198L120 197L121 201L124 203L127 199L124 201ZM126 198H127V197H126ZM177 198H176V200H177ZM191 198H190V199H191ZM199 198H200V197H199ZM246 198H247V197H246ZM256 198H257V197H256ZM78 199H79V197H78ZM111 199H112V198H111ZM120 199H117V200H119V202H118L117 204L115 203V204H114L115 206H116V205L121 206L120 203L123 204V203L120 201ZM141 199H144V198H141ZM173 199L175 200V198H173ZM194 199H193V202H195ZM219 199H220V200H219ZM221 199H222V197H221V198H218L217 200L221 201ZM226 199H227V198H226ZM258 199H259V198H258ZM260 199H262V197H261ZM67 200H68V199H67ZM115 200H116V199H115ZM131 200H132V198H131ZM131 200H129V201H131ZM133 200H134V198H133ZM198 200H199V199H198ZM217 200H216V201H217ZM250 200H247V201L249 202ZM256 200H257V199H256ZM256 200H255V202H257ZM179 201H178V202H179ZM210 201H212V200H210ZM216 201H215V202H216ZM223 201H224V200H223ZM225 201H226V200H225ZM253 201H254V200H253ZM259 201H260V200H259ZM263 201H264V200L262 199V202H263ZM58 202L61 203L60 201H58ZM65 202H69V201H65ZM72 202H73V203L75 202V204H76L77 201H72ZM72 202H70V203H71V206H72V205L74 206L75 204H72ZM78 202L81 203L80 201H78ZM78 202H77V203H78ZM112 202H113V200H112ZM114 202H115V201H114ZM116 202H117V201H116ZM126 202H128V201H126ZM134 202H135V201H134ZM134 202H133V203H134ZM141 202H142V201H141ZM173 202H174V201H173ZM176 202H177V201H176ZM191 202H192V201H191ZM193 202H192V203H193ZM196 202H198V201L196 200ZM196 202H195V203H196ZM200 202H201V203H200ZM215 202L213 201V203H215ZM221 202H222V201H221ZM251 202H252V201H251ZM251 202H250V205L248 204L247 206H246V203L244 204V205L247 207V208H246V207H245V208L249 211V212L246 211V213L248 212L246 215H248V214L250 213L251 216H255V217H257L256 214L253 215L254 212L257 211V210L254 211V209H256L257 207L255 206V207H256V208H255L254 206H252ZM128 203H129V202H128ZM138 203H139V202H138ZM181 203H182V202H181ZM181 203H180V204H181ZM187 203H186V204H187ZM195 203L192 204V206H191V207H192V210L195 211V214H196V211H197V213H198V212H199V213L204 212V210H203L204 208H201L200 205H199V207H196V206L193 207V205H195ZM213 203L211 202V205H212ZM218 203H219V202H218ZM258 203H259V202H258ZM94 204H96V203H94ZM94 204H93V205H94ZM103 204H104V203H103ZM103 204H102V205H103ZM124 204H125V203H124ZM139 204H141V203H139ZM175 204H176V203H175ZM177 204H178V203H177ZM177 204H176V205H177ZM188 204L190 205V202H189ZM255 204H256V203H255ZM261 204H262V203H261ZM263 204H264V202H263ZM57 205H58V204H57ZM57 205H56V208H57ZM66 205H67V204H66ZM66 205H63V207H65ZM100 205H101V204H99L98 206H100ZM102 205H101V206H102ZM125 205H126V204H125ZM127 205H128V204H127ZM143 205H144V204H143ZM181 205H182V204H181ZM207 205H206V206H207ZM213 205H215V204H213ZM216 205H217V204H216ZM51 206H52V207H51ZM67 206H68V205H67ZM69 206H70V205H69ZM82 206H84V205H82ZM94 206H95V205H94ZM94 206H93V208H94ZM98 206L96 207V209H99V208H100V207H98ZM172 206H173V204H172ZM177 206L179 207V205H177ZM185 206H186V205H185ZM206 206H205V207H206ZM58 207H59V206H58ZM78 207H79V205H78ZM138 207H139V206H138ZM138 207H137V208H138ZM140 207H141V206H140ZM140 207H139V208H140ZM142 207H143V206H142ZM142 207H141L139 210H141ZM147 207H149V205H147ZM147 207H146V208H147ZM174 207H175V206H174ZM178 207H177V208H178ZM182 207H183V206H181V209H182ZM188 207H189V206H188ZM202 207H203V206H202ZM211 207H212V206H211ZM216 207H217V206L214 207V208H215L214 211H213V209H211V210L213 211V214L216 213V212H215V211H216ZM253 207H254V208H253ZM67 208H68V207H67ZM67 208H66V209H67ZM75 208H76V207H75ZM82 208H83V207H82ZM118 208L121 209L122 206H121V207H118ZM143 208H145V207H143ZM146 208H145V210H146ZM150 208L153 209L152 207H150ZM150 208H147V209H150ZM172 208H173V207H171L170 209H172ZM207 208H208V207H207ZM60 209H61V208H60ZM64 209H65V208H64ZM69 209H70V208H69ZM85 209L87 210L88 207H85ZM151 209H150V211H151ZM173 209H174V208H173ZM175 209H176V207H175ZM183 209H184V208H183ZM183 209H182V211H183ZM75 210H76V211H75ZM80 210H81V209H80ZM135 210H137V212H138V209H135ZM142 210H143V209H142ZM153 210H154V209H153ZM153 210H152V211H153ZM156 210H157V209H156ZM176 210H177V209H176ZM206 210H207V209H206ZM206 210H205L204 216H205V214H207L206 216H209L208 213H209V212L211 213L212 211L209 210V208H208V211H209V212L207 213ZM91 211H92V210H91ZM94 211H95V210H94ZM94 211H93V212H94ZM107 211H108V210H107ZM109 211H110V210H109ZM109 211L107 212V213H108V216L111 215V214H113V213H111V212H109ZM111 211H112V210H111ZM124 211H125V207H124ZM146 211H147V210H146ZM184 211H186V210H184ZM188 211H189V210H188ZM190 211H191V209H190ZM253 211H254V212H253ZM88 212H90V210H89ZM113 212H114V210H113ZM122 212H123V210L121 211V213H122ZM137 212H136V213H137ZM140 212H141V211H140ZM142 212L144 213L145 211H142ZM142 212H141V214H143ZM147 212H148V211H147ZM154 212H155V211H153V213H154ZM179 212H181V211L179 210ZM186 212H187V211H186ZM65 213H66V212H65ZM84 213H86V214H84ZM109 213H111V214H109ZM145 213H146V212H145ZM148 213H149V212H148ZM155 213H156V212H155ZM171 213H174V211H171ZM171 213H168V214L166 213L167 215H166V214H165V215H166L167 217H170L169 215H170ZM175 213H176V214H180V213H178V211L175 212ZM181 213H182V212H181ZM217 213H218V211H217ZM82 214H83V215H82ZM100 214H101V213H100ZM115 214H116V212L114 213V215H115ZM124 214H125V213H124ZM129 214H130V213H129ZM133 214H134V213H133ZM133 214H131V215H132V216H138L137 214H134V215H133ZM176 214H175V216H174V215H172V216H174V217L178 216V215H176ZM183 214H184V213H182V215H183ZM188 214H190V213H188ZM192 214H194V213H192ZM213 214H212V215H213ZM257 214H258V213H257ZM90 215H91V213H90ZM90 215H88V219L90 218V217H89ZM150 215H151V214H150ZM182 215L180 214L179 217H181ZM199 215H200V214H198V216H199ZM212 215H210V216H212ZM231 215H232V213H231ZM258 215H260V213H259ZM67 216H68V214H67ZM106 216H107V215H106ZM132 216H131V217H132ZM144 216H145V215H144ZM144 216L142 217V216L140 215L139 217H140V218L142 217V218L145 219ZM148 216H149V215H148ZM152 216H153V214H152ZM183 216L187 217V214H186V215H183ZM183 216H182V217H183ZM190 216H191V214H190ZM194 216H196V215H193V217H194ZM200 216H201V215H200ZM200 216H199V217H200ZM206 216H205V218H202V220H203V219H206L207 222H208V220H210L209 222L211 223L212 220L209 219L210 217H208V219H207ZM215 216H216V215H215ZM217 216H218V215H217ZM219 216H220V213H219ZM219 216H218V217H219ZM232 216H233V215H232ZM248 216H250V215H248ZM248 216H247V217H248ZM4 217H6V220H4ZM98 217H99V216H95L96 219H98ZM112 217H113V216H112ZM131 217H130L129 219H131ZM139 217H138V219H139ZM146 217H147V216H146ZM150 217H151V216H150ZM153 217H154V216H153ZM159 217H160V216H159ZM162 217L165 218V216H162ZM162 217H161V219L164 220V218H162ZM167 217H166V218H167ZM221 217H222V216H221ZM227 217H228V216H226L225 218H227ZM259 217H260V216H259ZM259 217H258V218H259ZM263 217H264V215H263ZM263 217H262V218H263ZM105 218H107V217H105ZM105 218H104V219H105ZM114 218H115V217H114ZM122 218H123V217H122ZM132 218H133V221L131 220V221H129V222H132V223H133L135 218H134V217H132ZM166 218H165V221H166V223L168 224L167 221H169V218H168V219H166ZM187 218H188V217H187ZM212 218L214 219L215 217H212ZM229 218H230V216H229ZM229 218H227V219H229ZM258 218H255V219H256V221L254 220L255 223L258 222V221H257ZM260 218H261V217H260ZM260 218H259V219H260ZM61 219H62L63 221H61ZM110 219H111V216H110V218L107 219V220H108V221L113 220V219H111V220H110ZM148 219H149V217H148ZM150 219H151V218H150ZM154 219H155V217H154ZM176 219H177V217H176ZM176 219H175V218H174V219L171 218L170 221L174 223V221H175ZM179 219H180V218H179ZM188 219L192 221L193 219H197V218L195 217V218H193V219H192V218H191V219L188 218ZM200 219H201V218H200ZM200 219H199V221H200ZM215 219H216V218H215ZM217 219H220V220H221L220 217L217 218ZM222 219H223V218H222ZM253 219H254V218H248V221H246L247 224H248V227L250 228V231H252L251 233H253L252 237L250 236L251 238H247V239L243 240V239L246 238L247 236L249 237V235H248V234H247V235L245 234L246 236L244 237V234H243L244 232H241V230H240V233L243 234L242 237H244V238L242 239V241H240V244H237V245H240L239 248H241V251H242V250L244 251V253H245L244 256H245V257L241 255V256H242V259L238 258V259L242 260L241 262H240V260H237L236 258H235V259L237 260V262L239 261V263H241V264H257V262H256L257 259L255 258V257H257V256H254V253H253L252 256H251V253H252L251 251H252V250H254L256 253H258V251H259L258 249H260V250H262V253H264L263 246H262V245H264V244H260V242H259L260 240H259V241L256 240L257 237L253 238V236H254L255 234L257 235V234L259 233V231H257V229H255V228L257 227V225H256L255 227H254L255 223H254V225H253V222H254ZM70 220H71V221H70ZM89 220H91V219H89ZM121 220H122L121 222L123 223V219H121ZM135 220H136V219H135ZM141 220H142V219H140L139 221H141ZM152 220H153V219H152ZM157 220H158V218H157ZM163 220L160 221V224H159V222H158V225H160V227H161V222H163L162 226H163V225L166 226V224H164L165 221H163ZM172 220H174V221H172ZM180 220H182V219H180ZM183 220H184V219H183ZM186 220H187V219H186ZM186 220H185V223H187ZM202 220H201V222H202ZM245 220H246V218H245ZM105 221H106V220H105ZM108 221H107V222H108ZM125 221H126V220H125ZM139 221H138V222H139ZM145 221H146V220H145ZM176 221H178V219H177ZM187 221H188V220H187ZM191 221H190V223L188 222V225H191V227H192V224H191L192 222H191ZM197 221H198V219L195 220V222H197ZM216 221H217V220H215V222H216ZM218 221H219V220H218ZM223 221H224V220H223ZM227 221H228V220H227ZM227 221H226V219H225V223H226ZM260 221H261V219H260ZM262 221H263V219H262ZM60 222L63 223L61 226L59 225ZM127 222H128V221H127ZM129 222H128V223H129ZM147 222H148V221H147ZM154 222H155V221H154ZM181 222H182V221H181ZM183 222H184V221H183ZM193 222H194V221H193ZM195 222H194V223H195ZM201 222H200V224H201ZM203 222H205V221L203 220ZM203 222H202V224H203ZM207 222H206V223H207ZM209 222L207 223L208 228H209V226L211 225ZM213 222H214V221H213ZM213 222H212V223H213ZM70 223H69V224H70ZM128 223H125V224H128ZM135 223H136V222H134V226H135ZM139 223H140V222H139ZM141 223H142V222H141ZM144 223H146V222H144ZM151 223H152V222H151ZM173 223H172V224H173ZM178 223H179V221H178ZM206 223H204V224H206ZM219 223H220V222H219ZM219 223H218V224H219ZM221 223H222V222H221ZM223 223H224V222H223ZM244 223H245V221H244ZM263 223H264V222H263ZM4 224H5V225H4ZM170 224H171V223H170ZM174 224H175V223H174ZM176 224H177V223H176ZM181 224H182V223H181ZM181 224H180V225H181ZM208 224H210V225H208ZM216 224H217V223H216ZM227 224H228V223H227ZM247 224H244V225H242L241 227H242L243 229H245L244 227H245ZM257 224H258V223H257ZM260 224H261V223L259 222L258 225H260ZM57 225H59V229H58V232H55V231H56V227H57ZM123 225H124V224H123ZM128 225H130V224H128ZM128 225H127V226H128ZM136 225H137V224H136ZM149 225H150V224H149ZM149 225H148V226L146 225V226L149 227V229L152 227L151 230H154V227H153V226L150 227ZM152 225H153V224H152ZM158 225H157V226H158ZM184 225H185V224L183 223V227H186V226L188 227V225H186V226H184ZM221 225H222V224H221ZM221 225H219V226H221ZM223 225L225 226V224H223ZM228 225H230V223H229ZM228 225H227V226H228ZM64 226H65V225H64ZM64 226H63V228H64ZM67 226H68V225H67ZM67 226H65V227L67 228V230H65L66 228H64L65 232H68V229L71 228L70 225L68 226V227H70V228H68ZM132 226H133V225H132ZM165 226H163V227H165ZM169 226H170V225H169ZM169 226L167 225L166 228L169 227ZM177 226H178V225H177ZM177 226H176L175 228H176L177 231H178L179 229L177 228ZM201 226H202V225H201ZM201 226L197 225V226H195V227H201ZM203 226H204V225H203ZM230 226L233 227L232 225H230ZM243 226H244V227H243ZM260 226H261V225H260ZM260 226H258V227H260ZM262 226H264V224H263ZM60 227H61V228H60ZM74 227H72V228H74ZM84 227H87L88 229H86V228H84ZM128 227H129V226H128ZM147 227H146V229H147V231H148L149 229H148ZM158 227H159V226H158ZM158 227H157V228H158ZM163 227H161L162 230H163ZM171 227H172V226H171ZM178 227H180V229L182 228V226H178ZM205 227H206V226H205ZM205 227H204V229H205ZM225 227H226V226H225ZM248 227H247V228H248ZM1 228H2V226L0 225V229H1ZM63 228H62V229H63ZM72 228H71V229H72ZM166 228H165V229H166ZM188 228L190 229V227H188ZM192 228H193V227H192ZM201 228H202V227H201ZM206 228H207V227H206ZM210 228H211V227H210ZM210 228H209V229H210ZM212 228H213V227H212ZM214 228H215V227H214ZM214 228H213V230H212V229H211V230H212V231H215V232H216V231H219V230H215L216 228H215V229H214ZM221 228H222V230H223V227H220V229H221ZM228 228H230V227H228ZM228 228H227V230H229ZM235 228H236V227H235ZM238 228H240V227H238ZM238 228H237V229H238ZM247 228H246V231L248 232L249 229L247 230ZM262 228H263V227H262ZM262 228H258V230H259V229H262ZM2 229H3V232H2ZM2 229L0 230V233L2 234V235H0V236H2L3 239L5 238L6 241H7V238H9V237H6L7 232H6V231L4 232V230H5L4 228H2ZM115 229H116V228H115ZM143 229H144V228L142 227L141 231H143ZM146 229H145V230H146ZM168 229H170V228H168ZM185 229H186V228H185ZM209 229H206L205 233L207 232V230L209 231ZM224 229H225V228H224ZM230 229H231V228H230ZM232 229H233V228H232ZM237 229H236V230L234 229V230H233V233H235L234 231H236V232L238 233V230H237ZM243 229H242V231H245V230H243ZM253 229H255V230H253ZM64 230H63V231H64ZM87 230H88V231H87ZM117 230H118V229H117ZM151 230H149L150 233H151ZM160 230H161V229L159 228L158 233H159ZM171 230H173V229H171ZM183 230H184V228H183ZM222 230H221V231H222ZM262 230H263V229H262ZM61 231H62V230H61ZM63 231H62V232H63ZM69 231H70V230H69ZM141 231H140V232H141ZM147 231H146V232H147ZM180 231H181V230H180ZM184 231H185V230H184ZM191 231H192V230H191ZM221 231H220V233H221ZM223 231H224V230H223ZM225 231H226V230H225ZM246 231H245V232H246ZM250 231H249V232H250ZM117 232H119V231H117ZM128 232H129V231H128ZM162 232H163V231H161V233H160V235L163 234V235H161V236H160L158 233L155 234V231L153 232L154 234H153V233H152V234H153V236L155 235V238H156V239H157L156 236L161 237L160 239H162V236H164V234H165V232H164V233H162ZM173 232H175V231H173ZM173 232H170V233H173ZM182 232H183V231H182ZM186 232H188V231H186ZM215 232H213V233H215ZM228 232H229V231H228ZM260 232H261V230H260ZM262 232H264V231H262ZM63 233H64V232H63ZM89 233H91V232H89ZM129 233H130V232H129ZM129 233H128V234H129ZM143 233H144V231H143ZM143 233L141 232V234H143ZM147 233H148V232H147ZM147 233H146V235H148ZM175 233H176V232H175ZM175 233H174V234H175ZM179 233H181V232H179ZM191 233H192V232H191ZM217 233H218V232H217ZM217 233H215V234H217ZM220 233H219V235H220ZM223 233H224V232H223ZM223 233H222V234H223ZM225 233L227 234V232H225ZM229 233H232V230H230ZM229 233H228L227 235H228V237H229V239H230V234H229ZM237 233H236V234H237ZM66 234H67V233H66ZM66 234H63V235H65V237H68V236H69L68 234H71V233L68 232V234H67L68 236H67ZM114 234H115V233H114ZM128 234H127V237H128V238H124V237L121 235V236L123 237V239H125V240L122 239L123 241H125V242L129 241V236H130V235L128 236ZM132 234H133V232H132ZM141 234H136V235L138 236V235H141ZM174 234H172V236H173ZM176 234H177V233H176ZM182 234H185V233H181V235H182ZM188 234L190 235V233H188ZM188 234L186 233L187 237H190V238H191V236H188ZM198 234H200V233H198ZM215 234H214V235H215ZM222 234H221V235H222ZM249 234H250V233H249ZM9 235H8V236H9ZM53 235H55V236H53ZM118 235H120V234L118 233ZM118 235H117V236H118ZM134 235H135V234H134ZM146 235L144 234L143 237L146 236ZM150 235H151V234H150ZM150 235H149V236H150ZM166 235H167V234H166ZM178 235H179V234H178ZM181 235H180V236H181ZM224 235H225V234H223V236H224ZM231 235H233V234H231ZM238 235H240V234H238ZM256 235H255V236H256ZM89 236H90V237H89ZM137 236H136V237H137ZM149 236H148V237H149ZM200 236L202 237V235H200ZM204 236H206V235L204 234ZM211 236H212V234H211ZM215 236H216V235H215ZM225 236H226V235H225ZM225 236H224V237H225ZM233 236H234V235H233ZM233 236H231V238H232V240H235L234 238H236L235 236H237V235H235L234 238H233ZM258 236L263 237L262 234H261V235H258ZM102 237H103V236H102ZM102 237H101V238H102ZM115 237H116V234H115ZM115 237L113 236V240H114ZM122 237H121V238H122ZM130 237H131V236H130ZM138 237H142V236H138ZM143 237H142V239H143ZM165 237H166V236H165ZM168 237H169V236H168ZM175 237H176V236H175ZM175 237H172V238L174 239ZM177 237H178V236H177ZM185 237H186V236H185ZM187 237H186V239H187ZM201 237H200V238H201ZM208 237H210V236H208ZM208 237H207V238H208ZM237 237H238V236H237ZM240 237H241V236H240ZM57 238H58V237H57ZM59 238H60V237H59ZM117 238H120V237L118 236ZM166 238H167V237H166ZM166 238H165V240H163V241H165V242H163V241H162V242H163V244L166 243V244H164V245H168V247H170V246H169L170 244H167V242H169V241L166 242ZM183 238H184V237H183ZM193 238H194V234H193ZM193 238H191L189 241H186V239H185V242H183L184 240H179V243H182V242H183V244H178L177 242H176V243H177V245H179L180 247H181V245H182V246H183V245L187 246L186 244H188V246H189L190 243L192 244L193 241H195V240H193ZM195 238H197V237H195ZM200 238H199V239H200ZM225 238H226V239H225ZM225 238H223L222 244H225V246H226L225 248H227V245H228L229 243H227V242H226L227 244L224 243V242L227 240V237H225ZM3 239H2V244H3L2 246H4V243H5V244L7 243L6 241L4 242ZM41 239H40V240H41ZM70 239H72V237H71ZM81 239H80V240H81ZM103 239H104V237H103ZM126 239H127V240H126ZM133 239H134V238H133ZM147 239H148V238H147ZM147 239H146V241H148ZM169 239H171V238H169ZM169 239H167V240H169ZM173 239H172V240H173ZM188 239H189V238H188ZM188 239H187V240H188ZM202 239H204V238H201V240H202ZM208 239H209V238H208ZM210 239H211V238H210ZM210 239H209V240H210ZM224 239H225V240H224ZM229 239H228V240H229ZM259 239H260V238H259ZM0 240H1V237H0ZM8 240H9V239H8ZM40 240H39V241H40ZM54 240H56V241H54ZM59 240H60V242H61V241H62V238L59 239ZM63 240H64V238H63ZM67 240H68V239H67ZM67 240H66V241H67ZM72 240H73V239H72ZM72 240H71V241H72ZM89 240H91V239H89ZM89 240H88V241H89ZM122 240H121V241H122ZM150 240H154V238L151 239V237H149V243H150V244H151V243H154V242H150ZM158 240H159V238H158ZM158 240H157V241H158ZM172 240H170L169 243H172V242H173ZM175 240L178 241V238L175 239ZM175 240H174V241H175ZM209 240H208V241H209ZM212 240H213V237H212V239H211L210 241H212ZM215 240H216V239H215ZM232 240H231V241H232ZM239 240H240V239H239ZM71 241H70V242H71ZM104 241H105V240H104ZM115 241H119V239L116 240V238H115ZM130 241H131V240H130ZM132 241H135V242H136V240H132ZM144 241H145V240H144ZM146 241H145V242H146ZM171 241H172V242H171ZM181 241H182V242H181ZM202 241L204 242L205 240H202ZM202 241H200V243H201ZM206 241H207V239H206ZM208 241H207V242H208ZM210 241H209V242H210ZM3 242H4V243H3ZM8 242H9V241H8ZM63 242H64V241H63ZM109 242H110V241H109ZM140 242H141V240H140ZM187 242H190V243H187ZM195 242L199 243V240H198V241H195ZM195 242H194V243H195ZM213 242H215V241H213ZM213 242H212L211 244H214V246H215V243H216V242H215V243H213ZM228 242H230V240H229ZM258 242H259V243H258ZM261 242H262V241H261ZM21 243H20V244H21ZM68 243H69V242H68ZM68 243H67V244L64 243L65 246L67 245V247H65L64 245L62 246V247H64V250H66V248H69V247H70V245H69L70 243H69V244H68ZM81 243H82V242H81ZM112 243H113V242H112ZM120 243H121V242H119V244H120ZM143 243H144V242H143ZM149 243L146 242V244H148V245H149ZM184 243H185V244H184ZM217 243H218V242H217ZM217 243H216V246L219 248L220 244H217ZM219 243H220V241H219ZM235 243H236V242H235ZM28 244H29V243H28ZM32 244H33V242H32ZM32 244H31V245H32ZM36 244H37V243H36ZM59 244H60V243H59ZM62 244H63V243H62ZM93 244H94V243H93ZM117 244H118V242H117ZM119 244H118V245H119ZM123 244H124V243H123ZM123 244H122V247L124 248ZM130 244H131L132 246H136V247L138 246V244H136V243H134V245H133L131 242H129V245H130ZM135 244H136V245H135ZM154 244H155V243H154ZM203 244H204V243H203ZM9 245H10V244H9ZM34 245H35V244H34ZM55 245H56V246H55ZM111 245H112V244H111ZM113 245H114V244H113ZM129 245H128V246H129ZM131 245H130V246H131ZM143 245H144V244H143ZM155 245H156V244H155ZM158 245H160V244L158 243ZM172 245H174V244H172ZM175 245H176V244H175ZM175 245H174V246H175ZM192 245H194V244H192ZM199 245H200V244H199ZM205 245H207L206 242H205ZM205 245H203V246H205ZM218 245H219V246H218ZM229 245H230V244H229ZM229 245H228V248L230 247ZM109 246H110V245H109ZM109 246H107V247H109ZM115 246H116V245H115ZM128 246L125 245V247H127L126 249L129 248ZM140 246H141V245H139L138 248H140ZM149 246H152V245H149ZM188 246H187V247H188ZM203 246H201V247L198 246V247H197V246L194 245V246H191V248H189L188 250L186 249V251H189L190 253H195V254L197 253V254H196V255H197V258H198V259L196 258V259L198 260L197 262L195 261V259H194L193 256H190V255H186V254H184L183 251H182V249H181V251H180V248H178V247H176V248L179 249L177 252H175V249H176V248L173 247V246H171V248H168V250H170V252H171V250L174 251L175 256L173 255L174 253L172 254L173 256H172V255L170 256V255H168V254H167V255H168V257L170 256L172 259H175V261H177L178 264H205V263H207V264H208V263H209V264H218L219 262H221V264L224 263V262L222 263V258L220 257V258H221V259H220V258L217 256V255H219V254H217V255L215 254V256L218 257V258H217L218 261L216 262V260H215V258H214V256H213V253H214V252H212V250H213L214 247H211L212 250H211V248H210V249L208 248V249H209V252H211L212 254H210V253L207 251V253H209V256H208L207 253H206L207 257H205L206 255L203 254V253H204L203 251L205 250V247H203ZM210 246H212V245H210ZM233 246H234V245H233ZM7 247H8V249H9V246H8V245H7ZM11 247H12V246L10 245V248H11ZM36 247H37V246H35V248H36ZM54 247H55V248H54ZM59 247H60V246H59ZM107 247H106V248H107ZM136 247H135V248H136ZM141 247H142V246H141ZM158 247H159V246H158ZM208 247H209V246H208ZM217 247H215V248H217ZM1 248H2V247H1ZM35 248H34V249H35ZM37 248H38V250H39V245H38ZM37 248H36V249H37ZM135 248H134V249H135ZM145 248L147 249V246H145ZM172 248H173L174 250H173ZM183 248H184V246H183ZM215 248H214V249H215ZM222 248L224 249L223 245L221 246V249L218 250V253H219V251H223V252H220V253H223V254L225 255V253H224L225 251L222 250ZM228 248H227V249H228ZM11 249H12V248H11ZM58 249H61V248H58ZM62 249H63V248H62ZM69 249H70V248H69ZM84 249H85V247H84ZM91 249H92V247H91ZM93 249H95V248L93 247ZM108 249H109V248H108ZM110 249H111V247H110ZM120 249H122V248L120 247ZM126 249L124 248V250H126ZM134 249H133V250H134ZM143 249H144V248H143ZM148 249H149V248H148ZM151 249H152V248H151ZM160 249H161V248H160ZM160 249H159V250H160ZM208 249H207V250H208ZM234 249H235V248H234ZM234 249H233V252L230 251L232 254L234 253ZM9 250H10V249H9ZM43 250H44V249H43ZM45 250H44V251H45ZM67 250H68V249H67ZM87 250H85V251H87ZM95 250H96V249H95ZM113 250L115 251V249H113ZM113 250H111V251H113ZM124 250H123V252H126L128 255L125 253V254H126V257L123 258V257H120V256L122 255V254H121L119 257H120V258H123L122 261H123L124 259H126V258L129 256L130 252H132V248H131V251H130V252H129V250H127L129 253H128L127 251H124ZM137 250H138V249H137ZM152 250H153V249H152ZM157 250H158V249H157ZM161 250H162V249H161ZM161 250H160V252H161ZM163 250H164V249H163ZM163 250H162V252H165V253L168 252L167 248L165 249V250H167V252H166V251H163ZM229 250H232V249H229ZM256 250H258V251H256ZM11 251H12V250H11ZM34 251H37V250H34ZM60 251H62V250H60ZM91 251H92V250H90L89 253H90ZM109 251H110V250H109ZM116 251H117V248H116ZM116 251H115V252H116ZM120 251H121V252H119V253H123L122 250H120ZM134 251H135V250H134ZM147 251H148V250H147ZM205 251H206V250H205ZM214 251H215V250H214ZM226 251H227V250H226ZM254 251H253V252H254ZM8 252H9V251H8ZM65 252H66V251H65ZM92 252H94V251H92ZM92 252H91V256L87 253V254H88L87 257H88V258H91L90 261H91L92 259H93V260L95 259L94 254H93ZM138 252H139V251H138ZM138 252H137V253H138ZM144 252H145V251H143V255H144ZM158 252H159V251H158ZM160 252H159V256H160ZM170 252H169V253H170ZM184 252H185V251H184ZM239 252H240V251H239ZM13 253H14V252H12L11 254H13ZM55 253H57L58 256H59V255L61 256V255H62L61 253H64V252H61V253L59 254V252H57V250H56ZM66 253H67V252H66ZM66 253L64 254V256H66ZM85 253H86V252H85ZM111 253H112V252H111ZM119 253H117V254H119ZM140 253H142V252H140ZM154 253H155V252H154ZM186 253H188V252H186ZM215 253H217V251H215ZM240 253L242 254V252H240ZM1 254H2V253H1ZM3 254H5V253H3ZM3 254L1 255L2 257H3ZM7 254H9V256H11L10 253H7ZM35 254H36V253H35ZM35 254H34V255H35ZM67 254H68V253H67ZM69 254H70V250H69ZM69 254H68V256H69ZM87 254H86V255H87ZM92 254H93V256H92ZM95 254H97V252H96ZM125 254H124V256H125ZM132 254H133V252L131 253V255H132ZM148 254H149V253H148ZM148 254L145 255L146 258H147V256H148ZM152 254H153V253H152ZM156 254H157V253H156ZM170 254H171V253H170ZM223 254H221V255H219V256H223ZM226 254H227V252H226ZM259 254H260V253H259ZM111 255H112V254H111ZM114 255H115V253H114ZM114 255H113V256H114ZM131 255H130V257H132ZM153 255H154V254H153ZM191 255H193V254H191ZM227 255L229 256V253H228ZM230 255H231V254H230ZM237 255H238V253L236 254V257H237ZM5 256H6V255H5ZM5 256H4V257H5ZM7 256H8V255H7ZM12 256H13V255H12ZM50 256H51V257H50ZM58 256H57V257H58ZM68 256H66V258H67ZM95 256H97V255H95ZM122 256H123V255H122ZM145 256H144V257H145ZM157 256H158V255H157ZM159 256H158V257H159ZM194 256H195V255H194ZM228 256H225V257L223 256V257H224L225 259H226V258H227V259L231 258L230 256H229V258H228ZM231 256H232V255H231ZM234 256H235V254H233V257H234ZM14 257H15V256H14ZM53 257H52V258H53ZM92 257H94V258H92ZM100 257H101V256L98 257V258H99V262H97L98 258H96L94 262H97V263L101 264V262H102L103 260H105V258L101 261ZM116 257H117V256H116ZM140 257H141V256H140ZM148 257H149L150 259H151V258L153 259L152 256L150 257V254H149ZM158 257H155V259L157 258V260H158V261L156 260L157 263H158L159 260H160V259H159L160 257H159V258H158ZM162 257H163V256H162ZM162 257H161V258H162ZM204 257L207 259L206 261H205V258H204ZM233 257H232V258H233ZM239 257H240V256H239ZM243 257H244L245 259H243ZM6 258H7V257H5L4 259H6ZM9 258H10V257H9ZM45 258H46V257H44V259H45ZM54 258H55V257H54ZM58 258H59V257H58ZM58 258H57V259H58ZM63 258H64V257H63ZM101 258H102V257H101ZM171 258H167V259L165 258V259H166V260L170 259L169 261L172 262V264H173L174 262H173V260H172ZM263 258H264V257H263ZM38 259H39V258H38ZM42 259H43V258H42ZM44 259H43V260H44ZM55 259H56V258H55ZM57 259H56V260H57ZM67 259H68V258H67ZM108 259H109V258H108ZM108 259H107V260H108ZM118 259H119V258H118ZM127 259H131V258H127ZM140 259H142V258H140ZM152 259H151V260H152ZM208 259H209V260H208ZM219 259H220L221 261H219ZM225 259H224V260H225ZM0 260H1V259H0ZM6 260H7V259H6ZM6 260H3V261L6 262ZM15 260H16V259H15ZM56 260H55V261H56ZM93 260H92V261H93ZM107 260H105V261H107ZM135 260H136V259H135ZM145 260H146V259H145ZM145 260L142 259L141 261H145ZM163 260H164V259H163ZM224 260H223V261H224ZM229 260H230V259H229ZM260 260H261V259H260ZM39 261H40V260H39ZM41 261H42V260H41ZM57 261H58V260H57ZM225 261H227V260H225ZM263 261H264V259H263ZM50 262L52 263V262H53V259H52V261L50 260ZM50 262L48 261V264H50ZM94 262H93V263H94ZM103 262H104V261H103ZM103 262H102V263H103ZM107 262L110 263V261H107ZM107 262H106V263H107ZM125 262H126V261H125ZM177 262H176V264H177ZM252 262H255V263H252ZM258 262H259V261H258ZM2 263H3V262H2ZM34 263H35V262H34ZM45 263H46V262H45ZM104 263H105V262H104ZM135 263H136V261L134 262V264H135ZM137 263H139V262H137ZM137 263H136V264H137ZM147 263H148V262H147ZM149 263H151V262H149ZM149 263H148V264H149ZM168 263H169V262H168ZM226 263H227V262H226ZM239 263H237V264H239ZM262 263H263V262H262ZM0 264H1V263H0ZM17 264H18V262H17ZM35 264H36V263H35ZM46 264H47V263H46ZM54 264H55V263H54ZM57 264H58V263H57ZM91 264H92V263H91ZM94 264H95V263H94ZM124 264H125V263H124ZM142 264H143V263H142ZM144 264H146V263H144ZM174 264H175V263H174ZM224 264H225V263H224ZM259 264H260V263H259Z\"/></svg>",
	"mask_w": 264,
	"mask_h": 264
}]
</instances>
